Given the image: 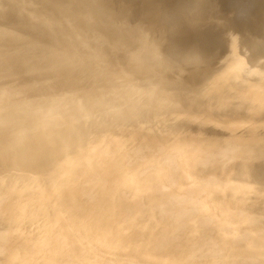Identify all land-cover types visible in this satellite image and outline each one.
<instances>
[{
    "label": "rangeland",
    "instance_id": "374dc122",
    "mask_svg": "<svg viewBox=\"0 0 264 264\" xmlns=\"http://www.w3.org/2000/svg\"><path fill=\"white\" fill-rule=\"evenodd\" d=\"M12 3H11V2ZM10 1H8V0H1L0 1V10H1V7L3 8V13H2V10L0 11V14L2 13V14H6V16H7V18L8 19H6V16L5 15H0L1 17H2V19L4 18V20H0V57L1 58H4V59H1L0 58V154H3L0 158H1V160H0V169L2 168V170L3 171H1L0 170V172H6L3 168H5V166L7 167L6 169H8L9 171H7V172H9L10 174H8L7 173V181H5L6 180V175L4 176L3 174H6V173H3V174H1L0 173V176L2 175L3 176V178H5V179H0V182H2V181H4V183H0V191H4V193L5 192H10V194L12 195L13 194V197L11 196V199H12V203H11V206L13 207V209L11 208V206L10 205H7V206H4V207H2L1 209H0V264H11V263H14V264H21V262H23L24 264H37L38 263V261L41 263V261L42 262H44V263H42V264H49L50 262H52L53 264H64V263H70V262H74V263H72V264H78L80 261H83L82 259H84V258H86V257H88L87 258V260H88V263H90L91 264V262H93L94 261V259H95V261H96V257H97V263L96 264H107L108 262H110V263H108V264H123L125 261L127 262L128 260H131V257L132 258H134V259H132L131 260V264L134 262V264H171L170 262H172L173 264H176V263H174L175 261L174 260H169V258L168 257H170V258H172V259H174L175 257L173 256V255H177L176 257H177V259L179 258V261L176 259V261H177V264H191L190 263V259H193L191 262H192V264H193V262H196V264L197 263H203V264H208L209 262H208V260L210 261L211 259H210V257L212 258V259H214V261H215V259H216V261L217 262H215L216 264L217 263H221V264H234V263H236V264H241V261L243 260V258H244V263L246 262H248L249 260H246L245 261V258H247L248 259V257L246 256L248 253H250L248 256H249V258H250V261L253 259V257L252 256H254V255H256L255 256V258L256 259H253L254 261H256V260H259V257L261 256V255H263V252H264V246H262V245H264V243L263 244H261L262 243V241L264 240V233H263V231H264V213H262V212H264V204H263V202H264V190H263V186H264V184L262 185V183H264V182H261V180L263 179V181H264V147H263V143H264V141H263V143H262V141L260 140V139H258V140H260V142H258L257 141V139H255V138H257V136H255L256 135V133H255V138L253 139V135L251 136L252 137V140H251V138H250V136L248 137L247 135H246V137L245 136H242V133H241V130L240 129H242L243 131L242 132H244V130H246V129H244V128H248V131L250 130V127H252L251 125H254L255 123V125H257V126H259V127H257V128H259L258 130H262V132H261V134L260 135H263L264 134V107L262 108V106H260V105H264L263 103H264V99L262 100V96H263V98H264V90H263V88H264V86H262L263 88H261V85L262 84H264L263 82H264V62L261 64L260 62V60L259 61H256L257 60V58L256 57H254V55L256 56V51L258 50V48H257V45H259L258 47L260 48L259 50H258V52L260 51V52H262V53H264V41H263V39L262 38H264V37H261V35H258V36H260V37H257V35L254 33V35L252 34L253 32H255V30L256 31H258V29L259 28H263L262 29V32L264 33V27H263V25H264V21H263V19H264V0H220V1H222V3L220 4L219 2L220 1H218L217 2V0H194V2L195 3H193L192 1L193 0H184V1H182L181 2V0H177L176 2L173 0V4L175 5V4H177L178 3V5L179 6H174V5H172L171 3L172 2H170V0L167 2V0L165 1V0H163V1H165L164 3H162L161 4V1H160V3L158 4L157 2H154V0L151 2H149V5H145L144 3H143V0H141V2H140V0H138L139 2H137V5H135V4H133L134 6H137V8H140V6H141V8H140V10H139V13H142V14H144L143 16L141 15H139V13H135V11L137 12L138 10H137V8L135 7L134 9H135V11L132 9V8H130L131 10H133V12L135 13V14H133L134 16H136V15H138L136 18H134V19H131L132 17H133V15H132V11L131 12H127L126 14H127V17L126 18H129V19H126L125 17V19L126 20H131V21H129L131 24V28H130V31H131V33H130V31H129V27L127 26V24H126V20L124 19H122L123 18V16H126V15H124V14H122L121 13V11L120 10H122V9H119V7L120 6H122L125 2L127 3V2H129L130 3V1H125V2H123L122 0H119V2L120 1H122V3L123 4H121V2L119 3L117 0V3H119V4H121V5H119V4H117V6L116 7H118V10L120 11V13H118V11H117V8H116V11H117V14H119L120 16L121 15H123L122 16V18H120V16L118 15V18H117V16L116 15H114V13H116V12H114L113 14H111V16L113 15V20H111L110 19V14H109V12H112V10H115V8H111L112 10L110 11L109 10V7H111L112 5H110V4H112L113 3V5L115 6V4H116V2H115V0L112 2V0L110 1V0H108V2H106L105 0H98V1H96V0H75V1H69V0H63V2L65 3V6L62 8V6L64 5L63 4V2H62V0L61 1H59V3H58V0H55L54 1V5H55V8H53L52 7V5H53V2H51L52 0H10ZM15 1V2H14ZM29 1V2H28ZM37 1H38V3H37ZM43 1V2H42ZM49 1V2H48ZM102 1V2H101ZM104 1V2H103ZM133 1H135V0H133ZM149 0H146V1H144V2H148ZM156 1H158V0H156ZM158 1V2H159ZM199 1H201V2H199ZM211 1H212V3H211ZM247 1H248V3H247ZM258 3H257V2ZM56 2V3H55ZM85 2H87V3H85ZM94 2V3H93ZM106 2V6H105V3ZM112 2V3H111ZM131 2H132V0H131ZM175 2V3H174ZM186 2H188V3H186ZM190 2H192V3H190ZM203 2V3H202ZM207 2H208V5H207ZM215 2H216V5L217 6H215ZM231 2V3H230ZM232 2H233V4H232ZM246 2V3H245ZM251 2V3H250ZM262 2V3H261ZM4 4V6H3V4ZM13 3H15V4H13ZM17 3H18V5H17ZM31 3V4H30ZM33 3V4H32ZM48 3V4H47ZM50 3H52V4H50ZM76 4V7H75V9L78 11V15L80 14V13H82L81 15H80V17L79 16H77V14L75 15H72L71 16V13H75L76 12V10L74 9V7H72L71 8V4ZM81 5H80V4ZM86 4V7L88 8H90L92 5H94V7L96 6V7H98L99 8V10L100 11H98V10H96V7H95V9H94V7L92 8V9H94L95 11L93 12V14H92V9L90 8H88V10L89 11H91L90 13L88 12V14L90 15V14H92V16L95 14V12H96V14L98 13V12H101V11H104L103 10V8L104 7H106L105 9L107 10V6H108V11L106 12V10L104 11L105 12V14L107 13V14H109V16H108V18L110 19V20H106V19H108L106 16L107 15H104V13L102 12V14L101 13H98L97 14V17H96V14L93 16V18H91V16L88 18L87 16H89V15H83L84 13H86L87 14V9H86V7H84L85 5L84 4ZM98 3H102L101 4V6H100V4H98ZM136 3V2H135ZM140 3H141V5H140ZM151 3V4H150ZM155 3H157V6H155L156 4ZM181 3V4H180ZM190 3V5H188ZM198 3V4H197ZM205 3V4H204ZM211 3V4H210ZM235 3V4H234ZM256 3V4H255ZM10 4V5H9ZM20 4H22V5H20ZM40 4V5H39ZM45 4H47L46 6H45ZM58 4V5H57ZM67 4H69V7L71 8V9H68V7H66L67 6ZM80 5L79 7L80 8H77V6L78 5ZM108 4V5H107ZM165 4V5H164ZM167 4H170V6H172L171 8H170V6L167 8ZM218 4L220 5V8H219V6H218ZM13 5V6H12ZM29 6V8H28V6ZM53 5V6H54ZM57 5V6H56ZM59 5H60V7H59ZM62 5V6H61ZM125 5V4H124ZM128 6L130 5V4H127ZM125 6L126 8H127V10L129 9V7L128 6ZM131 5H132V3H131ZM130 5V7H134V6H131ZM140 5V6H139ZM145 5V6H147L146 8H147V10L146 9H143V6ZM151 5V6H150ZM159 5V6H158ZM164 5V6H163ZM181 5V6H180ZM186 5H187V7H186ZM204 5V6H203ZM213 6V7H211V9H210V6ZM238 5H239V7H238ZM259 6L260 5V7H256L255 8V6ZM9 6V7H8ZM21 6V7H20ZM36 6V9L34 8ZM44 6V7H43ZM50 7V8H48V7ZM75 6V5H74ZM83 6V7H82ZM113 6V7H114ZM139 6V7H138ZM145 6H144V8H145ZM148 6H150V7H148ZM157 7V9H155V8H153V7ZM161 6V7H160ZM189 6H192L191 8L189 7ZM206 6V7H205ZM208 6H209V8H208ZM214 6H215V8H217V10L214 8ZM237 6V7H236ZM252 6V7H251ZM38 7H39V11H38ZM42 7V8H41ZM57 7H58V9H60L59 11H58V9H57ZM152 7V8H151ZM159 7V8H158ZM163 7V9H161ZM176 7H177V9L179 10V11H177V9H176ZM184 7H185V9H187V10H185L184 9ZM194 7V8H193ZM195 7H197L196 9H195ZM203 7H205V8H203ZM229 7V8H228ZM250 8V10H252L253 9V7H254V9L252 10V11H254L255 12V15L256 14H258L257 12H259V16H253V17H255V18H249L250 20H248V21H251V20H253V22H254V20H257L258 22L261 20V22L260 23H262L263 22V24H261L260 25V27H258V28H256L257 27V25H258V22H256L255 21V23H257L256 24V27L254 28L253 26L255 25V23L253 24V22H252V25H251V22H249L248 23V21L246 22L245 20V14H243L244 16H242V11H243V9L244 10H246L247 8ZM29 9V11H28V9ZM53 8V9H52ZM67 10H71L70 11V14H69V11H68V13L67 12H62V11H67ZM82 8H84V9H86V12L84 11V9H82ZM97 8V9H98ZM120 8H122V7H120ZM126 8H123V10L125 9V11H124V13L126 12ZM151 8V9H150ZM168 10H167V9ZM193 8V11L192 10H190V13L188 12L189 11V9H192ZM203 8V10H201V9ZM214 8V9H213ZM234 8H235V10H234ZM246 8V9H245ZM248 8V9H249ZM9 9V10H8ZM10 9H12V10H10ZM13 9H15L14 11H13ZM32 9V10H31ZM41 9V10H40ZM48 9V10H47ZM51 9L53 10V12H51ZM81 11H80V10ZM148 9H149V11H148ZM170 9H172V10H170ZM174 9V10H173ZM220 9V10H219ZM242 9V10H241ZM247 9V10H248ZM5 10V11H4ZM16 10H18L17 12H15ZM25 10H27V11H25ZM31 10V11H30ZM36 12H35V11ZM48 11V13H46V14H43V13H45V12H47ZM75 10V11H74ZM122 10V11H123ZM145 10V11H144ZM164 10H166L167 11V13L170 15L171 13L173 14V16L172 15H166L167 13L164 11ZM172 11V12H170V11ZM182 10V11H181ZM183 10H185V11H183ZM197 10H199V11H197ZM215 11L214 13H212V14H214V15H212L211 14V11ZM231 10L233 11V13L230 15L228 12H231ZM250 10H248V13L247 12H245L246 14H249L250 13ZM10 11V12H9ZM38 11V12H37ZM51 13H50V12ZM84 11V12H83ZM98 11V12H97ZM148 11V12H147ZM164 11V13H162V15L163 14H165V16L163 15H161V12H163ZM194 11H196V13L194 12ZM202 11H204V13H205V15H203L202 14ZM210 11V12H209ZM220 12V14H219V12ZM223 11H225V12H223ZM237 11H239V13L237 12ZM241 11V12H240ZM251 11V12H252ZM19 12V13H18ZM24 13V15H23V13ZM42 12V13H41ZM147 12V13H146ZM174 12H175V15H174ZM180 12V13H179ZM185 12H186V15H187V17L188 18H186V15H185ZM192 12V13H191ZM198 12V13H197ZM207 12H209L210 14H208ZM217 12V13H216ZM226 14V15H228L229 14V16H228V18L229 17H231V18H229L230 20H231V23H229L228 22V24L230 25H235V23H233V22H235L236 21V25L234 26L235 28H236V32L237 33H234L235 35L232 37V36H229V35H227V33L225 32L226 30L224 29V28H226V26L225 25H222V21L225 19V20H227V21H230V20H228V18H225V15L223 14ZM263 12V13H262ZM8 13V14H7ZM11 13H14V14H11ZM18 13V14H17ZM22 13V14H21ZM41 13V14H40ZM63 13H64V15H63ZM67 13V14H66ZM128 13H130L129 15L131 16V18L130 17H128ZM151 13V14H150ZM156 13H157V15H156ZM182 13V14H181ZM244 13V12H243ZM47 14H48V16H47ZM52 14H54V20H53V15ZM56 14V15H55ZM65 14H66V16H65ZM100 14H101V16H100ZM149 14V15H148ZM159 14V15H158ZM193 14V15H192ZM195 14H196V16H195ZM201 14H202V16H201ZM208 14V15H207ZM216 14V15H215ZM218 14V15H217ZM234 14V15H233ZM260 14H261V16H260ZM11 15H12V17H11ZM14 15V16H13ZM17 15V16H16ZM19 15V16H18ZM26 15H29V17L27 16V18H26ZM31 15V16H30ZM42 15V16H41ZM52 15V16H51ZM156 15V16H155ZM161 15V16H160ZM182 15H183V17H182ZM185 15V16H184ZM193 17H192V16ZM198 15V16H197ZM211 15V16H210ZM263 15V16H262ZM5 16V17H4ZM23 16V17H22ZM37 16V17H36ZM40 16V17H39ZM69 16H71V17H69ZM76 16V17H75ZM82 16H86V17H82ZM105 16V17H104ZM158 16V20H157V22H154V23H151V24H156V23H158L156 26H154L153 27V25H151V24H149L150 23V21L151 22H153V21H156V19L154 20L153 18H155V17H157ZM169 16V17H168ZM178 16L180 17V19L181 20H179V19H176V18H178ZM189 16H190V18H189ZM219 16V19L217 18ZM234 16L236 17V16H238V21H240V22H242V23H247V24H243V26H245L246 27V30H247V28L249 27V25H251V29H254L253 31H251V35H253V36H251V40L250 39H248V38H250V34H248L246 31H244L245 30V27H243L242 25H240V24H242V23H240V22H238L237 20H235L234 19ZM13 17H14V19H13ZM18 17H19V20H18ZM42 17H45V19L43 18L42 19ZM47 17V18H46ZM48 17H49V19H48ZM75 17V18H74ZM94 17H96L95 19V21H97V18H98V20H101V21H103V22H101V21H97L98 23H103V25H101V23L100 24H98V26L97 27H95L94 28V26H95V24H96V22H94V23H91L90 21V23L91 24H93V26H91V28H90V26H88L87 24H90V23H88V22H85L86 20H91V19H93V21H94ZM100 17H101V19H100ZM104 17V18H103ZM140 17H142V18H140ZM145 17V18H144ZM147 17V18H146ZM153 17V18H152ZM159 17H161L163 20H167L168 19V21H169V19H170V21L167 23V22H165L166 24H165V27H167V25L171 22V23H173L171 26H172V28H164V25H163V23H160L161 21H162V19L161 18H159ZM171 17V18H170ZM199 17H201V19H199ZM202 17H203V19L205 20L204 21V23L206 24V22H208V20H210V18H211V22H212V17L215 19V21H213V22H215V24H218V25H215L213 22V24L212 23H208V24H210V27L208 26L207 27V25L208 24H206V26H205V24L204 23H202V25H204L205 27H203L202 25H201V23H200V26L201 27H199V24L197 23V21H198V19L202 22ZM210 17V18H209ZM242 17V18H241ZM259 17H261V18H259ZM11 18V19H10ZM21 18H22V21H21ZM26 18V19H25ZM38 18L40 19V20H38ZM58 18V19H57ZM68 18H70V21L68 20ZM76 18H78L77 19V21L79 20L80 21V23H79V21L77 22V21H75L76 20ZM83 18H84V20H83ZM87 18V19H86ZM106 18V19H105ZM112 18V17H111ZM137 18H140V19H138V21L139 22H142V21H140V20H146V19H148L147 21V24H144L145 22L143 21V23L141 24V23H139L140 24V26H141V28L144 26V25H147V26H149L150 25V27L149 28H147V26H146V28L147 29H150L151 28V32L150 31H146L147 29L145 28V26H144V28L145 29H137V28H135V26H137L138 25V23H137ZM206 18V19H205ZM240 18H241V20H240ZM244 18V19H243ZM13 19V20H12ZM25 19V22L23 21ZM34 19H36L35 21H32V20ZM172 19V20H171ZM177 20V21H174V20ZM183 19H186L185 20V22L184 23H182L184 20ZM217 19V20H216ZM9 20V21H8ZM28 20H29V22H28ZM48 20V21H47ZM56 20V21H55ZM62 20H64V21H67V24L69 23L70 24V26L71 25H74V26H76L77 27V29L78 30H80L81 29V26L80 25H83L84 24V22H85V24H84V26H82V28H85L86 26L87 27H89V30H90V33H88L89 32V30L87 29V31H82V32H78L79 34H82V35H85V36H83L82 37V35H79V36H77V29L76 30H74V26H68V25H64V24H66V22L63 24V23H59L60 21L62 22ZM71 20H74V24H72V22H71ZM116 20H119L120 22H122L121 24H120V22L119 21H117L119 24H117V22H115ZM133 20H134V23H136L135 25H133ZM136 20V21H135ZM180 22H179V21ZM196 21V23H197V26H196V24H195V22H194V24L195 25H191V27L189 26V22H187V21ZM207 20V21H206ZM221 22H220V21ZM232 20H235V21H232ZM243 20H244V22H243ZM5 21H7V22H5ZM40 21V23H41V21H42V24L45 22V24H47L49 27H50V29L49 30H51V31H48V33L46 32L47 31V28H49L47 25H45V24H43V25H45L46 26V31H43L44 30V28H45V26H44V28H43V30L41 31V28H39V30L38 29H36V28H33L34 26H32V24L33 25H35V24H37L38 22ZM44 21V22H43ZM63 21V22H64ZM92 21V20H91ZM92 21V22H93ZM107 21H109L108 22V24L106 25V23H107ZM158 21H160V22H158ZM209 21V22H210ZM217 21H219L220 22V25H219V22H217ZM31 22V23H30ZM34 22H36V23H34ZM51 22V23H50ZM52 22H54V23H52ZM71 22V23H70ZM114 22V23H113ZM129 22H127L128 23V25H129ZM163 22V21H162ZM179 24H178V23ZM217 22V23H216ZM226 22V21H225ZM6 23V24H5ZM77 23V24H76ZM105 23V24H104ZM116 23V24H115ZM124 23H125V26H124ZM181 23V24H180ZM189 23V24H188ZM192 23V22H191ZM223 23H224V21H223ZM233 23V24H232ZM240 23V24H239ZM26 24V25H25ZM29 24H30V26H29ZM39 24V23H38ZM51 24V25H50ZM55 24V25H54ZM61 26H60V25ZM79 24V25H78ZM115 24V25H114ZM144 24V25H143ZM193 24V23H192ZM238 24V25H237ZM24 25V26H23ZM28 25V26H27ZM99 25H101V27L99 26ZM104 25H106V27L107 28H105L104 27ZM118 25V26H117ZM158 25H160L159 27H158ZM163 25V26H162ZM178 25H179V28H177L178 27ZM184 25V26H183ZM211 25H213V27H211ZM214 25L218 28V27H220L219 29L221 30H223L224 29V31L222 32H220L219 33V29H217L216 27H214ZM223 26V28H222V26ZM239 25L243 28V29H241V27H239ZM30 29H32V32H30L29 30L27 31V27ZM36 26H38V25H36ZM41 26V25H40ZM40 26H38V27H40ZM56 26V27H55ZM64 26V27H63ZM67 26L69 27V30H68V28H67ZM122 26V29H120L121 31L122 30H124V32L126 33H123V32H121V34L123 35V37L121 38V34L119 35V33H120V30H119V27H121ZM176 26V27H175ZM185 26H187V27H185ZM248 26V27H247ZM262 26V27H261ZM41 27H43V26H41ZM59 27H61V28H59ZM78 27H80V28H78ZM86 27V28H87ZM93 27V28H92ZM109 27V28H108ZM162 27V28H161ZM194 27H196V29L197 28H199V29H197V31L195 30V28ZM206 27L208 28V29H206ZM234 27L232 28L231 26L230 27H227L226 29H230V28H232V29H234ZM240 28V31H242V32H240V33H238L239 32V30H238V28ZM253 27V28H252ZM65 28V29H64ZM67 28V29H66ZM70 28H72L71 30H70ZM101 28H103V29H105V30H103V31H101L102 29ZM117 28H118V30H117ZM135 28V29H134ZM159 28H161V29H164L163 31L161 30V29H159ZM175 28V29H174ZM193 28H194V30L196 31H193ZM201 28H203V30H206V31H202V29ZM210 28V29H209ZM211 28H215V29H217V31H218V33L220 34V36L222 35H224L225 37H227V36H229V37H227L228 39H226L224 36L222 37L221 36V39L220 40H222V39H225V41L227 42V45L228 44H230V42H231V46H229V48H228V46H227V48H225L224 46H221V45H219L221 42H220V40L217 38V39H215L216 37L215 36H212V34H213V32H210V31H212L213 29H211ZM21 29V30H20ZM34 29H36V31L34 30ZM91 29H95V31L96 32H94V31H92ZM97 29V30H96ZM99 29H101V30H99ZM108 29V30H107ZM133 29H134V33H136V34H142L143 33V30L145 31V32H147V35H148V33L150 32V34H149V36H147V35H143V34H145V32L142 34V35H137V36H140V37H137L136 36V34H134L135 35V38H137L136 40H134L133 41V39H135V38H133L132 37V31H133ZM155 29V30H154ZM166 29V30H165ZM200 29H201V32H199L200 31ZM231 29V30H232ZM35 31V33L33 34V32ZM84 30V29H83ZM101 31L102 33H105L104 31H106V33L109 35V38H110V40H111V38H112V40H114L115 39V41L117 42V43H121V44H119L120 46L122 45H124L122 48L120 47V46H118L117 45V47L119 48V51H118V49H117V47H114L115 45L113 44L114 43V41L112 42V41H109V38H107L108 37V35L106 34H104L103 36H105L106 37V39H108V41L107 40H105V42L106 43H102V41H104V39H105V37H103V36H99V33H97V31ZM113 30H115L114 32H113ZM137 30H139L140 32H138L137 33ZM154 30V31H153ZM171 30L173 31V32H177L175 35H173V36H169V37H167L168 35H169V33H166L165 34V31L167 32H171ZM178 30V31H177ZM208 30H209V32H208ZM230 30V31H231ZM72 31V32H71ZM75 31H76V33H75ZM91 31L93 32V35L92 36H95L96 34L95 33H97V37L98 38H100V37H102V38H104V39H102V41L100 40H97L96 42H95V40H96V38H94L93 37V39L94 40H92V36H90L92 33H91ZM98 31V32H99ZM119 31V32H118ZM155 31L157 32V34L155 33ZM162 33V35H163V33H164V35H163V37H162V35H160L161 33ZM187 31H188V33H187ZM213 31H215V35L216 36H219L216 32V30H213ZM228 31V30H227ZM83 32H85V33H83ZM100 32V33H101ZM142 32V33H141ZM152 32H154L155 34H156V36H154L155 34H153ZM198 32V33H197ZM205 32V33H204ZM260 32H261V29H260ZM262 32L260 33V34H262ZM40 33H42V35H40ZM44 33V34H43ZM55 33V34H54ZM113 33L115 34V36L113 35ZM128 33V34H127ZM152 33V34H151ZM209 33H211V34H209ZM229 33V32H228ZM257 33V32H256ZM36 34H39V35H36ZM47 34H48V36H47ZM238 34V35H237ZM243 34H245V35H243ZM257 34H259V33H257ZM79 37V38H83V40H81L82 41V43L83 44H80L81 43V41H80V39H79V41H77L78 40V38H74V37ZM89 35V36H88ZM119 35V36H118ZM125 35H126V37H125ZM127 35H128V37H127ZM230 35H232V34H230ZM239 36L240 38L238 39V37L237 36ZM256 35V36H255ZM146 38H148L149 37V40L148 39H146ZM150 36H151V38H150ZM157 37L158 38V36H160V38H158V40H159V42L160 43H162V44H160L159 42H158V40H157V38L156 39H152L153 37ZM210 36V37H209ZM219 36V37H220ZM241 36H245V37H247V39L244 37V39H246L245 40V42L243 41L244 39L241 37ZM262 36H264V34H262ZM7 37V38H6ZM50 37V38H49ZM86 37V38H85ZM121 38L120 40H118L117 38ZM133 39H132V38ZM143 39H146V41L145 40H143ZM236 37V42H235V38ZM8 38H10V39H8ZM81 38V39H82ZM89 38V41H90V39L92 40V41H90V42H88L87 41V39ZM97 38V39H98ZM123 38H125V39H129V41H124L123 42ZM130 38H131V40H130ZM166 38V39H165ZM259 38V43L256 41L257 39ZM119 41H117V40ZM141 39H142V43L141 42H139V41H141ZM150 39H152L151 41H150ZM209 39H212V40H215L214 42H216L215 44H213V43H211V40H209ZM230 39V42L228 41ZM231 39L232 40H234V43H233V41H231ZM256 39V40H255ZM85 40L87 41V44L88 43H92L93 41L97 44H94V45H96V46H92V44H91V46H92V48L94 47V50H92V48L90 47V44L89 45H87L88 46V49L89 50H87V46H85V47H83L84 45H86V43H85ZM153 40H157V41H153ZM163 40V41H162ZM219 40V41H218ZM240 40H242L245 44H243ZM252 40H253V42H252ZM58 41V42H57ZM124 43V44H122V42ZM131 41H133L132 43H131ZM135 41L137 42V43H135ZM209 41H210V43L211 44H213L211 47H213V48H211L210 47V45H208L209 44ZM241 42V44L243 45H241L239 42ZM252 43H251V42ZM77 42V43H76ZM80 42V43H79ZM93 42V43H94ZM97 42H101V44H103V45H100V44H98ZM112 43L111 45L114 47V48H116V50H117V52H119L120 53V56L122 57V58H119V56H117V57H115V59H113V60H111L112 61V63H109V62H111V61H109L110 59H112V57H114V56H116V55H114V48H112L113 50V53L111 52V49H110V47L108 48V46H111L109 43ZM115 42V43H116ZM127 42V43H126ZM128 42H129V45H132V47L134 46L136 49H134V47L132 48V47H129V45H128ZM148 44V46H147V44ZM224 42V41H223ZM250 44H249V43ZM6 45H5V44ZM53 43V44H52ZM85 43V44H84ZM141 43V45H143V46H141V48H139V45L138 44H140ZM201 43V44H200ZM247 43V44H246ZM255 43V44H254ZM4 44V45H3ZM11 44V45H10ZM108 44V45H107ZM127 44V45H126ZM145 44V45H144ZM160 44V45H159ZM222 45H223V43H221ZM225 44V43H224ZM234 44V45H233ZM236 44H238L239 46L237 47V48H234V47H232V45L233 46H237ZM253 45V47H252V45ZM82 45V47H80ZM101 47H100V46ZM105 45V46H104ZM107 45V46H106ZM138 45V46H137ZM154 45V46H153ZM157 45V46H156ZM219 45V46H218ZM245 45H249L250 47H251V49L253 48V51H254V47H256V50H255V52H251L252 54L249 56V58H247V57H243V56H245V54L247 53V54H249L248 52H249V50L247 51L246 49L249 47V46H247L246 47V51L244 50V48H245ZM63 46V47H62ZM78 46V47H77ZM102 46H104V47H102ZM125 46H128L129 48H131V49H129V48H125ZM147 46V47H146ZM158 46H162V47H158ZM204 46V47H203ZM214 46H215V48H214ZM240 46H242V50L240 49ZM17 47V48H16ZM59 47V48H58ZM60 47H62V49L60 48ZM75 47V48H74ZM96 47H98V49H96L95 50V48ZM107 47V48H106ZM137 47H138V50L140 51V53H139V51L137 50ZM144 47H145V49H144ZM209 47H210V49H209ZM225 48V49H229V51H227V50H223L222 48ZM230 47L232 48V51L230 50ZM250 47H249V49H250ZM70 48V49H69ZM80 48V49H79ZM100 48V49H99ZM121 48V49H120ZM219 48V49H218ZM239 48V49H238ZM10 49V50H9ZM90 49L92 50V52H94L95 51V53H93V55H92V52L90 53ZM123 49V50H122ZM126 50V52H125V50ZM136 50L134 53H129L128 54V52H130L131 50ZM144 50V51H141V50ZM150 49H151V51H150ZM153 49V50H152ZM206 49V50H205ZM209 49V50H208ZM223 51H222V50ZM240 50V51H245V54L243 55H241V52H239L238 50H237V52H238V54H236V51L235 50ZM250 49V50H251ZM4 52H3V51ZM16 50V51H15ZM18 50V51H17ZM87 50V51H86ZM116 50H115V52H116ZM122 50V51H121ZM129 50V51H128ZM132 50V51H133ZM175 51L176 52V54H177V56L178 57H172V58H174V60H175V62H176V64L177 63H180L181 62V59H184V62H185V65L181 68V65H180V68L178 69V71L177 72H174L173 71V65H172V63H174V61H169L168 60V58H167V56H165V55H168V51ZM21 51V52H20ZM88 52V53H86V52ZM121 51V52H120ZM154 51V53H152V54H150L149 52H153ZM163 51V52H162ZM235 51V53H233ZM244 51H243V53H244ZM18 52H19V54H18ZM62 52V53H61ZM139 54H138V53ZM144 52H145V54H144ZM41 53H43V54H41ZM68 53V54H67ZM102 53V54H101ZM110 53V54H109ZM135 53L137 54V55H135ZM142 53H143V56H140V55H142ZM162 53V54H161ZM184 53V54H183ZM232 53L236 56V55H238L239 57H240V59L238 58V57H236V58H234L233 56L231 57V55H232ZM254 53V54H253ZM23 54V55H22ZM59 54H61V55H59ZM63 54V55H62ZM95 54V55H94ZM125 54H126V56H125ZM129 55V57H128V55ZM188 54H196V55H199L200 57H203V60L199 63V65H196L195 63H194V58L195 57H192V56H190V55H188ZM66 55V56H65ZM71 55H74V56H72L71 57ZM89 55H92V56H89ZM114 55V56H113ZM118 55V54H117ZM130 55H132V56H134V57H132V56H130ZM140 56V58L139 57H137V56ZM152 55H154V56H152ZM186 55H188V56H186ZM224 55V56H223ZM264 55V54H263ZM26 56V57H25ZM82 56V57H81ZM98 56V57H97ZM124 56H125V59H124ZM163 58H162V57ZM242 56V57H241ZM24 57V58H23ZM46 57V58H45ZM66 58V60H65V62H64V59ZM74 57H76V58H74ZM95 57V61H93L94 58ZM142 57H143V59H142ZM154 57V58H153ZM160 57H161V59H160ZM221 57H223V58H221ZM22 58V59H21ZM59 58H61V62H60V59ZM64 58V59H63ZM72 58H74V59H72ZM84 58V59H83ZM100 58H102V59H100ZM107 58L109 59L108 61H107ZM128 58V59H127ZM238 58V60L241 62H245V60L247 61V67H246V62H245V64H243V63H239V62H237L236 61V63H239V66H241L242 64L243 65H245V66H243L242 68H245V69H239V67L237 68V66L235 67V65H234V63H235V60L234 59H237ZM247 58V59H246ZM70 59V60H69ZM78 59L80 60V59H83V62L85 61H88L89 62V66L88 65H86V63L82 66V64L83 63H81L82 62V60H81V62L79 63H76V60L78 61ZM93 59V60H92ZM118 61H117V60ZM121 59V60H120ZM137 59V60H136ZM141 59V60H140ZM157 59H160L159 61L157 60ZM242 59V60H241ZM244 59V60H243ZM5 60V61H4ZM50 60V61H49ZM68 60H69V62H68ZM75 60V61H74ZM92 60V61H91ZM105 60V61H104ZM119 60H120V62H119ZM142 60H143V62H142ZM232 60V62H234V63H232V62H230ZM234 60V61H233ZM55 61V62H54ZM63 61V62H62ZM72 61V62H71ZM96 61H98V62H96ZM113 61H115V63L113 62ZM123 61H124V63L126 62V66L124 65H122L123 66V68H122V66L121 65H119L120 63L122 64L123 63ZM264 61V60H263ZM37 62V63H36ZM41 62H42V65H41ZM47 62H49V63H47ZM58 64H57V63ZM60 62V63H59ZM70 62H71V64H70ZM94 62H96V64L98 63V64H100V62H101V64L98 66H96V64L94 63ZM105 62L107 63V65L105 64ZM117 62H119V63H117ZM137 62H138V66H137ZM223 62V63H222ZM228 62H229V64L230 63H232V64H230L231 66H229V67H227V68H229V70L227 69V72H224V73H226V75L225 76H223V75H221V74H224L223 73V71H224V69H225V67H224V65L226 66V64H228ZM255 62L256 63H259V65H260V69L258 70V71H255V72H252L253 73V75H252V73L250 72L251 70H250V67H252L253 66V64H255ZM23 63V64H22ZM47 63V64H46ZM62 63H64L65 65H66V67H64L65 65H62ZM74 63H75V65H74ZM90 63H92V65L90 64ZM104 63V64H103ZM223 65H222V64ZM226 63V64H225ZM235 63V64H236ZM250 63H251V65H250ZM49 64H50V66H49ZM116 64V65H115ZM128 64H130V66L131 67H133V69L136 67L137 69H134V70H137V71H139V72H141L142 71V76H139L140 74L139 73H135V74H133V71H131V69L130 70H128L129 68H130V66L129 67H127L128 66ZM228 64V65H229ZM241 64V65H240ZM52 65H53V67H52ZM59 65H60V68H59ZM67 65H69L68 67H67ZM72 65H74V67L76 66V68L77 67H79V68H77V70H76V68H74V67H72L71 68V66ZM87 66V67H84V66ZM93 65L94 66H96V67H94L95 69H94V72H95V74L97 75H95L94 74V72H93V70H92V68L91 67H93ZM104 65H105V67H104ZM116 67H115V66ZM134 65V66H133ZM140 65V66H139ZM146 65V66H145ZM221 65H222V67H221ZM227 65V66H228ZM237 65V64H236ZM30 66V67H29ZM45 66V67H44ZM46 66H47V68H46ZM82 66V67H81ZM121 66V67H120ZM42 67H44V68H42ZM57 67V68H56ZM61 67H63V69L65 70V75H68L69 73V75H68V78L66 79H64V77H67V76H65V75H63V73H64V71H63V69H61ZM90 67V68H89ZM102 67V68H101ZM108 67H113L114 69L111 71V69H110V71H109V68ZM118 67V68H117ZM127 69H126V68ZM140 67V69L138 70V68ZM146 67H148L147 69H146ZM152 67H153V69L155 70H152ZM221 67V68H220ZM237 68V69H239V70H241V72L243 71V70H245L244 71V73L242 72V74H243V76H242V78L243 77H245V79L246 80H248V81H251V83H252V86H251V83L250 84H246V83H248V81L246 82V80L243 78H241V79H239V77H241L239 74V76L237 75V77H238V80H240V81H242V82H239L238 80L236 81V76H234V75H236L238 72H239V70L237 71V73L235 72V69H234V71H232L231 70V72L233 73V74H229V73H231V72H229L230 71V69L231 68ZM50 68V69H49ZM66 68H68L67 69V71H66ZM71 68V69H70ZM82 68V69H81ZM86 70H85V69ZM119 68L121 69V70H119ZM160 68V69H159ZM220 68V69H219ZM16 69H17V71H16ZM46 69V70H45ZM49 69V70H48ZM79 69V70H78ZM91 69V70H90ZM124 71H123V70ZM132 69V70H133ZM152 71H151V70ZM212 69H214V70H212ZM218 69V70H217ZM236 69V70H237ZM247 69V70H246ZM10 70V71H9ZM48 70V71H47ZM70 70V71H69ZM80 70H82V71H80ZM117 70V71H116ZM130 71V72H132V73H128V71ZM143 70H145V72H149V70L152 72H149L148 73V75H150V73L151 74H153V75H150V77H148V75H147V77H146V79L147 78H149V82H148V80H146L145 81V74L143 75V73H145V72H143ZM147 70V71H146ZM163 70V71H162ZM217 72H216V71ZM222 70V71H221ZM226 70V69H225ZM53 72L52 74H50L51 72ZM79 71L81 72V73H86L87 72V74L88 73H92V75L91 74H85V76H84V74H81V73H79ZM114 71V72H113ZM120 71V72H119ZM123 71V72H122ZM125 71H126V74H125ZM153 71H154V73L155 72H157V73H153ZM161 71V72H160ZM47 72V73H46ZM72 72V73H71ZM79 74H81V75H79ZM103 72H105V73H102ZM110 72H112V73H110ZM214 74H213V73ZM218 72H219V74L221 75V76H218L219 74H218ZM240 72V73H241ZM19 73V74H18ZM21 73V74H20ZM26 73V74H25ZM43 73V74H42ZM60 73H61V75H63V78H62V76L60 75ZM66 73H68V74H66ZM109 74V76H108V78L110 79V77L113 75V77H111L112 79H110V81H113V82H111V83H114V84H112V85H110V83H109V85L111 86V87H109V89L107 88V86L108 85H106L105 86V84H103L104 86H105V88H106V90L105 89H103L102 87L103 86H101L100 84L103 82V83H105L106 81H107V75ZM209 73H212V74H209ZM227 73H228V75H227ZM236 73V74H235ZM255 73V74H254ZM15 74V75H14ZM50 74V75H49ZM98 74H99V76H98ZM110 74H112V75H110ZM121 74H123V76H124V74L126 75V77H127V74H129V76H128V78H125L127 81L129 80V78L130 79H132L133 77H134V79H132L133 81L131 82L130 80L127 82V83H131V84H127L126 83V80L123 78V80L121 79V77H123V76H121ZM164 74H165V76H164ZM209 74V75H208ZM216 74V75H215ZM247 74V75H246ZM26 75V76H25ZM46 75H48L47 77H46ZM52 75V79L51 80H49L50 78V76ZM54 75V76H53ZM71 75V76H70ZM72 75H74L75 77H72ZM76 75H78V76H76ZM83 75V77L85 78L86 76L87 77H89V75L91 76V79L93 78V75L95 76L94 77V80H96V82L93 80H91V79H89V84H88V78L86 77L85 79L83 78V77H81ZM121 76V77H118V78H116L117 80H114L115 79V76L117 77V76ZM130 75H134L133 77H131ZM138 75V76H137ZM155 75V76H154ZM157 75L158 76H160V79H158V77H157ZM163 75V76H162ZM207 75L209 76V77H207ZM211 75H212V77H211ZM214 75V76H213ZM229 75H231V76H229ZM233 75V76H232ZM250 75V76H249ZM255 75V76H254ZM259 75V76H258ZM28 76V77H27ZM59 77V79H57L56 77ZM104 76H106V77H104ZM152 76V77H151ZM154 76V77H153ZM204 76H206V80H208V81H210V79H213L212 81H214L215 80V82H216V84H215V82L212 84L211 83V81H210V85L209 86H206L205 85V87L204 86H200V84L198 85V87H197V84L199 83V81L200 82H202V84H208V82L206 81V82H204L205 80L203 79V77ZM218 76V77H217ZM225 78V79H223V77ZM229 76V77H228ZM253 76V77H252ZM22 77V78H21ZM27 77V78H26ZM53 77L56 79V82L57 83H54V85H52V86H49V85H51V83L50 82H52V80H53ZM60 77L62 78V81L64 82V80H66V82L68 81V80H71L72 79V81H75V82H72L71 81V83H74V84H72V86H70L71 85V83H69L68 85H66V82L65 83H61V84H59L60 82H62V81H60L59 83H58V80H60ZM77 77H78V79H77ZM139 77V78H138ZM161 77H162V80H161ZM181 77V78H180ZM211 77V78H210ZM214 77H216V78H219V80L218 79H214ZM222 77V78H221ZM226 77H228L229 79H231L230 80V82H227V81H229V79L226 81ZM231 77V78H230ZM232 77H235V78H232ZM262 77V78H261ZM49 78V79H48ZM97 78V79H96ZM102 78H103V80H102ZM140 79V83H139V80L138 79ZM143 78V79H142ZM153 80H152V79ZM164 78V79H163ZM202 78V79H201ZM209 78V79H208ZM223 79V80H225V81H223V85L220 83V82H222L221 81V79ZM257 78L259 79V80H257ZM23 79V80H22ZM45 79L47 80V81H45ZM64 79V80H63ZM75 79H77V80H75ZM100 79V80H99ZM106 79V80H105ZM120 79H121V81H122V83L120 82ZM156 79V80H155ZM157 79H158V81H157ZM2 80V81H1ZM78 80H80V81H84V82H86V85H85V83L83 82V84H81V85H79L80 84V81H78ZM91 80V81H90ZM98 80H99V82H98ZM134 80L136 81V82H134ZM152 80V81H151ZM163 80H165V81H163ZM204 80V81H203ZM216 80H218V82L220 83V85H218V82L216 81ZM246 82V83H244V81ZM49 81V82H48ZM102 81V82H101ZM168 83H167V82ZM171 81V82H170ZM184 81V82H183ZM198 81V82H197ZM235 81L237 82V84L235 83ZM4 82V83H3ZM46 82V83H45ZM54 82V81H53ZM93 82H95V84L97 83V85H95ZM101 82V83H100ZM109 82V80L107 81V83ZM116 82L118 83V82H120V83H118L119 84V86H120V88H121V90L123 91V89L125 88V89H132L133 88V86L134 87H136V88H138L139 87V89H137V92H136V89H135V92L136 93H138V92H140V93H138L139 95H140V98L142 97V101H143V98H144V95L143 94H145L146 96V98H144V100L145 101H140V99H135L134 98V96H135V92H134V88L131 90L132 92H130L129 91V97L132 95H134L133 96V98H134V100H132L133 98H129L128 97V95L127 94H122V92H121V90H120V88L117 86L116 87ZM145 82H146V84H148V85H146L145 84ZM148 82V83H147ZM152 82V83H151ZM159 82V83H158ZM182 82V83H181ZM197 82V83H196ZM227 82V83H226ZM239 82V83H238ZM48 83V85L46 86V84ZM50 83V84H49ZM98 83H100L99 85H98ZM106 83V84H107ZM126 83V84H125ZM134 83V85H132ZM139 85V86H137V84ZM155 83V84H154ZM172 83V84H171ZM231 83H232V86L234 87V85H235V89L233 88H231V87H229V84L231 85ZM246 84V85H244V84ZM253 83L254 84H258V83H260V85H259V87H258V85H253ZM24 84V85H23ZM26 84H28V85H26ZM53 84V83H52ZM55 84L57 85L56 86V88L58 89V87H59V90H57L54 86H55ZM97 87L98 86V88H99V90H97L95 87H94V85ZM122 84H125V86L127 87H125L124 85H123V87L121 86ZM193 84V86H191ZM196 85V87L198 88H193L195 85ZM201 84V85H202ZM214 84L216 85V87L217 86H220L219 88H214L213 86H214ZM226 84V85H225ZM242 84V85H241ZM59 85H61V86H59ZM63 85V86H62ZM64 85H66V86H64ZM90 85H91V87H90ZM131 85V87L129 88V86ZM141 85V86H140ZM184 85V86H183ZM211 85H213L212 87H211ZM228 85V88H230V91H232L235 95H233L230 91V93L227 91V93H229V95H231V96H233V98L231 97V98H229V97H227L226 96V94H225V97H223L224 96V93H225V91L227 90V86ZM244 85V86H243ZM43 86V87H42ZM67 86H69V87H67ZM83 86H85V88H83ZM114 88H113V87ZM146 86V87H145ZM186 86V87H185ZM242 88H241V87ZM52 87V89H50ZM80 87H82V88H80ZM86 87H88V89L86 88ZM149 87V88H148ZM172 89H171V88ZM192 87V88H191ZM200 87V88H199ZM203 89H202V88ZM245 87V88H244ZM249 87V88H248ZM257 87V88H256ZM47 88H48V91H47ZM66 89V90H64V93H62L61 94V96L60 95H58V94H60L61 93V89ZM101 88L104 90V91H107V93H108V91L110 92V90H111V88L113 89L112 90V92L114 93V94H112V92L110 93V94H112V97H114L115 96V94L116 93H118L119 92V94H116V95H118L117 97H115V99H117V100H115V101H113V99L114 98H110L111 97V95L109 96V97H107L108 95L103 91V90H101ZM115 88H117V89H119L118 90V92H116L117 91V89H115ZM141 88V89H140ZM176 88V89H175ZM204 88H206L205 90H204ZM209 88V89H208ZM213 90H211V89ZM220 88L222 89V90H224V91H220ZM226 88V89H225ZM236 88H237V92H235L236 91ZM250 88L252 89L251 91H249L250 90ZM259 88V89H258ZM68 89H70V90H68ZM79 89V90H78ZM86 89V90H85ZM108 89V90H107ZM125 89H124V91H123V93H128L127 91H125ZM188 89H190L191 90V92H190V94H187V91H188ZM194 89H196L195 91H196V94H195V92H194ZM214 89H216V90H218L219 89V93H218V91L216 92V90H214ZM232 89V90H231ZM241 90V92L239 91V90ZM243 89V90H242ZM258 89V90H257ZM85 92L84 94H83V92ZM90 90H97L98 91V93H99V91H103L107 96H105V94L102 92V94H103V96L105 97V98H107V101L106 100H104L103 99V97L101 96V92L98 94L97 93V91L95 92V91H93V92H91ZM171 90V91H170ZM185 90V91H184ZM193 90V91H192ZM206 90H207V92L209 93H211V92H213V94L212 95H210V93H209V95H208V93L206 92ZM229 90V89H228ZM235 90V91H234ZM260 94H258V95H256L257 94V92ZM65 91H67V92H65ZM77 91H80V94H79V92H77ZM87 91V92H86ZM170 91V92H169ZM197 91H198V93H197ZM199 91H205L204 93L203 92H200L199 93ZM248 91V92H247ZM59 92V93H58ZM63 92V91H62ZM69 92V93H68ZM88 92L90 93V94H88ZM135 94H134V93ZM180 94H179V93ZM193 92V93H192ZM214 92H216L217 94H219L218 96H219V98L217 97V95L216 94H214ZM222 92H224V93H222ZM238 92H240V93H242V94H240V93H238ZM243 92H245L246 94H248L249 93V95H244V93ZM251 92H254V93H251ZM68 93V94H67ZM72 93V94H71ZM93 93V94H92ZM96 93V94H95ZM123 95V96H127V99H129L128 101H129V103L127 102V99H125L126 97H124L123 99H125L126 100V102H125V100H123V99H121L120 97H123L121 94ZM132 93V94H131ZM142 93V94H141ZM204 94V98H207L206 100H207V102L205 101V100H203L202 99V97H201V95L203 96V94ZM205 93H206V96H205ZM222 95H221V94ZM263 93V94H262ZM55 94H57L58 95V97L60 96L61 98H62V95H63V99L65 100L64 102H63V99H62V101H61V98H57L56 96H55ZM78 94V96H83L82 98H84V100L82 99V98H80V97H78V96H76ZM92 94V95H91ZM99 95V98H100V100H101V98L103 99L102 101H100V102H102V104L100 103V102H98V95ZM137 94V96H136V98L139 96ZM185 94H187L188 95V97H187V95H185ZM192 94V95H191ZM197 94H199V95H197ZM239 94H240V96H239ZM89 95V96H88ZM93 95H95L94 97H93ZM97 95V96H96ZM114 95V96H113ZM119 95H121L120 97H119ZM190 95L192 96V99H194L193 101H192V99H191V97H190ZM196 96L195 98L193 97V96ZM207 95H208V97H207ZM213 95H215L216 96V98H215V96L212 98V96ZM251 95V96H250ZM255 95H256V97H255ZM66 96V97H65ZM131 96V97H132ZM175 96H176V98L178 97L179 99H177L180 103H182L181 101H183V103L180 105L181 106V108H180V106H179V104L178 105H176L175 104V102H177L178 103V101H176V99L175 100H173L174 98H175ZM186 96V97H185ZM199 96V97H198ZM210 96H211V98H210ZM220 96H221V98H220ZM238 96V97H237ZM247 96V97H246ZM76 97H78V98H76ZM180 97H182L184 100H181L180 99ZM201 97V99L203 100V101H201V99H199ZM242 97H244V100L242 99ZM91 98H94L93 99V102H94V100L96 99L97 101H95V102H98L97 104L96 103H94V104H96V105H94L93 104V102H92V99ZM112 100H110V99ZM139 98V97H138ZM173 98V99H172ZM190 98V99H189ZM197 98V99H196ZM220 99L219 101H221L220 103H224L225 101H227L228 102V104H227V102H225V104H226V106L228 107V108H231L232 110H230V109H228V111H227V108L225 107V104L224 105H222L221 104V107L222 106H224L223 107V109H221L220 108V106H219V104L217 105L215 102H216V99ZM245 98H247L246 100H245ZM254 98V99H253ZM258 98H259V100H258ZM60 101H59V100ZM74 99H77V100H74ZM79 99H82L83 101H84V103H79L78 101H79ZM87 99V100H86ZM90 99V100H89ZM132 101H134L133 103L131 102L130 103V101L131 100ZM187 99V100H186ZM197 101H196V100ZM210 99L212 100V99H215L213 102H212V104L211 105H208L209 103H211L210 102ZM218 99H217V101H218ZM221 99H223V100H221ZM225 99H227V100H225ZM228 99H230L231 101H232V103L231 102H229L228 101ZM235 99V106L233 105H231V104H234V102H233V100ZM236 99H238L239 101H237ZM15 100V101H14ZM52 100V101H51ZM82 100H80V101H82ZM85 100H86V102H85ZM108 100H110V101H108ZM122 100V102H120ZM139 101V105H140V103H141V105H140V107H139V105H137L138 104V102L137 101ZM151 100V101H150ZM188 100H189V102H188ZM248 100V101H247ZM250 100V101H249ZM252 100V101H251ZM253 100H255V101H253ZM77 101V102H76ZM82 101V102H83ZM111 102L110 103V105H112V106H110V105H107V104H109V103H105L106 104V107L108 108L109 107V109H111V107H113L112 109L114 110L115 108H116V113H109V111H107V113H108V117L105 115V113H106V108H105V104H103V102ZM118 101H119V103H118ZM173 101H174V103H173ZM186 101V102H185ZM199 101V103H197ZM257 101V102H256ZM92 102V103H91ZM117 102V103H116ZM137 102V103H136ZM144 102H146V105L144 104ZM149 102V104H147ZM152 102V103H151ZM170 102H172V105L174 106H171V103ZM193 102H195V103H193ZM200 102H202V103H200ZM205 102H206V105L208 106H206L205 105ZM244 102V103H243ZM263 102V103H262ZM78 103V104H77ZM87 103V104H86ZM116 103V104H115ZM120 103H121V106L122 105H125V104H129V105H126L125 107L124 106H122V107H124L123 108V110H120V109H122L121 107H120ZM136 103V105H134ZM160 103V104H159ZM170 105H169V104ZM189 103V104H188ZM192 103V104H191ZM204 103V105H202ZM231 103V104H230ZM236 103H238V105L236 104ZM241 103V104H240ZM252 103V104H251ZM80 104V105H79ZM83 104L84 105H86V106H83ZM119 104V105H118ZM144 104V105H143ZM164 104V106L165 105H167V106H169V110H167L166 112L163 110V108L165 109L166 107H162L161 105H163ZM201 104V105H200ZM243 104V105H242ZM87 105H90V107H88ZM103 106V109H104V111H103V109L101 108L102 106ZM150 105H151V107H150ZM158 105V106H157ZM176 105V106H175ZM192 105V106H191ZM213 105V106H212ZM254 105V106H253ZM72 106H74V107H72ZM82 108V109H85L84 111H82L81 113V115H82V117H81V115L79 116L78 115V113L81 111V110H79L80 109V107ZM92 106H94V107H92ZM133 106H135V108L133 107ZM143 106V107H142ZM144 106H146V108L144 107ZM177 106H179V110L181 111H179L178 110V112H177V109L178 108H175V107H177ZM184 106L186 107V108H184ZM203 106H205L206 108H207V110H208V112H207V110H205L206 112H204V109H203ZM210 106V107H209ZM214 106H217V108L216 107H214ZM218 106H219V108H218ZM244 106H245V108H244ZM260 106V107H259ZM85 107H87V109L85 108ZM100 108V111L98 110L99 108ZM115 107V108H114ZM155 107H158L157 109L158 110H154V108ZM160 107V108H159ZM174 108V110L172 109V108ZM187 107H188V110L189 111H187L186 109H187ZM201 109V111H199L200 109ZM204 107V108H205ZM212 107V108H211ZM241 107H242V109H241ZM257 107H259V109H261L260 111H259V109L257 108ZM91 108H93V109H91ZM120 108V109H119ZM125 108H127V110L125 109ZM137 108H139V109H137ZM143 108V110H141ZM147 108H149V109H151V110H149L148 109V111H147ZM192 108V109H191ZM205 108V109H206ZM214 109V108H216V110H214V112H213V110H211V109ZM233 108H236V109H233ZM76 109H78L79 110V112H76ZM91 109V110H90ZM109 109H107V110H109ZM137 109V110H136ZM159 109H160V112H159ZM167 109V108H166ZM175 109H176V111H175ZM193 109H194V111H193ZM217 109L219 110V111H217ZM239 109V110H238ZM244 109V110H243ZM10 110V111H9ZM18 110V111H17ZM77 110V111H78ZM88 110V111H87ZM95 110V111H94ZM102 110V111H101ZM119 110V111H118ZM157 114V112L156 111H158V114L157 115H159L160 113H161V111H163V112H165V113H163L162 112V114L164 115H167V114H169L168 112L170 111V115H171V119L173 118V122L172 121H170L171 119H169V121H167V123H166V121H164V119H165V115L163 116V117H161V116H157L156 117V115H154L155 113L153 112V111ZM203 110V111H202ZM64 111V112H63ZM65 111H66V113L67 114H72V115H74L75 117L76 116H79V117H77V118H79V120L78 119H76L77 121H82V119H84V121L82 122V123H79V122H77L75 119H74V117H72V115H70L69 117L66 115V114H64L65 113ZM70 111V112H69ZM72 111H74V112H72ZM90 111H93V112H91V114H92V117H93V119H92V117H88L89 116V114H90ZM144 111V113H141V112H143ZM183 111H185L184 113H183ZM194 113V112H198L197 113V115H198V117H196V115H195V117H193V115L194 114H192V115H189L188 113H192V112ZM210 111H212V113L210 112ZM223 113H222V112ZM226 111H227V113L229 114H231V112H232V116L233 117H231V115L229 114V116H227L226 117V115H227V113H226ZM246 111V112H245ZM11 112V113H10ZM51 112V113H50ZM97 112H99V113H97ZM102 112H104V113H102ZM110 112H112V110L110 111ZM114 112V111H113ZM149 112V114H150V116H149V114H147ZM187 112V113H186ZM201 112L202 113H206V114H211L212 116H214L213 118L211 117V120H213L212 122H211V120L209 119V117L211 116H209V115H205V114H201ZM218 112V113H217ZM220 112V113H219ZM233 112H235V113H233ZM245 112V113H244ZM251 112V113H250ZM16 113V114H15ZM75 113H77V114H75ZM86 113V114H85ZM89 113V114H88ZM94 113V114H93ZM97 115H96V114ZM134 115H133V114ZM167 113V114H166ZM175 113H180V115L182 114V116L183 115H186V114H188V116L186 115L185 117L183 116H181L182 118H183V120H182V118H181V120H176L178 123L176 124L175 123V119H177V117H175ZM202 115V118H200L201 117V115ZM237 113V115H235ZM259 113V114H258ZM80 114V113H79ZM85 114V115H84ZM90 114V115H91ZM105 116H104V115ZM140 114V115H139ZM147 114V115H146ZM161 114V115H162ZM196 114V113H195ZM217 114V115H216ZM222 114V115H221ZM262 114V115H261ZM7 115V116H6ZM56 115V116H55ZM65 115V116H64ZM83 115H84V117H83ZM96 115V116H95ZM99 115H101L100 116V118H99ZM113 115V116H112ZM177 115V114H176ZM200 115V116H199ZM219 115H221V116H219ZM225 115V116H224ZM241 115V116H240ZM130 116H132V117H130ZM138 118L137 120H136V117ZM145 116V117H144ZM168 117H169V115H167ZM173 116V117H172ZM204 116H205V118H204ZM206 116H209V117H206ZM215 116H216V118H218V120L216 121L215 120ZM222 116H223V118H222ZM238 116V117H237ZM261 116V117H260ZM65 117H67V118H65ZM87 117H88V119L89 120H87ZM98 119H97V118ZM101 117H103L104 118V120H103V118H101ZM107 117V118H106ZM114 119H113V118ZM147 117V118H146ZM148 117H149V119H148ZM175 117V118H174ZM190 119H189V118ZM192 117H193V119L195 120H191L192 119ZM236 117V118H235ZM70 118V119H69ZM81 118V119H80ZM85 118H86V120H85ZM124 118V119H123ZM126 118V119H125ZM153 118V119H152ZM158 118H159V121H158ZM162 118V119H161ZM164 118V119H163ZM197 118V119H196ZM204 118V119H203ZM221 118V120H223V121H226V123H228L229 122V120H231V122H232V124H230V123H228V124H224L221 120H219ZM225 118V119H224ZM231 118H234V119H231ZM15 119V120H14ZM29 119V120H28ZM93 120L92 121V126L90 125V120ZM100 119V120H99ZM112 119V120H111ZM116 119V120H115ZM123 119V120H122ZM129 119H133L134 121H130ZM140 119V120H139ZM161 119V120H160ZM168 118L166 117V120H167ZM188 119V121H191V122H189L190 124L188 125L187 123V120ZM209 119V120H208ZM229 119V120H228ZM261 120V122H260V120ZM77 122L79 125H77V123H74L75 125H76V128H78V127H81L82 126V131H83V133H82V131L81 132H77V131H75L74 132V130H72V132H74V133H72V132H70L71 131V128L72 127H74L75 128V125H72V122ZM103 120V121H102ZM118 120H122L121 121V123H123L124 125H126V123H128V122H126L127 120L128 121H130V123L129 124H131L132 122H134V123H132L133 125L135 124V123H137L136 125H135V127L131 124V127H133V128H131V127H129L128 126V124L126 125V126H128L127 128H125L124 126H123V124H121V123H119L120 124V126H119V124L118 123H116V122H118ZM135 120L136 121H138V122H135ZM196 120H199V123L196 121ZM204 120V121H203ZM228 120V121H227ZM238 120H240V121H243V123L245 122V123H247V124H243L242 122H240L239 123V121ZM2 121V122H1ZM69 121H70V123H69ZM86 121H88V125H85V123H86ZM107 122V124H106V122ZM109 121V122H108ZM114 121H116V122H114ZM124 121L126 122V123H124ZM162 121V122H161ZM180 121L182 122L183 121V123H182V125L183 126H179V124H181L180 123ZM186 121V122H185ZM193 121H194V128L191 126L192 125V123H193ZM207 121H209V123L207 122ZM216 121V122H215ZM220 121V122H219ZM237 121V127H238V124H240L242 127L245 125V127L244 128H241L240 126L238 127V129H239V132H236V133H234L235 132V128H232V130H234V131H232L231 130V127H233L234 125H236V122ZM257 121H259V123L257 122ZM105 122V123H104ZM140 122H142V123H144L142 126L144 127V128H142V126L140 125V124H142V123H140ZM156 122V123H155ZM164 122H165V124H167V125H169L168 123H170V126H166L165 124H164ZM171 122L172 123H175L177 126H176V130L178 131H176L177 132V134L178 135H180V134H182L183 133V135H181V137L180 136H178L177 134H176V132H175V127L171 124ZM202 122V124H200ZM207 122V123H206ZM223 123V125H224V127H223V125L221 126V125H219V124H222ZM249 122H251V124L249 123ZM97 123V124H96ZM140 123V124H139ZM159 123V124H158ZM186 123V124H185ZM196 123H197V125H196ZM205 123V124H204ZM212 123H213V125H215L216 124V127L213 129V130H211L212 128H213V125H212ZM252 123H254V124H252ZM116 124H118V127H120V128H117L116 126ZM163 124V130H162V125ZM184 124L186 125L185 127H188V129L191 131H189L190 133H192V134H190V133H188V132H186L185 130V127H184ZM200 124V125H199ZM208 124V125H207ZM220 126V128H219V126ZM243 124V125H242ZM249 124H250V126H249ZM261 124H263V126L261 125ZM41 125V126H40ZM70 125H71V127H70ZM122 125V126H121ZM161 126V128H160V126ZM195 125H196V127H195ZM203 125V126H202ZM212 125V126H211ZM225 125H226V127H228L229 125H230V130L228 129V128H226L227 130H229L230 132H228V136H225V134L224 133H227L226 132V130H225ZM233 125V126H232ZM37 126V127H36ZM58 127V131H55L54 129L56 128V130H57V127ZM108 126V127H107ZM116 128H115V127ZM139 126V127H138ZM179 126V127H178ZM199 127V129H198V127ZM208 126V128H206ZM247 126H249V127H247ZM261 126V127H260ZM70 127V128H69ZM91 127V128H90ZM123 127V133H122V130H121V128ZM164 127H167L166 129L164 128ZM168 127L171 129V132L172 133H174L173 135H174V137L173 136H171L172 138H173V140L174 141H172V142H179V141H177V140H179V139H177L176 137L178 136L179 138H184V139H180L181 141H182V143L180 144V142H179V144H175V143H171V141H169V139H172L169 135H168V133H164V130H166L165 132H167V129H168ZM174 127V128H173ZM202 127H204V128H202ZM221 127H222V129H221ZM234 127H236V126H234ZM253 127H255V126H253ZM252 127V128H253ZM263 127V128H262ZM59 128H60V130H63V131H60L59 130ZM69 128V129H68ZM74 128H72V129H74ZM75 128V129H76ZM131 128V129H130ZM158 128H159V130H158ZM192 128H193V130H192ZM211 128V129H210ZM251 128V129H252ZM256 128V127H255ZM255 128L254 129H252V130H255ZM53 129V130H52ZM80 129V128H79ZM127 129H128V131H133V132H135L134 134L131 132H129V134H128V131H127ZM143 129H144V131H143ZM169 129V130H170ZM188 129H187V131H188ZM196 129H198L199 130V132L196 130ZM207 131V129H208V131L210 130V132L212 133V131H214L215 130V132H218L219 133V135H218V137H216L215 135H210V136H214V137H210L209 136V133L210 132H208L207 131V135H206V137L208 136V137H210V140H209V138L207 139L205 136V138L203 137V135L206 133V131ZM216 129H217V131H216ZM78 130V129H77ZM111 130V131H110ZM118 130H120L119 132H118ZM139 130V131H138ZM169 130H168V132H169ZM173 130H174V132H173ZM195 130H196V132H195ZM218 130H221V131H218ZM222 130H223V138H221L220 137V135H221V133H222ZM225 130V131H224ZM236 130H237V128H236ZM252 130H251V132H252ZM257 130V131H258ZM260 130V131H261ZM53 131V133H51V132ZM59 131L61 132L60 134L61 135H63V132L65 133L64 134V136H62L61 137V135L59 134ZM152 131H153V133H152ZM162 131V132H161ZM202 131H204V134H203V132L201 133ZM247 131V130H246ZM256 131V130H255ZM256 131V132H257ZM259 131V132H260ZM14 132H15V138L13 137V135H14ZM21 132V133H20ZM56 132V133H55ZM125 132H127V133H125ZM215 132H213L212 134H215ZM233 132V133H232ZM254 132V131H253ZM252 132V133H253ZM6 133H8V134H6ZM12 133H13V135H12ZM24 133V134H23ZM51 133V134H50ZM57 135V136H55V134ZM66 133H68V134H66ZM79 135H78V134ZM105 133H106V135H105ZM121 133V134H120ZM145 133V134H144ZM163 133V135H161ZM210 133V134H211ZM250 133V132H249ZM258 133V132H257ZM17 134H18V137H19V134L20 135H24V136H21V137H17ZM53 134V135H52ZM78 136H77V135ZM89 134V135H88ZM110 134V135H109ZM111 134H115V135H117L116 137H114V136H112ZM126 134V135H125ZM128 134V135H127ZM132 134H133V136H132ZM136 134V136H135V138H132V137H134V135ZM159 134V135H158ZM185 134V135H184ZM198 134V136L197 137H195L196 135ZM201 134H203V135H201ZM259 134V133H258ZM10 135H12V136H10ZM50 135L52 136V139H54L55 138V140H59L58 142L60 143V140H61V143H62V141L64 140V142H65V144H66V141L68 142V144H66V145H68V146H66L65 147V144H59V143H57L56 144V142L57 141H55L54 142V140H52L51 138H50ZM58 135H60V137L58 136ZM66 135V136H65ZM68 135L70 136V138H68ZM81 135V136H80ZM103 135V136H102ZM129 135H131V136H129ZM158 135V136H157ZM177 135V136H176ZM189 135H191V136H194L193 138L196 140V142H195V140L194 139H192V137H191V139L189 140V138H190V136ZM202 136L204 139H207V140H203L202 141V139L200 140V138H199V136ZM227 135V134H226ZM238 135V136H237ZM240 135V136H239ZM260 135H258L259 137H262V136H260ZM33 136V137H32ZM46 136H47V138H46ZM53 136H54V138H53ZM106 136V137H105ZM109 136L111 137V138H109ZM151 136V137H150ZM165 136V137H164ZM169 136V137H168ZM231 136H233V138H236V139H233V138H230ZM242 136V137H241ZM13 139H12V138ZM17 137V138H16ZM57 137V138H56ZM60 139H59V138ZM65 137H67L68 138V140L65 138ZM102 137H104V138H102ZM116 138V139H113V138ZM119 137V138H118ZM143 137V138H142ZM164 137V138H163ZM244 137V138H243ZM263 137H264V135H263ZM262 137V139H264ZM10 138H11V140H10ZM62 138V139H61ZM101 140H100V139ZM108 138V139H107ZM119 140H118V139ZM123 139V141H122V139ZM145 138V139H144ZM154 138V139H153ZM165 138H168L167 140L169 141H167V140H165ZM186 138H188V139H186ZM16 139V140H15ZM19 139V140H18ZM46 139H50V140H52V142L50 141L49 142V140H46ZM103 139V140H102ZM121 139V140H120ZM124 139H126V140H124ZM128 139H130V140H128ZM132 139H133V141H132ZM143 140V143H141L142 142V140ZM157 139V140H156ZM176 139V140H175ZM199 140V143L201 142L202 144H204L203 146H202V144H200V145H198V140ZM212 139V140H211ZM227 139V141H224L223 142V140H226ZM230 139H233V140H230ZM247 139H250L251 141H253V143L252 142H250V140H247ZM15 140V141H14ZM17 140L18 141H21V142H23V143H21V142H17ZM25 140H27L25 143H24V141ZM31 140H33V141H31ZM35 140H38V143H37V141H35ZM41 140V141H40ZM116 140V141H115ZM160 141V143H159V141ZM163 140V141H162ZM187 140V141H186ZM233 141L234 142V140H236L235 141V143H237L238 144V146H240L241 147V149H240V147H238L236 150H235V148H236V145L234 146V144L232 143L231 144V142L229 143L228 141ZM254 140L257 142V143H261L260 144V146L262 145V147H260L259 146V144H254L255 142H254ZM28 141H29V143H28ZM34 141H35V143H36V145H35V143H34ZM46 141V142H45ZM103 141V142H102ZM106 141V142H105ZM133 143H132V142ZM137 141V142H136ZM152 141H153V143H152ZM155 141V142H154ZM191 141H194V142H192L191 143ZM221 143H220V142ZM12 142H15V144L14 143H12ZM16 142H17V144H16ZM32 142V143H31ZM47 142H49V145H48V143ZM105 142V143H104ZM109 142H111V143H109ZM112 142H114V144L112 143ZM117 142H118V144H117ZM122 142V143H121ZM136 142V143H135ZM250 142V143H249ZM28 144V146H30V145H32L31 146V148L32 149H30L29 148V152H31V155H29V154H27V155H25L26 153H28L27 151V144ZM52 143H53V145H52ZM92 143V144H91ZM94 143V144H93ZM100 143V144H99ZM104 143V144H103ZM107 143H109L110 145V149H109V146H108V144ZM119 143H121V144H119ZM166 143H167V145H166ZM189 143H190V145H192V148H194V147H200L199 149V151H201V152H203L204 154L205 153H207V154H209V155H213V153H214V158H212L211 159V157L212 156H209V155H204V154H202L201 152H199V151H195V148H194V150L193 149H191V146L189 147ZM194 143H195V146H194ZM227 143H229V145H232L233 146V151H230V149L232 150V146H228V144ZM251 143H252V145L254 146L255 145V147L259 150L260 148V150H262L263 151V153L262 152H260V150H259V152L253 147V146H250L251 145ZM19 144H20V148H18L19 147ZM22 144V145H21ZM25 144V145H24ZM30 144V145H29ZM39 144V145H38ZM79 144V145H78ZM95 144H97L96 145V148H97V150L95 149V147L94 146H92V148L93 149H95V150H92L91 151V149H89V147H91V145H95ZM106 144V145H105ZM132 144V146H130ZM146 144V145H145ZM154 144H156V145H154ZM158 144V145H157ZM161 144H163V149H162V147H159ZM169 144L171 145V146H169ZM209 144V145H208ZM224 144H226V145H224ZM11 145H17L18 147L16 148V146H15V148H14V146H11ZM56 145V146H55ZM58 145H60V146H58ZM63 147H62V146ZM72 145V146H71ZM76 147H75V146ZM120 145V146H119ZM126 145V148L129 146L130 148H127V153H126V150H124L125 148H124V146ZM140 145H145V146H147L148 145V147H151V148H153L152 150L153 151H149L145 146H144V148L146 149L145 151H143L144 149H142L143 148V146H142V148H141V146ZM180 145H181V148H179L180 147ZM184 145H185V147H184ZM197 145V146H196ZM223 145V146H222ZM10 146V147H9ZM23 146V147H22ZM24 146H25V151H23V153H22V157L18 154V153H20L21 154V152H22V150L23 149H21V148H24ZM27 146V147H26ZM156 146V147H155ZM168 146V147H167ZM226 146V147H225ZM229 148H228V147ZM257 146H259V148L257 147ZM14 148L15 150L16 149H18V150H14L13 152H15V154H13V152H11V150H12V148ZM36 147V148H35ZM71 147V148H70ZM79 147V148H78ZM104 147V148H103ZM108 147V148H107ZM173 147H178L177 149H180L181 151H179V150H177L176 151V149H175V151L174 150H171L170 148H172L173 149ZM186 148V149H184V148ZM252 147L254 148V149H252ZM9 148V149H8ZM11 148V149H10ZM66 148L68 149V151L66 150ZM72 148H74V149H72ZM77 148V149H76ZM107 148V149H106ZM123 148V149H122ZM151 148H149V149H151ZM160 148H161V150H160ZM165 148V149H164ZM167 148V149H166ZM168 148H169V151H168ZM204 148V149H203ZM263 148V149H262ZM19 149H20V151H19ZM63 149V150H62ZM72 149V150H71ZM155 149L157 150V151H155ZM158 149L161 151V153H159V151H158ZM182 149H184V151L182 150ZM190 149V150H189ZM206 149V150H205ZM208 149H209V151L211 152V151H213V152H209L208 151ZM241 151H243V153H241L240 152V150ZM3 150V151H2ZM27 150V151H26ZM64 150L65 151H67V152H64ZM162 150H163V152H162ZM164 150H167L168 151V153H167V151H166V153H165V151ZM188 150H189V152H188ZM191 150H193V152L191 151ZM254 150V151H253ZM256 150V151H255ZM8 151H10L9 153H12V156H16L17 157V154L19 155L17 158H19V160H23V161H19V164H21L20 166H19V164L17 163V160L15 159V156L14 157H11L10 155H9V153H8ZM19 151V152H18ZM50 151V152H49ZM91 151V152H90ZM128 151H129V153H128ZM150 152V154L152 153V155H150L149 154V152ZM179 151V152H178ZM185 151H186V153H185ZM195 151V152H194ZM206 151H208V152H206ZM236 151H238V152H236ZM246 151H248V152H246ZM251 151H252V154H250L251 153ZM4 152V153H3ZM16 152H17V154H16ZM25 152V153H24ZM71 152V153H70ZM133 152V153H132ZM145 152H146V154H145ZM171 152H173V154H175V155H178L176 152H178L179 154H180V152H181V157H182V159H180L179 157L180 156H175V157H173L172 158V155H170L171 154ZM175 152V153H174ZM182 152H184L183 153V155H182ZM197 152V153H196ZM236 152V154H234ZM240 152V153H239ZM244 152H246V154H244ZM256 152V153H255ZM93 153V154H92ZM122 153V154H121ZM158 153L160 154L159 156H158ZM162 153H164V154H162ZM232 153H233V155L234 156H236L237 158H234L235 159V161L237 160V162L238 163H240V162H242V163H240V164H238L237 162H236V164H235V162H233V160H231V159H233L232 157H233V155H232ZM248 153H249V156H247L248 155ZM255 155H254V154ZM65 154H67V155H69L70 156V159H69V157L67 158V156H66V158H65ZM72 154H74V155H72ZM85 154V155H84ZM90 154H91V156H90ZM100 156H99V155ZM112 154V155H111ZM115 154V155H114ZM126 155L127 154V156L129 157V155H131V154H133V156L131 155V158L129 159V158H127V160H123L124 158L123 157H125V159H126V156H124V155ZM148 154V155H147ZM155 154V155H154ZM167 154V155H166ZM185 154V155H184ZM189 154V157L188 156H186V155H188ZM193 156H192V155ZM216 154V155H215ZM242 154V155H244L243 157H245V159H243V157L241 158V156L240 155ZM262 154V155H261ZM11 157V158H9V156ZM144 155L145 156H147V157H144ZM167 157V158H169V160L167 161V158L165 157V156ZM195 155V156H194ZM197 155V156H196ZM239 155V156H238ZM250 155H251V157H250ZM5 156V157H4ZM26 156H28V157H25ZM86 156V157H85ZM90 156V157H89ZM94 156V157H93ZM113 156V157H112ZM169 156V157H168ZM174 156V155H173ZM184 156H186V160H185V157ZM199 156H200V158H199ZM201 156H203V158L201 157ZM204 156H205V158L206 159H209L208 160V162H207V164L209 165V167H208V165H204L205 163L204 162H202V160L203 161H207V160H204L205 158H204ZM230 156H231V158H230ZM255 157V161H254V158L253 157ZM258 156V157H257ZM261 158H260V157ZM3 157V158H2ZM55 157V158H54ZM72 157H74V161H71L72 159ZM93 157V158H92ZM106 157V158H105ZM110 157V158H109ZM133 157V158H132ZM150 157V158H149ZM156 157H158V159L159 160H161V161H158L159 163H157V158ZM163 157V158H162ZM176 157H178V159H180L178 162L179 163H181V161H183V162H186V161H188V162H190V167L191 166H193V167H191V168H193V170H192V172L193 173H195V174H200L201 173V170L199 169L200 167H207V168H201V169H204L203 170V173H207L206 175H209V174H211L210 173V171H211V166H213L214 167V164H216V162L218 161V163L215 165V167H214V171H213V168H212V171L213 172H215V170L217 169V171H219L218 173H220V175L219 174H217L216 172V178H217V176L219 175V177L217 178V180L215 179V182L214 181H212L213 179H212V177L211 176H213V174L210 176H208L210 179H205V181H206V183L205 182H203L204 181V179L203 178H200V176L201 175H203V174H201V175H197V177H196V175L195 174H192V172H191V174H189V171H190V167H189V165H188V163H187V165H188V168L186 167L185 168V165L183 166V162L181 163V165L177 162V159H175ZM184 157V158H183ZM195 157H197L198 159H200V162H199V160L198 161H196L197 160V158H196V160H195ZM226 157V158H225ZM250 157V158H249ZM4 158H6V160L4 159ZM12 158H14V159H12ZM26 160V162H28V163H26L25 161H24V159ZM64 158H65V160H64ZM113 159V161H112V159ZM121 158H122V160L123 161H125V163H122V160H121ZM149 159V161H148V159ZM171 158V159H170ZM202 158V159H201ZM227 158H230V159H227ZM240 158L242 159V161H240ZM251 158H253V161L258 165H254V163H253V161H252V163H253V165H249V163H251V162H249V160L251 161ZM258 158V159H257ZM10 159V161H8ZM12 159V160H11ZM61 160L59 163H57L58 161L57 160ZM68 159H69V161H71L72 162V164H75V162H77L76 163V165H74V166H77V168H75L74 166H72V164H71V162L69 163V161H68ZM105 159H106V161H105ZM115 159V160H114ZM117 159V160H116ZM135 160L134 162L136 163V166H135V168L134 167H131L132 165L134 166V164L133 163H131V160ZM147 159V160H146ZM151 159V160H150ZM165 159L166 161H164L163 162V160ZM211 159V160H210ZM216 160L217 159V161L215 162L214 160ZM221 159H223L222 161H221ZM260 159V160H259ZM2 160H4L5 162V164L3 165L4 167H2V164H1V162H3ZM14 160H16V164H15V161ZM64 160V161H63ZM95 160V161H94ZM101 160H103V161H101ZM121 161V162H119V161ZM156 160V161H155ZM171 160L173 161H175L176 160V163H177V165H176V163L174 164V163H172L171 162ZM213 160V161H212ZM227 160V161H226ZM229 160V161H228ZM239 160V161H238ZM257 160V161H256ZM258 160H259V162L260 161H262L260 164H259V162H258ZM11 161H13V164H11L12 162ZM54 161V162H53ZM63 161V162H62ZM101 161V162H100ZM108 161H110V162H108ZM117 161V163H115ZM126 161L127 162H129L130 161V163L131 164H127L126 163ZM153 161H155V163L153 162ZM212 161V162H211ZM231 161H232V163L233 164H235L236 166H234L232 163H231ZM245 161V163L247 164V165H245V163L243 164V162ZM247 161V162H246ZM6 162H8V163H6ZM11 162V163H10ZM20 162H22V163H20ZM44 163V164H42V163ZM66 162V163H65ZM80 162V163H79ZM98 162V163H97ZM149 162V163H148ZM167 164H166V163ZM169 162H171V165H170V163ZM197 163V162H199L198 164H195V163ZM213 162H215V163H213ZM220 162H224V164H223V166L222 167H224V165H225V169H226V167L227 168H229L230 166H228L227 164H230L231 163V166L233 165V167H230L231 169H226V170H228V171H225L224 169H221L222 167H220V164H222V163H220ZM226 162V163H225ZM230 162V163H229ZM32 164V165H30V164ZM69 165H68V164ZM95 163V164H94ZM99 163H101L100 165H99ZM104 163L105 164H107L106 166L104 165ZM120 163H122V164H120ZM152 163H154V164H152ZM164 163L167 165V168H169L168 166H170V170L168 171L167 170V168H163V170H162V165L164 166ZM191 163H192V165H191ZM203 163V164H202ZM211 163H213V165L211 164ZM26 164V165H25ZM59 164V165H58ZM79 164V165H78ZM120 164V165H119ZM124 164H126V165H124ZM160 165V167L158 168L156 165ZM175 165V166H177V167H175V169L177 168V170H178V166L180 165L182 168L184 167L185 168V170H186V172H184L185 170L183 169V171H182V168H180L178 171H177V173H179L180 174V176L182 177V174H184V176H185V178L184 177H180L179 176V174H176V172H175V170L173 171V170H171V169H173V167H172V165ZM179 164V165H178ZM202 164V165H201ZM218 164H219V166H218ZM241 164H243L244 166H242ZM16 165V167H19L17 170H15L16 168H14V166ZM22 165H24V166H22ZM43 165V166H42ZM58 165V166H57ZM61 165V166H60ZM84 165L87 167V168H84L83 169V167H84ZM122 165H124V166H127V167H125L126 169H128V165L132 168V169H136V171L134 170H132V169H130V171L128 170L127 172H129V174H128V176H127V178L129 177V180L131 179V176H133L132 177V179L133 180H128L127 178H126V176H125V174L127 175V172H124L125 171V169L124 168H122V169H124L123 170V172H124V175H123V172H122V169H121V167H122ZM148 165V166H147ZM173 165V166H174ZM186 165V166H187ZM198 165L200 166V167H198ZM250 167H249V166ZM259 165H260V168L259 169H257L258 167H259ZM10 166H13V167H10ZM28 166L31 170H32V168L33 167H36V168H33V170H32V172H31V170L29 171V168L27 169L26 167ZM46 166V167H45ZM64 166V167H63ZM110 166V167H109ZM120 166V167H119ZM123 166V167H124ZM137 166H138V168H137ZM179 166V167H180ZM217 166H218V168L220 169V170H218V168H217ZM242 166V168L243 167H245V169H242V168H240ZM254 166H256V167H254ZM263 166V167H262ZM39 167V168H38ZM71 167V170L69 169ZM72 167H74L75 169H72ZM102 167H104V170H103V168ZM150 167H152V168H155V169H153L154 171H152L151 172V169H150ZM166 167V166H165ZM194 167H197L195 170H194ZM238 167V169H236V168ZM248 167V168H247ZM251 167H253V168H255V169H257V171L258 170H260V171H256L255 169H254V171H253V168H251ZM262 167V168H261ZM10 168H14V170L15 171H18V172H14L12 169H10ZM22 168V169H21ZM59 168V169H58ZM106 168V169H105ZM142 170H141V169ZM157 168H158V170H157ZM190 168V169H189ZM232 168H233V170H232ZM247 168V169H246ZM249 168H251L252 169V171H250L249 170ZM20 169V170H19ZM34 169L37 171V169H38V171H39V169H40V173H39V175H40V177H41V175H46L47 174V172L49 173V171H50V177H55V178H58V176L60 175H63L61 178L62 179H60V184H59V186L57 185V187L60 189H58L57 187H56V184H58V179L56 180V179H53L52 178V180H56L57 181V183H56V181H55V183L56 184H54V183H51L52 182V180H51V178L50 179H45V178H43V177H46V176H48V175H46V176H44L43 175V177H41V179H39L40 180V182H38L39 180H36V174H38V172L37 173H35V175H33L34 174ZM78 169H80V171L78 170ZM86 169V170H85ZM96 169V170H95ZM141 170L140 172L138 171V170ZM188 169H189V171H188ZM208 169L210 170L209 172H208ZM235 169V170H234ZM242 169V170H241ZM263 169V170H262ZM11 170L13 171L12 173H16V174H18L20 171V175L18 174V177H17V179L19 178V176H21V173L23 174L21 177H24L26 180L27 179H29V182H30V180H31V182L30 183H27V184H29L28 186H27V184H23V183H26V182H28V180L26 181L24 178V181L25 182H23V180H21L22 178H20V179H16L15 178V176H16V174H13V175H15V176H13V178H15V180L13 179V178H11V179H13V181L8 177V176H10V175H12V173H11ZM31 172L32 174L30 175V174H27L28 172ZM42 170V171H41ZM61 170H63L64 172L63 173H65V174H63V173H61V174H59L60 172H62ZM72 171V172H74L75 174H77V176H75V174H74V176H72V172L70 173L71 175H67V172L68 171ZM76 170V171H75ZM81 170H82V172H83V170H85L83 173L81 172ZM98 170V171H97ZM118 170H120L119 172L122 174V176H121V174L119 173V174H117L118 173ZM198 170H200V171H198ZM222 170H224L225 172H227V174L229 173V175H226V173H225V175L227 176H225L224 175V172H221ZM232 170V171H231ZM237 170H240V171H237ZM22 171H24V173L22 172ZM35 171V172H36ZM67 171V172H66ZM69 171V172H70ZM106 171H108V172H106ZM133 171V172H132ZM139 172L141 175H145V174H148L147 176L145 175V176H141L140 174H138V175H140V176H136V175H132L131 173H133V174H135L136 172ZM144 171V172H143ZM149 171V172H148ZM155 171L157 172V173H159V175H160V177H159V175H158V177H157V175L155 176ZM159 171H161V172H159ZM168 171V172H167ZM171 171V173H173V172H175V176H176V178L173 176V174H172V177H171V174L169 173ZM173 171V172H172ZM182 171V172H181ZM195 171H197V172H195ZM206 171V172H205ZM238 172L237 173V176H238V179L236 178V173H234V172ZM245 173H244V172ZM247 171H249V173H247ZM43 172V173H42ZM69 172H68V174H69ZM81 172V173H80ZM87 172H89V173H87ZM115 172H117V173H115ZM135 172V173H134ZM137 172V173H138ZM154 172V173H153ZM188 172V174L186 175V173ZM232 172V173H231ZM240 172V173H239ZM250 172H252L253 174V179L251 178V173ZM254 172H255V174H256V172H257V174L258 173H260V176H258V177H263L262 179L261 178H259V179H261V180H259V181H257L256 179H254ZM261 172L263 173V175H261ZM54 173V174H53ZM83 174L82 176H80V174ZM84 173H87V174H84ZM136 173V174H137ZM143 173V174H142ZM150 173V174H149ZM151 173H153V175H154V177L153 176H151L152 174ZM168 173L170 174L169 176H168ZM182 173V174H181ZM222 173H223V175H222ZM59 174V175H58ZM98 174V175H97ZM109 174V175H108ZM205 174H204V176L203 177H207V176H205ZM234 174V175H233ZM26 175H30V176H26ZM34 176V178H33V180L34 181H32V179L30 178L31 176ZM39 175H37L38 177H39ZM53 175V176H52ZM64 175H66V176H64ZM119 175H120V177H122V178H120L119 177ZM180 177V181L181 182H179L178 180V176ZM194 176L195 175V177L196 178H200L201 179V181L203 182H201V184H200V182H199V185H197L198 184V181L200 180H194L195 179V177H193V179H192V177L191 176ZM230 175H232L231 177H230V179H231V181H236V179L237 180H241L240 181V184H238L239 183V181L238 182H236L237 183V186H242V190L244 191L245 189H246V191H241V193L243 194V193H245V194H243V197L244 198H242V194H240L241 196H239V193H240V191L239 190H241L240 188L239 189H237L233 184H236L235 182L233 183V182H231L230 181V179H228L229 177L228 176H230ZM239 175H242V176H239ZM247 177H246V176ZM250 175V176H249ZM1 176V177H2ZM49 176L47 177V178H49ZM57 176V177H56ZM67 176H70V178L68 177L67 178ZM90 178L89 180L91 181H86L88 178ZM99 176V177H98ZM149 176H151L150 177V179H149ZM187 176H189V177H187ZM199 176V177H198ZM224 177V179H223V177ZM234 176H235V178H234ZM245 176V177H244ZM27 177V178H26ZM36 177V178H35ZM65 177V178H64ZM75 177V178H74ZM81 177H83V178H86V179H83V178H81ZM94 177V178H93ZM144 179H143V178ZM147 177V178H146ZM169 179H168V178ZM191 177V181H190V178ZM202 177V176H201ZM207 177V178H208ZM214 177V176H213ZM244 177V178H243ZM249 177V178H248ZM67 178V179H66ZM80 178H81V180H80ZM119 180H118V179ZM123 178L125 179L126 178V180H123ZM135 178V179H134ZM137 178V179H136ZM146 178V179H145ZM153 178H158V179H156V181L155 180H153ZM161 180H160V179ZM233 178H234V180H233ZM240 178H242V179H240ZM246 178H248V180L246 179ZM44 179V180H43ZM65 179H66V181L67 180H69V179H71V180H69V182L67 183L66 181H65ZM72 179H74V181H72ZM76 179H78L79 180V182H78V180H76ZM82 179H83V181H82ZM92 179V180H91ZM141 179H143L145 182L148 180H150L149 181V183H151L150 184V186L152 185V186H155V185H159L160 183H158V182H160V181H163L164 180V182H161V184H163V186L161 187L160 185L158 186V189L161 187V188H164V186L166 187L165 189H166V191H169L170 192V194H169V192L167 193L168 194V196L169 197H171L170 199H171V201L173 200V202H171V201H169L170 199H168V200H166L167 198H169L167 195H166V193H164V190L163 189H159V190H157L156 189V187H154L155 189H156V191H159V195H160V197H157V198H155V199H157V200H155V202L153 203V199H152V201L150 202V200H149V198H151V196L150 195H148L147 193H151L152 194V197L154 196V197H156V196H159V195H157V192L155 193V191L153 190V192H152V190H149V191H147L146 192V188L144 189V186L145 185H147L148 184V182L145 184L144 183V181H143V183H142V181H141ZM163 179V180H162ZM168 179V180H167ZM182 179V180H181ZM185 179V180H184ZM221 179L223 180V182L225 183H222L221 182ZM244 179V181H246V183L244 182V181H242ZM249 179L251 180H253V182L252 181H250V182H252V183H250L249 182ZM8 180H11L12 181V183L13 184H9V183H7V182H11V181H8ZM42 180H43V183L46 181V180H48L47 182H48V186H46L45 184L46 183H42ZM50 180V181H49ZM122 180V181H121ZM128 180V181H127ZM134 180H136V181H134ZM157 180H159L158 182H157ZM184 180V181H183ZM192 183V186H190L191 184H190V182ZM193 180H194V182H193ZM211 180V181H210ZM220 180V181H219ZM254 180H256V182H258V184H255V181ZM16 181H17V183H18V187L17 188H20V189H18V190H21V191H19L18 192V190H15V189H17V188H14L13 190H12V185H14L13 187H15V184H16ZM20 181H22V186L20 185ZM64 181L67 183V184H65L64 183ZM80 181H82L83 182V184H82V182H80ZM93 181H96V182H93ZM116 181V182H115ZM121 181V182H120ZM125 181V182H124ZM129 182V183H127V182ZM138 181H141V182H138ZM154 182V185H153V182ZM180 183H178V182ZM185 181H187V182H185ZM195 181H197V186L195 185ZM207 181H210L209 183L207 182ZM218 181V182H217ZM228 181V185L226 184V182ZM230 181V182H229ZM247 181H248V183H247ZM15 182V183H14ZM36 183V185H38L39 183H40V187H38V186H36L35 185V187H33L34 186V184L33 183ZM77 182H78V184H77ZM86 182V183H85ZM134 182H135V184H134ZM140 184V186H142V187H137L139 184ZM157 182V184H155ZM174 182V183H173ZM182 182H185L186 184H183ZM219 182H220V185L221 184H223L222 186H219L218 184H219ZM242 182V183H241ZM31 183H32V185H31ZM50 183V184H49ZM62 183V184H61ZM81 183V184H80ZM90 183H95L94 185L93 184H90ZM121 183L123 184V185H126V187H124L123 185H122V187H121ZM131 183H133V184H131ZM189 184V187H188V184ZM211 183V184H210ZM213 183H215L214 185H213ZM218 183V184H217ZM231 183H233V184H231ZM244 183V184H243ZM3 184V185H2ZM54 184V185H53ZM65 185V188H64V185ZM85 184V185H84ZM87 184V185H86ZM89 184H90V187L92 186V188H90L89 187V190L91 189H95V191H88L87 189V187L89 186ZM96 184H98V186L96 185ZM137 184V185H136ZM168 186H170L171 184H172V186H170V187H172L171 189H170V187H168L169 189L167 190V185ZM183 184V185H182ZM203 184V185H202ZM208 185V186H204V185ZM217 184V185H216ZM245 184H247L246 185V188H243V186L245 187ZM249 184H254L253 185V188L255 187V185H259V184H261V185H259V186H261L262 187V190H263V193L261 192V195L259 196V194H260V191H258L257 189H255V190H253L252 189V185H250V191H249V189L247 190V188L249 187ZM9 185V186H8ZM19 185H20V187H19ZM42 185H45V189H44V186L42 187ZM49 185H53V187L52 186H49ZM61 185V186H60ZM72 185H74V186H72ZM86 186V188L85 189H83V187L84 186ZM99 185H101L100 187H106L105 188V190L106 189H108L107 190V194H104L105 193V190H104V188H100L99 187ZM120 185V186H119ZM133 185V186H132ZM134 185H135V187H134ZM149 185V184H148ZM186 185H187V187L189 188V190H193L192 192L191 191H189V190H187L188 188L186 187ZM193 185L195 186V190H194V187H193ZM201 185V186H200ZM224 185H227V186H224ZM232 186V187H229V191H231V192H229L227 189H225L224 190V188L223 187H225V188H227L228 186ZM23 186L25 187L24 189L25 190H27L28 189V187L29 186H32L33 187V189H32V187H30L27 191H25L24 189H23ZM55 186V187H54ZM62 186H63V188H62ZM81 186H82V189L83 190H81ZM98 188H100L101 190L103 189V191H99V189L97 190V187ZM115 186V187H114ZM150 186H148V187H150ZM151 186V188H149V189H152L153 187ZM181 186H182V188H181ZM198 186H200V189H199V187ZM202 186H203V188H202ZM212 186V187H211ZM235 188H234V187ZM248 186V187H247ZM259 186H257V187H259ZM37 187V188H36ZM42 187V188H41ZM50 187H51V189L53 188V190H59L60 192H61V190H64V191H62L63 193H65L66 192V190H68L67 192H69V191H71L72 193H70L71 194V198H74V197H72V195H76V197H79L80 196V192H81V195H82V191H83V194H84V192H85V195H82V196H80V197H83V196H86L87 198H88V196L92 193V194H94V192H96V191H98L97 192V194L98 195H100L101 193H99V192H102L103 194H101L100 195V199L98 198L99 196H97L96 197V195H94L95 197L92 199V194H91V196L89 197L90 199H92V200H90L89 199V201H94V203L92 202V205H100L99 207H101L102 206V210L98 207V205L97 206H93V207H91V205L89 204V203H91V202H89L88 200H87V198L86 199H80V202H79V200H77V199H79V198H76V199H70L69 200V196H70V194H68L67 195V192L65 193L66 194V196H68V198L66 199L65 197V195H64V197H63V193H61L62 194V196L60 195V192H58V191H54L55 193L53 194L52 192H51V194H53L54 196H56V198L54 199V196L53 195H51L50 194V192H48L49 190H51L50 189ZM67 187V188H66ZM80 187V188H79ZM121 187V188H120ZM147 187V186H146ZM186 189H185V188ZM217 187V188H216ZM218 187H222L221 188V190L223 189L224 190V192H223V190L221 191L220 189H218ZM257 187H255V188H257ZM261 187H259L260 189H261ZM34 188H36V190H34ZM118 188V189H117ZM134 188H136V189H134ZM140 188H142V189H144L143 190V192L144 193H146L147 195H144L143 194V192H142V194L143 195H141V192L139 191V189ZM180 188V189H179ZM202 188V189H201ZM205 188V189H204ZM207 188V189H206ZM212 188H213V190H212ZM215 188H216V191H215ZM233 188H234V190H233ZM24 191H23V190ZM40 190V191H37V190ZM42 189H44V190H42ZM78 189V190H77ZM133 189H134V192H133ZM142 189H140V190H142ZM218 189V190H217ZM235 189H237V190H235ZM259 189V190H260ZM12 190V191H11ZM30 190V191H29ZM41 190H42V193H38V192H41ZM45 190H48V191H45ZM80 190V191H79ZM90 193V194H87V191ZM148 190V189H147ZM160 190H162L161 192H160ZM180 190H181V192H180ZM185 190H187V192L185 191ZM205 190H207V191H205ZM261 190V191H262ZM18 193H17V192ZM44 191L46 192V194L44 193ZM78 191H79V193H78ZM137 193H136V192ZM151 191V192H150ZM165 191V192H166ZM173 191L175 192V193H173ZM182 191H184V193H185V195H183V192ZM217 191H219V192H217ZM225 191H228V192H225ZM233 191H239L238 193H236V194H238L237 196L235 195V192H234V194H233ZM257 191H258V193H257ZM14 192V193H13ZM22 193L23 195H22V197L24 198V197H26V195H27V197H28V199L30 200V202L32 203V201L31 200H33V197H31L32 195L31 194H33V196H34V193H36L35 194V196H38V194H45V196L49 193V195L51 196V197H53V199H54V201H57V203H59L58 202V200H59V195H60V198L61 199H63L62 201L61 200H59L60 201V203L59 204H61L62 202V205L63 204H65V206H64V209H63V215H61L62 217L61 218H59L60 220H59V222L56 220V217H58V215L60 214V212H58V209L59 208H61V210H62V208H63V206L62 205H60V207L57 209L56 208V202L53 204V200H50L51 198L50 197H48L46 200H45V197H43L44 195H42L41 197H43L44 199L43 200H45L44 201V203H43V200H41V198L40 197H36V199L38 198V201H39V198H40V200H41V202L39 203V204H45L46 203V201H47V203L45 204V206L46 205H49V204H51L52 203V206H53V208L54 209H56V211H57V214H56V211L54 212V210H51L52 209V206H50L49 205V207L50 208H48V209H46L45 208V206L43 205L42 207H40L41 205H39V207H38V205L36 206V204H38L36 201H35V207H32L33 205H34V202L32 203L33 205H31L30 206V211L28 210L29 208H27V207H29V205L26 203V200H27V197H26V199L24 198H22L21 197V195L19 196L18 194L19 193ZM25 192V193H24ZM48 192V193H47ZM76 192V193H75ZM116 192H118V193H116ZM139 192H140V194H139ZM211 192V193H210ZM246 192H248V194L246 193ZM252 192V193H251ZM257 193V194H254V193ZM20 193V194H21ZM75 193V194H74ZM112 193V194H111ZM116 193V194H115ZM120 193V194H119ZM124 193H127L126 194V196L124 195ZM131 193H132V195H131ZM134 193V194H133ZM164 193V194H163ZM180 193V194H179ZM202 193V194H201ZM226 195V197H227V195H228V193L229 194H233V195H230V197L232 196H234L233 198H229V196L226 198V197H222V196H224V194ZM249 193H251V194H253L252 196H250L249 195ZM26 194V195H25ZM77 194H78V196H77ZM135 194H137V196L138 195H140V198L139 197H137ZM155 194H156V196H155ZM161 194H163V195H161ZM176 194H178V196L176 195ZM182 194V195H181ZM190 194V195H189ZM219 194V195H218ZM222 194V195H221ZM247 194V195H246ZM16 195V196H15ZM30 197H29V196ZM88 195V196H87ZM105 195V196H104ZM111 195H113L114 197H116L117 196V198H114V202H113V197L111 196ZM118 195H121L120 197L118 196ZM171 195H173L174 196V198L171 196ZM186 195L188 196V197H186ZM198 195V196H197ZM208 195V196H207ZM244 195H246V196H244ZM254 195H256V196H254ZM14 196H15V198H14ZM18 196L19 197H21L20 199L18 198ZM35 196H34V198H35ZM101 196H103V198L104 197H106V198H104V200H103V198L101 197ZM133 196L135 197V199H136V197H137V199H141V200H135L134 198H133ZM142 196H143V198H144V200H143V198H142ZM149 196V197H148ZM162 196L165 198V200H164V198H162ZM167 196V197H166ZM180 196H182V198H184L185 197V199H183V200H185L183 203H185L186 202V200L188 201V200H191V199H189L190 197L193 199V203H192V201H188V203H186V205L185 204H182V199H181V197ZM190 196V197H189ZM195 196H196V198H195ZM248 196H250V197H248ZM259 196V197H258ZM123 197H124V199H123ZM126 197H128L127 199H126ZM130 197L131 198H133L132 200L130 199ZM145 197H147L146 198V200H145ZM153 197V198H154ZM178 197V198H177ZM238 197H241L242 198V200H241V198H239V200L236 202V203H238L237 205H236V203H234V204H232L233 202H235L237 199H238ZM246 197H248V198H246ZM254 199H253V198ZM258 197V198H257ZM14 198V199H13ZM19 199V202H17L18 200L17 199ZM65 198V199H64ZM97 198V200H96V202H95V199ZM101 198H102V204H100L101 203ZM112 198V199H111ZM119 198L121 199V200H119ZM173 198V199H172ZM179 198H180V200H181V202H177L178 203V205H179V207L180 206H183L184 205V207L186 208V206L188 207V209L186 208V210L184 209V207H183V209H181V210H184V211H189L190 209H193V208H191L192 206L194 207V212H193V210H191V214L189 213H186V218H184V215H185V213H184V211H179V212H181V214L180 215H182L181 217H180V215H178V210H179V208L178 207H176L175 206V203H176V199H178L179 200ZM223 198H225L226 200H227V203H226V200L225 199H223ZM236 198V199H235ZM259 198H261V199H259ZM25 200V203H23V200ZM58 199V200H57ZM98 199H99V201H98ZM122 199L124 200L123 201V203L121 202L122 201ZM130 199V201H128ZM165 201H163V200ZM233 199V200H232ZM235 199V200H234ZM247 199V201H245ZM252 199H253V201H252ZM13 200L15 201V202H17V204L19 203L20 204V202L22 201V203L23 204H26V206L27 207H24V205H21V206H23V207H20V205H19V207H18V205H17V208H21L22 209V211L24 212H22L21 210L19 211V209H17L15 206L16 205H14L13 203H15V202H13ZM21 200V201H20ZM35 200V199H34ZM50 202H49V201ZM65 200H69L70 202L69 203H71L72 201H75L74 202V204H72V205H74V206H72V205H69L68 206V204H67V206H66V203L68 202V201H66L65 203H64V201ZM82 200V201H81ZM85 200H87V203H86V201H85V204H88V207H90V208H92V210H90L88 207L87 208H85L86 210H88V212L86 211V210H84V206L83 205H85V204H83V202ZM109 200V201H108ZM117 202H116V201ZM135 200V201H134ZM158 200H159V202H161V203H158ZM160 200H162V201H160ZM176 200V201H175ZM198 200H199V202H198ZM218 200V201H217ZM241 200V201H240ZM249 200V201H248ZM254 200H260V201H262V202H260V201H258V204H257V206H256V202L257 201H254ZM51 201H53V202H51ZM78 201V202H77ZM99 203H98V202ZM107 201V202H106ZM118 201L120 202V203H122V204H120V203H118ZM128 201V202H127ZM136 201H138V202H136ZM143 201H144V203H143ZM167 201H168V203H167ZM209 201V202H208ZM214 201V202H213ZM221 201H222V203H221ZM229 201V202H228ZM245 201V202H244ZM29 202V203H30ZM48 202H49V204H48ZM81 203V204H78V205H80V206H83L82 207V211H81V208H80V206H79V208H78V211L80 210V212H76L77 211V203ZM89 202V203H88ZM112 202V203H111ZM124 202H126V203H124ZM130 202V203H129ZM135 203L136 202V204H138V205H135V204H131V203ZM140 202H141V204H140ZM146 202V203H145ZM148 202H150L151 203V205L153 206V209H154V211H153V213H152V218L154 219V218H156V217H158V218H156L157 219V221H156V219H152L151 218V216H147L148 215V213H147V211L149 212V210H148V208H150L151 206L149 205L150 203H148ZM162 202H163V204H162ZM175 202V203H174ZM205 202V203H204ZM212 202V203H211ZM231 202V204H232V206L229 204L228 205V203H230ZM241 202H242V204H241ZM255 202V203H254ZM259 202H260V204H263V205H260L259 204ZM95 203H97V204H95ZM114 203V204H113ZM143 203V204H142ZM153 203V204H152ZM159 204V205H157V204ZM197 203V204H196ZM224 203H226V204H224ZM245 203V204H244ZM248 203V204H247ZM121 206H120V205ZM125 204V205H124ZM140 204V205H139ZM147 204H148V206H147ZM155 204H156V206H155ZM163 205V208L160 206V205ZM188 204L190 205L191 204V207L190 206H188ZM253 204V205H252ZM110 205V206H109ZM117 205V206H116ZM119 205V206H118ZM122 205H124V206H126L127 205V207H132V209H133V212H131L130 213V208H123L122 207ZM130 205V206H129ZM141 205H144V210H142V211H144V212H136L135 213V211H138V210H141L140 208H141ZM177 205V204H176ZM194 205H196V206H194ZM210 205L212 206V207H210ZM225 205V206H224ZM260 205V206H259ZM55 206V207H54ZM62 206V207H61ZM75 207V209L76 210H72V209H74V208H72V207ZM115 206V207H114ZM138 206V207H137ZM171 206V207H170ZM198 206V207H197ZM214 206V207H213ZM229 206L231 207V209H232V212H231V210H229L230 208H229ZM240 206V207H239ZM244 206V207H243ZM246 206H250V207H246ZM257 208H259V209H256V207ZM32 207V208H31ZM36 207L38 208V209H40L39 211H40V213H42L43 215H40L39 213H38V215H40L41 217H37V216H35V214L34 213H37L36 211ZM47 207V206H46ZM65 207H69V208H67V209H65ZM95 207V208H94ZM108 207H111V208H109V210H108ZM120 207H122V209H123V212H122V210H121V208ZM135 207V208H134ZM148 207V208H147ZM156 209H155V208ZM159 207H160V209L162 208V210H167V209H171V216L170 215H168L169 213H170V211H168V214H166L167 216V219L169 220V218H168V216H170V221H173V223H175L174 225H172V227L170 226L171 224H173V223H171L170 221H168L167 219H166V222H164V224L163 223H159V221L160 222H162V214H159V215H157L158 213H162V212H160V211H162V210H159ZM205 207V208H204ZM207 207V208H206ZM221 207V208H220ZM223 207V208H222ZM236 207H238V208H236ZM252 207V208H251ZM255 207V208H254ZM23 208H25L26 210H23ZM33 208H35V211H33L32 212V209ZM42 208V209H41ZM44 208H45V210H44ZM104 208V209H103ZM167 208V209H166ZM172 208H173V210H172ZM197 208V209H196ZM200 210H199V209ZM219 208V209H218ZM228 208V209H227ZM260 208H261V210L262 211H260L259 212V210H260ZM263 208V209H262ZM11 209V210H10ZM15 209H17V210H15ZM106 209L108 210V212L111 210V212H109L108 214H107V211H106ZM128 209V210H127ZM132 209H131V211H132ZM136 209V210H135ZM151 209V208H150ZM157 209H158V213H157ZM178 209V210H177ZM203 209V210H202ZM205 209H209V213L207 212V210H205ZM237 209V210H236ZM14 212H13V211ZM34 210V209H33ZM50 211V212H48V211ZM93 210L94 211H96L97 212V214H96V212H93ZM135 210V211H134ZM147 210V211H146ZM177 211V213L176 212H174V214H176L178 217H176L172 212L173 211ZM196 210V211H195ZM197 210H199V213L201 214H197L198 212H197ZM236 210V211H235ZM26 211V212H25ZM27 211H29L30 212V215H29V212H28V214H27ZM38 211V212H39ZM44 211H45V213H49L48 215L46 214V215H44ZM92 212L93 214H91L90 212ZM126 212V214L128 215H126L127 216V220L129 221H127V220H125L126 219V216L124 215V213ZM129 212V214H128V212ZM203 212V213H201V212ZM218 211V212H217ZM230 211V212H229ZM238 211V212H237ZM20 212H21V214H20ZM31 212L33 213V214H31ZM83 212H84V214H83ZM102 212H103V214H102ZM105 212V213H104ZM146 212V213H145ZM152 212V211H151ZM154 212H156L157 214L155 215V217H153L154 216ZM166 213H167V211H165ZM165 212H164V215H163V217L164 218H166L165 217ZM215 212V213H214ZM221 212V213H220ZM234 212V213H233ZM236 212H237V214H236ZM254 212V213H253ZM50 213H51V215H50ZM53 213H55L57 216H55L54 217V219H53V216H52V214ZM77 213L79 214V213H81V214H79V216L77 215ZM86 213H88V215L87 216H93V218L92 217H90L89 216V220H90V224L88 223L89 222V220L87 219V216H86ZM100 213V214H99ZM144 213V214H143ZM182 213H184V215L182 214ZM193 213V214H192ZM206 213V214H205ZM225 213V214H224ZM230 213V214H229ZM239 213V214H238ZM251 213V214H250ZM257 215H256V214ZM66 214V215H65ZM96 214V215H95ZM109 214H111L110 216L112 217L111 218V220H110V217H108L109 216ZM130 214H131V216H130ZM133 214V215H132ZM135 214L137 215V214H140V216L139 215H137V217L135 218L136 220H134V216H135ZM149 214H151L150 212H149ZM188 214V215H187ZM196 214V215H195ZM210 215L209 217H208V219H209V223H208V219H207V217H205L204 218V216H206V215ZM211 214H213V215H211ZM215 214V215H214ZM220 214V215H219ZM223 216H222V215ZM261 214V215H260ZM21 215V216H20ZM37 215V214H36ZM103 215V216H102ZM108 215V216H107ZM172 215H174V216H172ZM193 215V216H192ZM227 215H229V216H227ZM235 215V216H234ZM239 217H238V216ZM242 215V216H241ZM260 215V216H259ZM29 216V217H28ZM30 216H32V217H30ZM48 216H52V217H50V218H52L53 220H49V217ZM60 216V215H59ZM63 216H64V218H66L65 219V221H61V219L63 218ZM81 216H82V218H81ZM84 216H85V219L87 220H84ZM98 216V217H97ZM124 216V217H123ZM130 216V218H128ZM139 216V217H138ZM188 216V217H187ZM200 216H203V217H200ZM220 216V217H219ZM253 216H255V217H253ZM20 217V218H19ZM48 217V218H47ZM78 217H79V219H78ZM101 217H102V219H101ZM106 217V218H105ZM108 217V218H107ZM161 218V220H160V218ZM182 217H183V219H182ZM196 217L198 218L199 217V219H197L196 221H195V219H196ZM213 217V218H212ZM223 217V218H222ZM235 217V218H234ZM253 217V218H252ZM259 217H262V219L261 218H259ZM19 218V219H18ZM37 218V219H36ZM40 218H44V220L43 219H41V224H40V221H39V223H38V221L37 220H40ZM47 218V219H46ZM69 218V219H68ZM92 218V219H91ZM103 218H104V220L105 219H107L106 221H105V224H104V220H103ZM123 218H125V219H123ZM131 218H132V220H131ZM148 219V218H151L153 221H154V223H153V221L151 220V224H150V219L149 220H146V219ZM172 218V219H171ZM173 218H175V219H173ZM188 218V219H187ZM190 218V219H189ZM202 218V219H201ZM215 218V219H214ZM257 219V221L255 220V219ZM77 219H78V221H77ZM101 219V220H100ZM122 219V220H121ZM143 219H145L144 221H143ZM177 219V220H176ZM179 219H180V221H179ZM185 219V220H184ZM201 219V220H200ZM213 221H212V220ZM228 219V220H227ZM240 219H242V221L243 222H240ZM43 220V221H42ZM46 220H48V221H50V223L48 224V221H46ZM82 220V222H80ZM91 220H94L93 222L91 221ZM109 220V221H108ZM125 220V221H124ZM130 220H131V222L132 223H130ZM133 220H134V222H133ZM193 220V221H192ZM226 222H225V221ZM232 220H233V222H234V224H233V222H232ZM239 220V221H238ZM17 221V222H16ZM53 221H56V222H58L56 225L54 224V222ZM86 221V222H85ZM103 221V222H102ZM122 221H124L123 223H121ZM127 221V223H125ZM142 221H143V226L141 225V223H142ZM186 221H187V226L185 227L183 224V222H185L186 223ZM200 221V222H199ZM231 222L232 224H230L229 222ZM238 223H237V222ZM42 222H44V223H42ZM45 222H47V224L49 225H47V224H45ZM51 222H53V223H51ZM55 222V223H56ZM64 222V223H63ZM66 222V223H65ZM101 222H102V224L103 225H101ZM107 222H108V224H107ZM113 222H114V224H113ZM136 222V223H135ZM139 222H140V225H139ZM147 222H149L148 224H150V229L148 228V224H146ZM170 223V225H169V223ZM176 222H178L177 224H176ZM188 222H192V226H191V223H188ZM212 222V223H211ZM257 224H256V223ZM18 223H19V225H18ZM68 223V224H67ZM78 223H80V225L78 224ZM94 225H93V224ZM156 223H158L159 225H163V226H165V227H163V226H160L159 227V225H157ZM167 223V224H166ZM180 223H182V224H180ZM229 223V224H228ZM240 223H243V224H240ZM259 223H261V225H259ZM15 224L16 225H18V226H15ZM42 224H43V226H42ZM53 224V225H52ZM71 224V225H70ZM97 224H99V225H97ZM107 224V225H106ZM110 224H113V225H111L110 226ZM121 224V225H120ZM124 224V225H123ZM136 226H135V225ZM147 226H146V225ZM155 225L156 227H153V225ZM168 225V226H166V225ZM188 224H189V226H188ZM195 224V225H194ZM207 224V225H206ZM208 224H211V225H208ZM237 224V225H236ZM238 224H240V225H238ZM44 225H45V228L43 229V227H44ZM51 225V226H50ZM60 225V226H59ZM67 225H69V227H70V229L71 230H69L68 228V226ZM84 225H87V226H84ZM131 225V226H130ZM178 225H180V226H182L183 225V227H179ZM193 225H194V228L195 229H197V230H194V228H193ZM198 225H199V227H198ZM203 225H205V226H203ZM221 225V226H220ZM230 225V226H229ZM242 225V226H241ZM263 225V226H262ZM62 226H63V228H62ZM67 226V227H66ZM75 226H77V227H75ZM95 226V227H94ZM97 226V227H96ZM103 226V227H102ZM107 226V227H106ZM144 226H146L145 228H144ZM175 226H176V228L178 229H176L175 228ZM232 226H233V229H231L232 228ZM234 226H236L235 228H234ZM242 228H241V227ZM257 226H260V228L258 227L257 228ZM261 226H262V228H263V231H262V228H261ZM42 227V228H41ZM47 227H48V229H47ZM49 227H51V229H49ZM81 227V228H80ZM90 227V228H89ZM108 227H110V229H108ZM112 227V228H111ZM126 227V228H125ZM129 227H131L132 229L130 230H128L127 228H129ZM136 227H137V229H136ZM158 227L160 228V229H162V228H165L164 230L162 229L161 231H160V229H158ZM210 227V228H209ZM212 227H213V229H212ZM244 227V228H243ZM120 228V230H118ZM125 228V229H124ZM143 228V229H142ZM155 228H156V230H155ZM168 228H170V229H168ZM187 228V229H186ZM190 228H192L193 229V231H192V229L190 230ZM208 229V231H207V229ZM230 228V229H229ZM75 229H77V230H75ZM90 229V230H89ZM105 229H108V231L110 230V232H112V233H110V232H108V233H110L111 235H108V234H106L107 233V231L105 230ZM111 229H112V231H111ZM121 229H122V231H121ZM147 229H149V230H147ZM153 230V232H151L150 230ZM158 229V230H157ZM182 231H181V230ZM199 229H200V231H199ZM215 229H217L218 231L215 233ZM221 229V230H220ZM236 229V233L238 232L237 230H239V229H241V230H239V233H234V234H231V233H233L234 232V230ZM247 231H246V230ZM89 230V231H88ZM97 230H98V232H97ZM101 230V231H100ZM124 230H126V231H128L126 234H124L125 233V231ZM150 231V232H147V231ZM169 231V232H171L170 234L168 233V232H166V231ZM170 230H174V231H170ZM205 231L204 233L202 232V231ZM211 230H212V233H210L211 232ZM222 230H224V231H222ZM227 230V231H226ZM231 230H232V232H231ZM244 230H245V232H247V233H249V234H247V233H245L244 232ZM47 231H49V232H47ZM71 231V232H70ZM81 233H80V232ZM106 231V232H105ZM116 231H118V232H116ZM123 231H124V233H123ZM156 231V232H155ZM158 231H160V235H158L159 234V232ZM179 231L181 232V233H179ZM187 231V232H186ZM241 231V232H240ZM249 231V232H248ZM23 232V233H22ZM43 232H45V233H43ZM78 232V233H77ZM103 232H105V235H103L104 233ZM116 232V233H115ZM124 234H122V233ZM155 232V233H154ZM163 232H166L165 234L163 233ZM189 232V233H188ZM194 232V233H193ZM223 232V234H224V236H223V234L221 235V233ZM226 232V233H225ZM16 235H15V234ZM47 233V234H46ZM114 233V234H113ZM128 233H130V235H128ZM151 233V234H150ZM156 233H158V234H156ZM174 233V234H173ZM176 233H178L179 235H181L182 234V237H180L178 234H176ZM183 233L185 234V235H183ZM188 233V234H187ZM196 233V234H195ZM203 233L204 235H202L203 236V239H201L202 237H201V234ZM220 233V235L219 236H217L218 234ZM240 233H243V234H241L240 235ZM245 233V234H244ZM253 233V234H252ZM18 234H19V236H18ZM80 234H81V237H80ZM118 234H120L119 236H118ZM165 236H164V235ZM176 235L175 237L173 236V235ZM191 234H192V237H191ZM200 234V236L199 237H197L196 235H199ZM225 234H226V236L228 235V236H230V234H231V236H230V238L232 239V241H229V240H231L230 238H228V236L226 237L225 236ZM239 234V235H238ZM252 234V235H251ZM100 235H102V236H104V237H100ZM128 235V236H127ZM135 235H137V236H135ZM152 235H154L153 236V238L154 239H150L151 237H152ZM162 235H163V237L164 238H166V237H168V239H169V241L171 242V243H169V244H167V245H169V246H167V248L168 247H171L170 248V250H169V248L167 249L165 246V244H164V242L165 243H168L167 242V239H166V241H164L163 240V243H161V239H163L162 238ZM208 235V236H207ZM211 235H212V237H216V239L217 238H219L220 240L219 241H217L215 238L214 239H212L211 238ZM233 235V236H232ZM236 235H238L237 236V238H235L236 237ZM244 235H245V237H244ZM247 235H248V237H247ZM249 235L251 236V237H249ZM105 236H106V239H105ZM109 236H111V237H109ZM115 236V237H114ZM131 236V237H130ZM149 236H151V237H149ZM158 236V237H157ZM195 238H194V237ZM244 238V240L243 239H241L240 240V238H242V237ZM253 236V237H252ZM258 236V237H257ZM19 237V238H18ZM22 237V238H21ZM97 237V238H96ZM157 237V239H155ZM160 237V238H159ZM174 237V238H173ZM185 237H187L186 239H184ZM201 237V238H200ZM207 237V238H206ZM209 237H210V239H209ZM221 237H222V243H221ZM224 237H225V240H223L224 239ZM234 237V238H233ZM238 237H239V239H238ZM247 237V238H246ZM255 237V238H254ZM256 237L258 238V240H261L260 242H257V240H256ZM15 238V239H14ZM84 238V239H83ZM110 238V239H109ZM199 238V239H198ZM205 238V239H204ZM228 238V239H227ZM246 238V239H245ZM252 239V240H250L249 242H248V240L249 239ZM112 239V240H111ZM118 239V240H117ZM171 239H173L172 241L174 242L173 244H172V241H171ZM175 239V240H174ZM179 239V240H178ZM183 241H185V243H184V245H181V243L183 242ZM197 239V240H196ZM212 239V240H211ZM226 239L228 240L227 242H226ZM233 239H235L236 241H237V239H238V242H235ZM263 239V240H262ZM15 240H17V243H18V240H19V243L18 244H20L21 246L22 245H24V246H22L23 248H25V250L26 249H28V253L30 254H28L27 252H26V255L28 254V258H27V256H25L22 252V247H20V245H17L16 243L15 244H13L14 242H15ZM109 240V241H108ZM127 240V241H126ZM142 240V241H141ZM153 240V241H152ZM158 241L157 243H156V241ZM204 240V241H203ZM205 240H206V242H205ZM209 240V241H208ZM242 240H243V242H242ZM12 241V242H11ZM139 241H140V243H139ZM155 241V242H154ZM176 241V242H175ZM181 241V242H180ZM195 241V242H194ZM197 241V242H196ZM202 241V243L201 244H204V245H201L200 244V246H198L199 245V243ZM208 241V242H207ZM214 241H216V243H214ZM225 241V242H224ZM239 241L241 242V243H239ZM246 241V242H245ZM256 242V243H258V244H256L255 242H254V247H255V249H257V247H259L257 250H255L254 248H253V244L251 245V242ZM20 242H22V243H20ZM38 242V244H36ZM102 242V243H101ZM138 242V243H137ZM154 242V244H151V243H153ZM159 242H160V245H159ZM179 244H178V243ZM199 242V243H198ZM213 244V248L212 249H210V245H211V243ZM217 242H218V244H220L219 246L217 245ZM220 242V243H219ZM231 242H235V243H231ZM246 244H245V243ZM252 242V243H253ZM41 243H43L45 246H43V247H46V248H43L42 247V244ZM47 243V244H46ZM122 243V244H121ZM209 245H208V244ZM225 243L227 244V245H225ZM228 243H231L230 245L228 244ZM243 243V244H242ZM260 243V244H259ZM9 244H11V246L10 247H12L13 245H14V247H12L11 248V252L12 253H14V254H12L10 251H9V253L7 252L8 251V249H7V247L9 246ZM34 246H33V245ZM41 244V245H40ZM53 245V247H52V245ZM129 244H131V245H129ZM133 244H134V246H133ZM135 244H136V248H135ZM162 244V245H161ZM176 244H177V246H176ZM186 244V245H185ZM195 244H196V246H195ZM234 244H236V245H234ZM237 244H239V245H237ZM247 244H249L248 246H247ZM17 245V246H16ZM36 245V246H35ZM39 245V246H38ZM49 245V247H47ZM80 245V246H79ZM126 245H128L129 247H126ZM138 245V246H137ZM165 245V246H164ZM171 245V246H170ZM179 245L183 248V247H185V248H187V249H184V251L186 252V253H183V255L181 254L180 256H179V253H182V251H183V249L181 248V252H179L178 253V250L180 251V248H177V247H179ZM209 246V248L207 247L206 248V246ZM221 245H222V247H221ZM228 245H229V247H228ZM234 245V246H233ZM243 247H242V246ZM250 245H251V247L252 248H250ZM41 246V247H40ZM121 246V247H120ZM132 246V247H131ZM175 246V247H174ZM198 246V248L199 249H197L196 247ZM205 248H204V247ZM212 246V245H211ZM214 246H215V249H214ZM216 246H218V248H216ZM226 246V249L227 250H225V247ZM245 246V247H244ZM247 246V247H246ZM18 247H20V248H18ZM28 247V248H27ZM132 249H131V248ZM203 247V248H202ZM231 247V248H230ZM248 247H249V249L251 250H249L248 249ZM16 248H18L19 250H21L20 252H19V250L18 251H16ZM42 248L45 250V252H43V254L45 253V255L44 256H46V258L42 255V257H41V254L42 253H40V250H42ZM52 248V249H51ZM55 248H56V250H55ZM84 248V249H83ZM129 248H130V250H129ZM172 248H174L173 250L176 252L177 251V253H175L173 250H172ZM175 248H176V250H175ZM200 248H202L201 250H200ZM221 248H223V249H221ZM235 248H237L236 250H234ZM241 248H244V249H242L241 251H240V249ZM261 248V249H260ZM13 249V250H12ZM125 249V250H124ZM178 249V250H177ZM206 249V252H204V250ZM207 249L209 250V251H211V253L210 252H208L207 251ZM252 249H254L256 252H254V250H252ZM16 251V252H13V251ZM44 250H42V251H44ZM53 250H55L56 251V253L53 251ZM165 250H167V251H165ZM215 250H218L217 252H219L218 254H217V252L215 251ZM231 250H232V252H234V253H232L231 252ZM245 250V251H244ZM248 250V251H247ZM262 250V251H261ZM27 251V250H26ZM41 251V252H42ZM98 251V252H97ZM170 251H172L171 253L173 254V255H171V253H170ZM202 251V252H201ZM220 251H224V255H226V258L229 256V254L231 253V255H232V257H231V255L229 256V260L228 259H226L225 258V256L222 254V255H220ZM259 253H258V252ZM261 251V252H260ZM50 252H52V253H50ZM110 252V253H109ZM169 252V255L168 254H166V253H168ZM174 252V253H173ZM195 252V253H194ZM197 252H201L200 254L199 253H197ZM227 252V253H226ZM236 252H238V254H235ZM247 252V253H246ZM252 252V253H251ZM15 253H16V255H15ZM19 253V254H18ZM24 253H25V251H24ZM75 253V254H74ZM89 253V254H88ZM126 253H127V255H126ZM188 253V254H187ZM208 253H210L211 254V256L209 257L207 254ZM216 254V255H214V254ZM239 253H243V255L246 253V255H244L245 257H243V255L241 256ZM11 254V255H10ZM18 254V255H17ZM50 254L52 255L51 257L52 258H54V260H56V261H54L53 259L51 260L50 259ZM85 254H87V255H85ZM91 254H92V257H93V259H92V257L91 258H89L90 256H91ZM119 256H118V255ZM185 254H187L186 255V257H185ZM197 254H198V256H197ZM203 254V255H202ZM212 254H213V256H216L215 258L214 257H212ZM234 254V255H233ZM252 254V255H251ZM78 255V256H77ZM84 255H85V257H84ZM90 255V256H89ZM94 255V256H93ZM127 257H126V256ZM166 255L168 256L167 258H166ZM195 255H196V258H198L199 256V258L198 259H196V260H194L195 259ZM239 257H238V256ZM260 255V256H259ZM18 256V257H17ZM77 256V257H76ZM111 256V257H110ZM122 256V257H121ZM123 256H124V262H119V261H121V259L123 258ZM134 256V257H133ZM163 256V257H162ZM165 256V257H164ZM184 258L183 260H184V262L183 261H181L182 259V257ZM189 256H190V259H189ZM192 256H193V258H192ZM201 256H202V259H204L206 256H208V258L209 259H207V257H206V259H204V261H198V260H200L201 259ZM203 256H204V258H203ZM221 258V259H219V257ZM235 256V257H234ZM237 256V257H236ZM13 257H14V259H13ZM29 257L31 258V259H29ZM41 257V258H40ZM81 257H83V258H81ZM129 257H130V259H129ZM137 257V258H136ZM162 257V258H161ZM174 257V258H173ZM242 259H241V258ZM252 257V258H251ZM262 257V256H261ZM260 257V258H261ZM28 260V263H27V261H26V259ZM43 258V259H42ZM48 258L51 260H48ZM81 260H80V259ZM107 258V259H106ZM115 258V259H114ZM126 258V259H125ZM128 258V259H127ZM135 258H136V260H135ZM224 258H225V260H224ZM230 258H233V260L232 259H230ZM235 258H239L238 260H239V262H238V260L236 261L235 260ZM258 258V259H257ZM19 259H21L22 261L20 262V260ZM38 259V260H37ZM76 259V260H75ZM78 259L80 260V261H78ZM185 259H186V261H188L187 259H189V261H188V263L186 262L185 263ZM263 259H264V255H263ZM15 260V261H14ZM24 260V261H23ZM44 260V261H43ZM45 260H47V261H50L49 263L47 262V261H45ZM85 260L86 259H84V264H88L87 263V260H86V262H85ZM90 260H91V262H90ZM93 260V261H92ZM116 260V261H115ZM206 260V261H205ZM223 260V261H222ZM19 261V262H18ZM35 261H37V262H35ZM54 261V262H53ZM65 261V262H64ZM94 261V262H95ZM106 261H108V262H106ZM122 261H123V259H122ZM170 261V262H169ZM198 261V262H197ZM219 261V262H218ZM222 261V262H221ZM230 261V262H229ZM234 261V262H233ZM254 261H252V262H248V264H253V263H255ZM32 262V263H31ZM47 262V263H46ZM76 262V263H75ZM93 262V263H94ZM102 262V263H101ZM129 262H127L128 264H129ZM137 262V263H136ZM181 262V263H180ZM232 262V263H231ZM259 262V263H258ZM258 262H256L255 264H260L261 262V264H263L264 263V261H262V260H259ZM22 263V264H23ZM92 263V264H93ZM212 263V261L210 262V264ZM214 263V262H213ZM214 263V264H215ZM243 263V264H244ZM39 264V263H38ZM80 264H82L81 262H80Z\"/></svg>",
    "mask_w": 264,
    "mask_h": 264
},
{
    "label": "bare ground",
    "instance_id": "6f19581e",
    "mask_svg": "<svg viewBox=\"0 0 264 264\" xmlns=\"http://www.w3.org/2000/svg\"><path fill=\"white\" fill-rule=\"evenodd\" d=\"M0 1H1V0H0ZM8 1H10V0H8ZM16 1H17V0H16ZM26 1H27V0H26ZM45 1H46V0H45ZM54 1H55V0H52V1H51V2H53V5H54ZM59 1H61V0H58V3H59ZM69 1H70V0H69ZM71 1H75V0H71ZM82 1H83V0H82ZM84 1H85V0H84ZM84 1H83V2H84ZM93 1H94V0H93ZM96 1H98V0H96ZM105 1L108 2V0H105ZM110 1H111V0H110ZM113 1H114V0H112V2H113ZM117 1L119 2V0H117ZM117 1L115 0V2H116L115 6H114L113 3L111 2L112 4H110V5H112V6L109 7V10H110V11H111L113 8H115V7L117 6V4H119L120 2H121V4H123L122 1L125 2V1H127V0H122V1H120L119 3H117ZM128 1H130V3H129V2H127V3L125 2V3H124L125 5L123 4L122 6H120V7H122V8H120V7L118 6L119 9H122V10H123V8H126L125 6H126L127 4H130V5H131V3H132L131 6H134L133 4L137 5V2H139L138 0H135V1L132 0V2H131V0H128ZM144 1H146V0H143V3H144L145 5H146L147 3H148L147 5H149V2H150L151 0H149L148 2H144ZM152 1H153V0H152ZM152 1H151V2H152ZM158 1H159V0H158ZM158 1L154 0V2H157V3L159 4L161 0H160L159 2H158ZM165 1H166V0H165ZM165 1L162 0V1H161V4L164 3ZM168 1H169V0H167V2H168ZM174 1L176 2L177 0H174ZM178 1H179V0H178ZM182 1H184V0H181V2H182ZM185 1H186V0H185ZM185 1H184V2H185ZM187 1H188V0H187ZM209 1H210V0H209ZM213 1H214V0H213ZM218 1H220V0H217V2H218ZM230 1H231V0H230ZM248 1H249V0H248ZM248 1H247V3H248ZM10 2H11V1H10ZM14 2H15V1H14ZM28 2H29V1H28ZM42 2H43V1H42ZM48 2H49V1H48ZM62 2H63V0H62ZM75 2H76V1H75ZM77 2H78V1H77ZM77 2H76V3H77ZM94 2H95V1H94ZM94 2H93V3H94ZM101 2H102V1H101ZM103 2H104V1H103ZM106 2L104 3L105 6H106ZM135 2H136V3H135ZM140 2H141V0H140ZM170 2H172L171 4L174 5V4H173V0H170ZM175 2H174V3H175ZM192 2L195 3L194 0H193ZM192 2H190V3H192ZM199 2H201V1H199ZM256 2H257V1H256ZM11 3H12V2H11ZM37 3H38V1H37ZM55 3H56V2H55ZM85 3H87V2H85ZM141 3H142V2H141ZM141 3H140V5H141ZM152 3H153V2H152ZM157 3H155V4H156L155 6H157ZM182 3H183V2H182ZM186 3H188V2H186ZM190 3H189L188 5H190ZM202 3H203V2H202ZM211 3H212V1H211ZM211 3H210V4H211ZM219 3L221 4L222 1H220ZM230 3H231V2H230ZM245 3H246V2H245ZM250 3H251V2H250ZM257 3H258V2H257ZM261 3H262V2H261ZM2 4H3V3H2ZM13 4H15V3H13ZM30 4H31V3H30ZM32 4H33V3H32ZM47 4H48V3H47ZM47 4H45V6H46ZM50 4H52V3H50ZM63 4H64L63 6L61 5L62 8L65 6V3H64V2H63ZM70 4H71V3H70ZM79 4H80V3H79ZM83 4H84V3H83ZM98 4H100V3H98ZM101 4H102V3H101ZM101 4H100V6H101ZM121 4H119V5H121ZM150 4H151V3H150ZM153 4H154V3H153ZM180 4H181V3H180ZM197 4H198V3H197ZM204 4H205V3H204ZM232 4H233V2H232ZM234 4H235V3H234ZM255 4H256V3H255ZM9 5H10V4H9ZM17 5H18V3H17ZM20 5H22V4H20ZM39 5H40V4H39ZM53 5H52V7L55 8V5H54V6H53ZM57 5H58V4H57ZM57 5H56V6H57ZM74 5H75V6H74ZM77 5H78V4H77ZM80 5H81V4H80ZM80 5H78L77 8H80V7H81ZM84 5H85L84 7H86V4H84ZM107 5H108V4H107ZM130 5H129V6L127 5V6L129 7V9L127 10V8H126V12H125V13H124L125 9H124L123 11L120 10L121 13L123 12L122 14H124V15H126V16H123V15L120 16L119 14H117V11H118V13H120V11L118 10V7H116V8H117V11H116V8H115V10H112V12H109L110 16H109V14H107V13L105 14V12H104V11L106 10V9H105L106 7H104V8H103L104 11H101V12H98V11H100L99 8L96 7V6H95V7H96V10H98V11H97L98 13H101V14H102V12H103L104 15H107V16H106L107 18H108V16H109L111 20H113V15L111 16V14H113L114 12H116V13H114V15H116L117 18H118V15L120 16V18H122V16H123L122 19L124 20V19L127 17V14H126V13H127L129 10H130L129 12L132 11V15H133V14H135V13H136V14L139 13V10H140V8H141L140 5H139L140 8H137V6L130 7ZM145 5H144V6H145ZM164 5H165V4H164ZM164 5H163V6H164ZM167 5H168V6H167V8H168V7L170 6V4H167ZM175 5H176V6H179L178 3L175 4ZM175 5H174V6H175ZM207 5H208V2H207ZM263 5H264V4H263ZM3 6H4V4H3ZM12 6H13V5H12ZM27 6H28V5H27ZM70 6H71V8L74 7V9H75L76 4L74 3V4H71ZM79 6H80V7H79ZM102 6H103V5H102ZM102 6H101V7H102ZM113 6H114V7H113ZM139 6H138V7H139ZM142 6H143V5H142ZM144 6H143V9H146V10H147V8H146L147 6H145V8H144ZM150 6H151V5H150ZM150 6H148V7H150ZM155 6H154L153 8L157 9V7H155ZM158 6H159V5H158ZM180 6H181V5H180ZM203 6H204V5H203ZM215 6H217V5H216V2H215ZM215 6H214V8H215ZM218 6H219V8H220V5H219V4H218ZM254 6H255V5H254ZM8 7H9V6H8ZM20 7H21V6H20ZM43 7H44V6H43ZM47 7H48V6H47ZM59 7H60V5H59ZM66 7H68V9H71V8L69 7V4H67ZM82 7H83V6H82ZM91 7L93 8L94 5H92ZM91 7H90V8H91ZM95 7H94V9H95ZM135 7H136L137 10H138L137 12H136L135 9H134ZM160 7H161V6H160ZM171 7H172V6H170V8H171ZM186 7H187V5H186ZM189 7L191 8L192 6H189ZM205 7H206V6H205ZM205 7H203V8H205ZM211 7H213V6L211 5V6H210V9H211ZM236 7H237V6H236ZM238 7H239V5H238ZM251 7H252V6H251ZM251 7H250V8H251ZM256 7H257V6H255V8H256ZM258 7H260V5H259ZM258 7H257V8H258ZM28 8H29V6H28ZM28 8H27V9H28ZM34 8L36 9V6H35ZM41 8H42V7H41ZM48 8H50V7H48ZM53 8H52V9H53ZM88 8H89V7H88ZM88 8L86 7V9H87V14L84 13L83 15H89L88 12L90 13L92 10H93V11H92V14H93V12L95 11V10L92 9V8H91L92 10L89 11ZM90 8H89V9H90ZM97 8H98V9H97ZM111 8H112V9H111ZM130 8H132V9L135 11V13H134L133 10H131ZM151 8H152V7H151ZM151 8H150V9H151ZM158 8H159V7H158ZM167 8H166V9H167ZM172 8H173V7H172ZM193 8H194V7H193ZM193 8H192V9H189L188 12L190 13V10L193 11ZM196 8H197V7H195V9H196ZM203 8H202V9L200 8V9L203 10ZM208 8H209V6H208ZM214 8H213V9H214ZM228 8H229V7H228ZM248 8H249V7H248ZM248 8H247V9H248ZM250 8H249L248 10H250ZM52 9H51V12H53ZM57 9H58V7H57ZM63 9H64V8H63ZM65 9H66V8H65ZM82 9H84V8H82ZM86 9H84L85 12H86ZM161 9H163V7H162ZM176 9H177V7H176ZM184 9H185V7H184ZM215 9L217 10V8H215ZM245 9H246V8H245ZM247 9H246V10L243 9L242 12L240 11V12L242 13V16H244L243 14H245L244 17H245V19H246V20H245L246 22H247L248 20H250L249 18H252L253 16H256V15L259 16V15H258L259 12H257L258 14L255 15V12L252 11V10L254 9V7H253L252 10H250V13H249V14H246V13H245V12L248 13V10H247ZM1 10H2V13H3V8H2V7H1ZM1 10H0V11H1ZM8 10H9V9H8ZM10 10H12V9H10ZM14 10H15V9H13V11H14ZM31 10H32V9H31ZM31 10H30V11H31ZM36 10H37V9H36ZM40 10H41V9H40ZM47 10H48V9H47ZM47 10H46V11H47ZM59 10H60V9H58V11H59ZM66 10H67V9H66ZM75 10H76V9H75ZM75 10H74V11H75ZM79 10H80V9H79ZM167 10H168V9H167ZM170 10H172V9H170ZM170 10H169V11H170ZM173 10H174V9H173ZM179 10H180V9H179ZM179 10L177 9V11H179ZM185 10H187V9H185ZM185 10H183V11H185ZM216 10H215V11H216ZM219 10H220V9H219ZM234 10H235V8H234ZM241 10H242V9H241ZM4 11H5V10H4ZM17 11H18V10H16L15 12H17ZM25 11H27V10H25ZM28 11H29V9H28ZM34 11H35V10H34ZM38 11H39V7H38ZM38 11H37V12H38ZM68 11H69V14H70V11H71V10L62 11V12H67V13H68ZM80 11H81V10H80ZM84 11H83V12H84ZM107 11H108V6H107V10H106V12H107ZM144 11H145V10H144ZM148 11H149V9H148ZM148 11H147V12H148ZM164 11L167 13L166 10H164ZM164 11L161 12V15H162V13H164ZM181 11H182V10H181ZM197 11H199V10H197ZM215 11H214V10L211 11V14L214 13ZM251 11H252V12H251ZM9 12H10V11H9ZM35 12H36V11H35ZM49 12H50V11H49ZM51 12H50V13H51ZM147 12H146V13H147ZM170 12H172V11H170ZM194 12L196 13V11H194ZM209 12H210V11H209ZM209 12H207V13L210 14ZM218 12H219V11H218ZM220 12H221V11H220ZM220 12H219V14H220ZM223 12H225V11H223ZM223 12H222V13H223ZM237 12L239 13V11H237ZM243 12H244V13H243ZM2 13H1V14H2ZM18 13H19V12H18ZM18 13H17V14H18ZM22 13H23V12H22ZM22 13H21V14H22ZM41 13H42V12H41ZM41 13H40V14H41ZM46 13H48V11L45 12V13H43V14H46ZM67 13H66V14H67ZM98 13H97V14H98ZM179 13H180V12H179ZM191 13H192V12H191ZM197 13H198V12H197ZM216 13H217V12H216ZM228 13H229V14H230V13L232 14L233 11L231 10V12H228ZM262 13H263V12H262ZM1 14H0V15H1ZM7 14H8V13H7ZM11 14H14V13H11ZM48 14H49V13H48ZM48 14H47V16H48ZM66 14H65V16H66ZM74 14H75V15L77 14V16L80 17V15H81L82 13H80V14L78 15V11L76 10L75 13H71V16L74 15ZM92 14H90V15L87 16V17L89 18V17L91 16V18H93V16L96 14V12H95V14H94L93 16H92ZM97 14H96V17H97ZM101 14H100V16H101ZM129 14H130V13H128V17L131 18L132 15L130 14V15H131V16H130ZM140 14H141L142 16L144 15V14H142V13H139V15H140ZM150 14H151V13H150ZM181 14H182V13H181ZM202 14L205 15L204 11H202ZM202 14H201V16H202ZM208 14H207V15H208ZM223 14H224V13H223ZM229 14H228V15L224 14V15H225V18H228ZM231 14H230V15H231ZM2 15H5V16H6L5 13L2 14ZM2 15H1V16H2ZM23 15H24V13H23ZM52 15H53V20H54V19H55V18H54V14H52ZM52 15H51V16H52ZM55 15H56V14H55ZM63 15H64V13H63ZM98 15H99V14H98ZM141 15H140V16H141ZM148 15H149V14H148ZM156 15H157V13H156ZM156 15H155V16H156ZM158 15H159V14H158ZM161 15H160V16H161ZM163 15L165 16V14H163ZM163 15H162V16H163ZM166 15H169V14L167 13ZM170 15L173 16L172 13H171ZM170 15H169V16H170ZM174 15H175V12H174ZM185 15H186V12H185ZM185 15H184V16H185ZM192 15H193V14H192ZM192 15H191V16H192ZM212 15H214V14H212ZM215 15H216V14H215ZM217 15H218V14H217ZM220 15H221V14H220ZM233 15H234V14H233ZM1 16H0V20L2 19ZM5 16H4V17H5ZM13 16H14V15H13ZM16 16H17V15H16ZM18 16H19V15H18ZM27 16L29 17V15H26V18H27ZM30 16H31V15H30ZM41 16H42V15H41ZM71 16H69V17H71ZM137 16H138V15H136V16L133 15V17H132L131 19H134V18H136ZM169 16H168V17H169ZM195 16H196V14H195ZM197 16H198V15H197ZM210 16H211V15H210ZM260 16H261V14H260ZM262 16H263V15H262ZM11 17H12V15H11ZM22 17H23V16H22ZM36 17H37V16H36ZM39 17H40V16H39ZM66 17H67V16H66ZM75 17H76V16H75ZM75 17H74V18H75ZM82 17H86V16H82ZM96 17H94V21H93V19H91L93 22H92L90 19L85 21L84 18H83V20H84L85 22H88V23H90V22H91V23L96 22V24L94 23V24H95L94 28H95V27L98 26V24H100L101 22H103V21H101V20H98V18H97V21H101V22L98 23L97 21H95V20H96V19H95ZM104 17H105V16H104ZM104 17H103V18H104ZM111 17H112V18H111ZM124 17H125V18H124ZM173 17H174V16H173ZM182 17H183V15H182ZM192 17H193V16H192ZM8 18H9V17H8ZM8 18H7V16H6V19H8ZM26 18H25V19H26ZM29 18H30V17H29ZM43 18L45 19V17H42V19H43ZM46 18H47V17H46ZM140 18H142V17H140ZM140 18H137V23L139 22L138 19H140ZM144 18H145V17H144ZM146 18H147V17H146ZM152 18H153V17H152ZM159 18H161V17H159ZM170 18H171V17H170ZM186 18H188L187 15H186ZM189 18H190V16H189ZM209 18H210V17H209ZM217 18L219 19V16H218ZM229 18H231V17H229ZM229 18H228V20H230ZM237 18H238V16H236V17L234 16V19L238 21ZM241 18H242V17H241ZM241 18H240V20H241ZM253 18H255V17H253ZM259 18H261V17H259ZM10 19H11V18H10ZM13 19H14V17H13ZM13 19H12V20H13ZM25 19L23 20L24 22H25ZM48 19H49V17H48ZM57 19H58V18H57ZM77 19H78V18H76L75 21H77ZM86 19H87V18H86ZM100 19H101V17H100ZM105 19H106V18H105ZM110 19L108 18V19H106V20H110ZM126 19H129V18H126ZM126 19H125V20H126ZM153 19H154V20L156 19V21H153V22L150 21L149 24L154 23V22H157V20H158V16L155 17V18H153ZM161 19H162V18H161ZM176 19L181 20L179 16H178V18H176ZM176 19H175L174 21H177ZM199 19H201V17H199ZM199 19H198L197 23L199 24V27H201V26H200V23H201V25H202V23H204L205 20L203 19V17H202V22H201ZM205 19H206V18H205ZM212 19H213L212 22L215 21V19H214L213 17H212ZM243 19H244V18H243ZM247 19H248V20H247ZM255 19H256V18H255ZM2 20H4V18H3ZM18 20H19V17H18ZM31 20H32V19H31ZM35 20H36V19H35ZM35 20L33 19L32 21H35ZM38 20H40V19L38 18ZM49 20H50V19H49ZM68 20L70 21V18H68ZM147 20H148V19L145 20L146 22H145L144 20H140V21H142V22H139V23L142 24L143 21H144V22H145L144 24H147V22H148ZM171 20H172V19H171ZM179 20H178V21H179ZM183 20H184V21H183L182 23H184L186 19H183ZM210 20H211V18H210ZM210 20H208V22H206V24H208V23H212ZM216 20H217V19H216ZM235 20H232V21H235ZM261 20H262V19H261ZM261 20H260L259 22H258L257 20H254V22H253V20H251V21L253 22V24L255 23V21L258 22L257 27H256V24H257V23H255V25H254L253 27H254V28H255V27H256V28L260 27V25L263 24V22L260 23ZM8 21H9V20H8ZM21 21H22V18H21ZM47 21H48V20H47ZM55 21H56V20H55ZM63 21H64V20H62V22L60 21L59 23H63V24H64V23L66 22V24H64V25H68V24H69V23L67 24V21H64V22H63ZM78 21H79V20H78ZM78 21H77V22H78ZM89 21H90V22H89ZM117 21H119V20H116L115 22H117ZM126 21L129 22V21H131V20H129V21L126 20ZM135 21H136V20H135ZM162 21H163V22H162ZM162 21H161V22L158 21V22L163 23L164 28H167V27H168V28H169V27L172 28V26H171V25L173 24V23H171L172 21L167 25V27H165V24H166L165 22H167L168 19H167L166 21L162 19ZM169 21H170V19H169ZM169 21H168V22H169ZM206 21H207V20H206ZM209 21H210V22H209ZM219 21H220V20H219ZM219 21H217V22H219ZM223 21H224V23H223ZM223 21H222V25H225L226 28H227V27H230V26L233 28V27L236 25V21L233 22V23H235L234 26L231 25V24H230V25L228 24V22L231 23V20H230V21H227V20L224 19ZM225 21H226V22H225ZM251 21H248V23L251 22ZM263 21H264V19H263ZM5 22H7V21H5ZM28 22H29V20H28ZM43 22H44V21H43ZM45 22H46V21H45ZM45 22H44L43 24H45ZM71 22H72V24H74V20H71ZM71 22H70V23H71ZM85 22H84V24H85ZM108 22H109V21H107L106 25L108 24ZM119 22H120V21H119ZM127 22H126V24H127V26L129 27L128 29H129V31H130V28H131L132 26L130 25V24H131L130 22H129V25H128ZM168 22H167V23H168ZM179 22H180V21H179ZM187 22L190 23V24L188 23L190 27H191V25H195V24H196V26H197L196 21H191V20L189 21V20H188ZM191 22H192L193 24H192ZM194 22H195V24H194ZM217 22H216V23H217ZM220 22H221V21H220ZM220 22H219V25H220ZM238 22H240V21H238ZM243 22H244V20H243ZM252 22H251V25H252ZM30 23H31V22H30ZM34 23H36V22H34ZM38 23H39V24H38ZM38 23L35 24V25L32 24V26H34L33 28H36V29H38V30H39V28H41V31L43 30L44 26L47 25V24L43 25V24H42V21H41V23H40V21H39ZM50 23H51V22H50ZM52 23H54V22H52ZM79 23H80V21H79ZM91 23H90V24H87V23H86V24H87L88 26H90V28H91V26H93V24H91ZM113 23H114V22H113ZM121 23H122V22H120V24H121ZM139 23H138L137 26H135V28L138 29V28L140 27L139 29L142 30V29H145L146 26L148 25V24H147V25H144V24H143V25L145 26V28H144V26L141 28V26H140ZM177 23H178V22H177ZM213 23L215 24V22H213ZM213 23H212V24H213ZM233 23H232V24H233ZM240 23H242V22H240ZM240 23H239V24H240ZM244 23H245V22H244ZM244 23H242V24H240V25L243 26ZM5 24H6V23H5ZM76 24H77V23H76ZM84 24H83V25H80V26H81V29H80V30L77 29V27H76L77 25H76V26L71 25V26H74V27H75L74 30L77 29V30H78L77 33H78V32H82V31H87V29L89 30V27H87V26H86L87 28H86V27H85V28H82V26H84ZM86 24H85V25H86ZM104 24H105V23H104ZM115 24H116V23H115ZM115 24H114V25H115ZM117 24H119V23L117 22ZM135 24H136V23H134V20H133V25H135ZM157 24H158V23H156L155 25H154V24H151V25H153V27H154V26H156ZM178 24H179V23H178ZM180 24H181V23H180ZM204 24H205V23H204ZM206 24H205V26H206ZM245 24H247V23H245ZM25 25H26V24H25ZM36 25H38V26L41 25V26H43V27H41V26L38 27V26H36ZM50 25H51V24H50ZM54 25H55V24H54ZM59 25H60V24H59ZM78 25H79V24H78ZM96 25H97V26H96ZM101 25H103V23H101ZM101 25H99V26L101 27ZM106 25H104L105 28H107ZM108 25H109V24H108ZM163 25H162V26H163ZM215 25H218V24H215ZM215 25H214V27H216ZM222 25H221V26H222ZM237 25H238V24H237ZM240 25H239V27H241ZM251 25H249V27L247 26V27H248L247 30H246V27L243 26V27H245V30H244V31H246L248 34H250L251 31L254 30V29H251ZM23 26H24V25H23ZM27 26H28V25H27ZM27 26H26V27H27ZM29 26H30V24H29ZM47 26H48V25H47ZM60 26H61V25H60ZM68 26H70V24H69ZM68 26H67V28H68V30H69V27H68ZM71 26H70V27H71ZM117 26H118V25H117ZM124 26H125V23H124ZM159 26H160V25H158V27H159ZM183 26H184V25H183ZM202 26L205 27L204 25H202ZM208 26L210 27V24H208L207 27H208ZM48 27H49V26H48ZM55 27H56V26H55ZM63 27H64V26H63ZM149 27H150V25L147 26V28H149ZM175 27H176V26H175ZM185 27H187V26H185ZM192 27H193V26H192ZM192 27H191V28H192ZM207 27H206V29H208ZM211 27H213V25H211ZM253 27H252V28H253ZM261 27H262V26H261ZM263 27H264V25H263ZM27 28H28V27H27ZM59 28H61V27H59ZM67 28H66V29H67ZM78 28H80V27H78ZM92 28H93V27H92ZM108 28H109V27H108ZM135 28H134V29H135ZM147 28H146V29H147ZM161 28H162V27H161ZM161 28H159V29H161ZM177 28H179V25H178ZM194 28H195L196 31H197V29H199V28L196 29V27H194ZM194 28H193V31H195ZM216 28H217V27H216ZM219 28H220V27H218L217 29H219ZM222 28H223V26H222ZM226 28H224V29L226 30L225 32H226L227 35H229V36H232V37H233V36L235 35L234 33H237L235 27H234V29H232V28H230V29H229V28L226 29ZM237 28H238V27H237ZM36 29H34V30L36 31ZM49 29H50V27L47 28V31H46V26H45V28H44L43 31H46V32L48 33V31H51V30H49ZM64 29H65V28H64ZM71 29H72V28H70V30H71ZM83 29H84V30H83ZM101 29H102V30H101ZM101 29H99V30H101V31L105 30V29H103V28H101ZM120 29H122V26L119 27V30H120ZM134 29H133V31H132L133 33L131 34L133 38H135V35H134V34H136V33H134L136 30L134 31ZM174 29H175V28H174ZM201 29H202V31H206V30H203V28H201ZM201 29H200L199 32H201ZM209 29H210V28H209ZM211 29H213V28H211ZM217 29L214 28L213 30H216V31H217ZM224 29H223V30H222V29H221V30L219 29V30H220V31L218 30L219 33H220L221 31L223 32ZM231 29H232V30H231ZM241 29H243V28L241 27ZM260 29H261V32H262V29H263V28H259L258 31L255 30V32H253L252 34L254 35V33H255V34L257 35V37H260V36H258V35H261V37H264V36H262V34H264L263 32H262V34H260V33H261V32H260ZM20 30H21V29H20ZM28 30H29V31L31 30L30 32H32V29H31V28H30V29L28 28L27 31H28ZM34 30H33V31H34ZM81 30H82V31H81ZM91 30L94 31V32H96L95 29H94V30L91 29ZM96 30H97V29H96ZM99 30H98V31H99ZM107 30H108V29H107ZM107 30H106V31H107ZM117 30H118V28H117ZM150 30H151V28H150V29H147L146 31L148 32V31H150ZM154 30H155V29H154ZM154 30H153V31H154ZM161 30L163 31L164 29H161ZM165 30H166V29H165ZM213 30L210 31V32H213L212 36H215V37H216L215 39H217V38H218V39H219V38L221 39V36H222V35L220 36V34H219L218 31H217L216 33H217L220 37H219V36H216V35L214 34L215 31H213ZM227 30H228V31H227ZM230 30H231V31H230ZM238 30H239L238 33L242 32V31H240V28H238ZM35 31L33 32V34L35 33ZM92 31H91L92 34H91L90 36L93 35V32H92ZM98 31H97V33H99V36H100V35L103 36L104 34H105V35L107 34L106 31H104L105 33H102L101 31L98 32ZM114 31H115V30H113V32H114ZM162 31H161V32H162ZM177 31H178V30H177ZM196 31H195V32H196ZM36 32H37V31H36ZM71 32H72V31H71ZM87 32H88V31H87ZM100 32H101V33H100ZM118 32H119V31H118ZM121 32L125 33L124 30H122V31L120 30L119 35L121 34ZM138 32H140V31L137 30V33H138ZM144 32H145V31L143 30V33H144ZM147 32H145V34H143L142 32H141V33H142L143 35H147ZM150 32H151V31H150ZM150 32L148 33L147 36H149ZM159 32H160V31H159ZM161 32H160V33H161ZM163 32H164V31H163ZM208 32H209V30H208ZM228 32H229V33H228ZM256 32L259 33V34H257ZM75 33H76V31H75ZM77 33H76V34H77ZM83 33H85V32H83ZM88 33H90V30H89ZM97 33H95V34L97 35ZM123 33H122V34H123ZM130 33H131V31H130ZM152 33H153V34H155V33L157 34L156 31H155V33H154V32H152ZM152 33H151V34H152ZM166 33H169V35L167 36V37H169V36H173V35H175L177 32H173V31L171 30V32H168V31L166 32V31H165V34H166ZM187 33H188V31H187ZM197 33H198V32H197ZM204 33H205V32H204ZM43 34H44V33H43ZM54 34H55V33H54ZM115 34H116V33H115ZM115 34L113 33L114 36H115ZM122 34H121V38H122L123 35H124V34H123V35H122ZM125 34H126V33H125ZM127 34H128V33H127ZM139 34H140V33H139ZM139 34H136V36L139 35ZM142 34H140V35H142ZM156 34H155L154 36H156ZM209 34H211V33H209ZM230 34H232V35H230ZM36 35H39V34H36ZM40 35H42V33H40ZM79 35H82V34H79V33H78L77 36H79ZM96 35H95V36H96ZM107 35H108V34H107ZM119 35H118V36H119ZM157 35H158V34H157ZM160 35H162V33H161ZM163 35H164V33H163ZM163 35H162V37H163ZM237 35H238V34H237ZM237 35H236V36H237ZM243 35H245V34H243ZM253 35L250 34V38H248V39L251 40V36H253ZM256 35H255V36H256ZM47 36H48V34H47ZM75 36H76V35H75ZM77 36L74 37V38H78L77 41H79V39H80V41H81V40H83L82 37L85 36V35H82V37H81L82 39L79 38V37H77ZM88 36H89V35H88ZM95 36H92V37H91L92 40H94L93 37H94V38L97 37V36H96V37H95ZM147 36H146V37H147ZM223 36H224V35H223ZM223 36H222V37H223ZM229 36H227V37H229ZM103 37H105V36H103ZM115 37H116V36H115ZM125 37H126V35H125ZM127 37H128V35H127ZM132 37H131V38H132ZM137 37H140V36H137ZM144 37H145V36H144ZM146 37H145V38H146ZM152 37H153V36H152ZM209 37H210V36H209ZM224 37H225V36H224ZM227 37H225V38L228 39ZM237 37H238V39L240 38L239 36H237ZM241 37L244 39L245 36H241ZM247 37H248V36H247ZM247 37H245V38L247 39ZM261 37H260V38H261ZM6 38H7V37H6ZM49 38H50V37H49ZM85 38H86V37H85ZM97 38H98V37H97ZM97 38H96L95 42H96L97 40H99L100 38H101V39H100L101 41H102V39H104V38H102V37H100V38H98V39H97ZM107 38H109V35H108ZM121 38L118 37L117 39L120 40ZM131 38H130V40H131ZM133 38H132V39H133ZM141 38H142V37H141ZM150 38H151V36H150ZM156 38H157V37H153L152 39H156ZM158 38H160V36H158ZM158 38H157V40H158ZM8 39H10V38H8ZM117 39H116V40H117ZM123 39H124L123 42H124L125 40H126V41H129V39H125V38H123ZM136 39H137V38L133 39V41L136 40ZM142 39H143V38H142ZM142 39H141V41H139V42L142 43ZM146 39L149 40V37L146 38ZM146 39H143V40L146 41ZM152 39H150V41H151ZM165 39H166V38H165ZM220 39H219V40H220ZM234 39H235V42H236V37H235ZM246 39H244L243 41L245 42ZM248 39H247V40H248ZM262 39H263V41H264V38H262ZM92 40L90 39V41H92ZM100 40H99V41H100ZM105 40L108 41V39H106V37H105V39H104V41H102V43H103V42L106 43ZM118 40H117V41H118ZM121 40H122V39H121ZM137 40H138V39H137ZM157 40H153V41L155 42V41H157ZM209 40H211V43H213V42L215 41V40H212V39H209ZM219 40H218V41H219ZM255 40H256V39H255ZM87 41L90 42V41H89V38L87 39ZM87 41L85 40L86 45H84L83 47H85V46H87V45L90 44V47L92 48V46H96V45H97L94 41H93L94 43L92 42V43H88V44H87ZM109 41H112V42L114 41L113 44H114V45L116 44L115 46L113 45L114 47H117V45L120 46L119 44H121L119 41H118L119 43H117V42L115 41V39L112 40V38H111V40H110V38H109ZM133 41H131V43H132ZM162 41H163V40H162ZM212 41H213V42H212ZM221 41H222V42H221ZM223 41H224V42H223ZM228 41L230 42V39H229ZM231 41H233V43H234V40L231 39ZM240 41H241L243 44H245L242 40H240ZM256 41L259 43V38H258ZM57 42H58V41H57ZM115 42H116V43H115ZM121 42H122V41H121ZM123 42H122V44H124ZM129 42H130V41H129ZM129 42H128V45H129ZM137 42H138V41H137ZM137 42L135 41V43H137ZM146 42H147V41H146ZM146 42H145V43H146ZM151 42H152V41H151ZM158 42H159V40H158ZM160 42H161V41H160ZM160 42H159V43H160ZM216 42H217V41H216ZM216 42H214L213 44H215ZM220 42L223 43V45H222L221 43L219 44V45H221V46H224V47H225V46L227 45V42L225 41V39L220 40ZM238 42H239V41H238ZM241 42H239V43L241 44ZM250 42H251V41H250ZM252 42H253V40H252ZM252 42H251V43H252ZM76 43H77V42H76ZM79 43H80V42H79ZM85 43H84V44H85ZM97 43L100 44V45H103V44H101V42H97ZM126 43H127V42H126ZM133 43H134V42H133ZM141 43L138 44V45H139V48H141V46H143V45H141ZM162 43H163V42H162ZM162 43H160V44H162ZM211 43H210V41H209V44H208V45H210V47L213 45V44H211ZM224 43H225V44H224ZM248 43H249V42H248ZM4 44H5V43H4ZM4 44H3V45H4ZM52 44H53V43H52ZM80 44H83L82 41H81ZM91 44H92V46H91ZM94 44H96V45H94ZM109 44L111 45L112 43L110 42ZM146 44H147V43H146ZM160 44H159V45H160ZM163 44H164V43H163ZM163 44H162V45H163ZM200 44H201V43H200ZM230 44H231V42H230ZM230 44L227 45L228 48H229V46H231ZM234 44H235V43H234ZM234 44H233V45H234ZM246 44H247V43H246ZM249 44H250V43H249ZM254 44H255V43H254ZM5 45H6V44H5ZM10 45H11V44H10ZM100 45H99V46H100ZM107 45H108V44H107ZM107 45H106V46H107ZM124 45H125V44H124ZM124 45H123V46H124ZM126 45H127V44H126ZM138 45H137V46H138ZM144 45H145V44H144ZM219 45H218V46H219ZM233 45H232V47H234V48H237V47L239 46L238 44H236V45H237L236 47L233 46ZM241 45H242V44H241ZM251 45H252V44H251ZM104 46H105V45H104ZM104 46H102V47H104ZM113 46H112V45H111V46H108V48L110 47L111 52L113 53V51H114V55H116V56L113 55L114 57H112V59L109 58L110 60L107 58V61H108V60L111 61V60L115 59V57H117V56H119V58H122V57H123L122 55H121L122 57L120 56V53L117 52L116 48H114ZM121 46H122V45H121ZM121 46H120V47H121ZM123 46H122V47H123ZM147 46H148V44H147ZM147 46H146V47H147ZM153 46H154V45H153ZM156 46H157V45H156ZM227 46H226L225 48H227ZM242 46H243V45H242ZM242 46H240V49H241V50H242ZM247 46H249V45H245L244 50L246 49ZM258 46H259V45H257V48H258V50H259V49H260V48H259L260 46H259V47H258ZM62 47H63V46H62ZM62 47H60V48L62 49ZM77 47H78V46H77ZM80 47H82V45H81ZM83 47H82V48H83ZM100 47H101V46H100ZM111 47L114 48V50H113ZM122 47H121V48H122ZM129 47H132V45H129ZM129 47H128V46H125L126 49L129 48ZM133 47H134V46H133ZM133 47H132V48H133ZM158 47H162V46H158ZM203 47H204V46H203ZM210 47H209V49H210ZM224 47L222 48L223 50H227V51H229V49H225ZM249 47H250V46H249ZM249 47L246 49L247 51L249 50V52H248L249 54H247V53L245 54V51H246V50H245V51L243 50L244 53H243V51L238 50L239 48H238L237 50H238L239 52H241V55H242V54H243V55L245 54V56H243L244 58H245V57L249 58V56L252 54L251 52L253 51V48L251 49V47H250V49H251V50H250ZM252 47H253V45H252ZM16 48H17V47H16ZM58 48H59V47H58ZM74 48H75V47H74ZM86 48H87V50H89V49H88V46H87ZM104 48H105V47H104ZM106 48H107V47H106ZM121 48H120V49H121ZM211 48H213V47H211ZM214 48H215V46H214ZM69 49H70V48H69ZM79 49H80V48H79ZM96 49H98V47H96L95 50H96ZM99 49H100V48H99ZM117 49H118V51H119V48H118V47H117ZM129 49H131V48H129ZM134 49H136V48L134 47ZM141 49H142V48H141ZM141 49H140V50H141ZM144 49H145V47H144ZM209 49H208V50H209ZM218 49H219V48H218ZM222 49H221V50H222ZM9 50H10V49H9ZM87 50H86V51H87ZM92 50H94V47L92 48ZM92 50L90 49V53L92 52ZM112 50H113V51H112ZM115 50H116V52H115ZM122 50H123V49H122ZM122 50H121V51H122ZM124 50H125V49H124ZM132 50H133V49H132ZM132 50H131L130 52H128V54H129V53L132 54V53H134V52L136 51V50H133V51H132ZM137 50H138V47H137ZM152 50H153V49H152ZM205 50H206V49H205ZM223 50H222V51H223ZM230 50L232 51V48H231V47H230ZM234 50H235V49H234ZM237 50H235V51H236V54H238ZM255 50H256V47H254V51H253V52H255ZM258 50L256 51V56L254 55V57L257 58L256 61H259V60H260V61H261L260 63L262 64V63L264 62V61H263V60H264V55H263L264 53L260 52L262 49H261L259 52H258ZM2 51H3V50H2ZM15 51H16V50H15ZM17 51H18V50H17ZM86 51H85V52H86ZM121 51H120V52H121ZM128 51H129V50H128ZM138 51H139V50H138ZM141 51H144V50H141ZM150 51H151V49H150ZM235 51H234L233 53H235ZM247 51H246V52H247ZM250 51H251V52H250ZM3 52H4V51H3ZM20 52H21V51H20ZM125 52H126V50H125ZM162 52H163V51H162ZM61 53H62V52H61ZM86 53H88V52H86ZM93 53H95V51L92 52V55H93ZM137 53H138V52H137ZM139 53H140V51H139ZM139 53H138V54H139ZM149 53L152 54V53H154V51H153V52H149ZM233 53H232L231 57H232V56H233L234 58L238 57V58L240 59V57H239L238 55L235 56ZM18 54H19V52H18ZM41 54H43V53H41ZM67 54H68V53H67ZM101 54H102V53H101ZM109 54H110V53H109ZM117 54H118V55H117ZM128 54H127V55H128ZM144 54H145V52H144ZM161 54H162V53H161ZM183 54H184V53H183ZM253 54H254V53H253ZM22 55H23V54H22ZM59 55H61V54H59ZM62 55H63V54H62ZM92 55H89V56H92ZM94 55H95V54H94ZM132 55H133V54H132ZM132 55H130V56H132ZM135 55H137V54L135 53ZM188 55H190V56H192V57H195V58H194V63H195L196 65H199V63L203 60V57H200L199 55H196V54H188ZM188 55H186V56H188ZM65 56H66V55H65ZM72 56H74V55H71V57H72ZM125 56H126V54H125ZM125 56H124V59H125ZM140 56H143V53H142V55H140ZM140 56L138 55L137 57L140 58ZM152 56H154V55H152ZM165 56H167V58H168V60H169L170 62H171V61H174V63H172V65H173V67H174V68H173V71H174V72H177V71H178V69L180 68V65H181V68L185 65L184 59H181V62L176 64L174 58H172V57H178L175 51H172V50L170 51V50H169V51H168V55H165ZM223 56H224V55H223ZM25 57H26V56H25ZM81 57H82V56H81ZM97 57H98V56H97ZM128 57H129V55H128ZM132 57H134V56H132ZM161 57H162V56H161ZM161 57H160V59H161ZM241 57H242V56H241ZM0 58H1V57H0ZM23 58H24V57H23ZM45 58H46V57H45ZM64 58H65V57H64ZM64 58H63V59H64ZM74 58H76V57H74ZM74 58H72V59H74ZM134 58H135V57H134ZM153 58H154V57H153ZM162 58H163V57H162ZM221 58H223V57H221ZM238 58H237V59H234V60H235V63H236V61L239 62V63H243L242 61L240 62V61L238 60ZM247 58H246V59H247ZM1 59H4V58H1ZM21 59H22V58H21ZM59 59H60V62H61V58H59ZM76 59H77V58H76ZM83 59H84V58H83ZM83 59H80V60L78 59V61L76 60V63H78L79 61L81 62V60H82V62H81V63H83L82 66H83L86 62H87L86 65H88L89 62H88V61H86V62L84 61V62H85V63H84V62H83ZM93 59H94V60H93ZM93 59H92V60L95 61V57H94ZM100 59H102V58H100ZM127 59H128V58H127ZM142 59H143V57H142ZM160 59H157V60L159 61ZM65 60H66V58L64 59V62H65ZM69 60H70V59H69ZM69 60H68V62H69ZM92 60H91V61H92ZM116 60H117V59H116ZM120 60H121V59H120ZM120 60H119V62H120ZM136 60H137V59H136ZM140 60H141V59H140ZM161 60H162V59H161ZM234 60H233V61H234ZM241 60H242V59H241ZM243 60H244V59H243ZM4 61H5V60H4ZM49 61H50V60H49ZM74 61H75V60H74ZM104 61H105V60H104ZM109 61H108V62H109ZM117 61H118V60H117ZM54 62H55V61H54ZM60 62H59V63H60ZM62 62H63V61H62ZM71 62H72V61H71ZM71 62H70V64H71ZM80 62H79V63H80ZM96 62H98V61H96ZM96 62H94V63L96 64ZM108 62H107V63H108ZM113 62L115 63V61H113ZM119 62H117V63H119ZM142 62H143V60H142ZM230 62H232V60H231ZM245 62H246V64H245ZM245 62H244L243 64H245L246 67H247V61L245 60ZM36 63H37V62H36ZM47 63H49V62H47ZM47 63H46V64H47ZM56 63H57V62H56ZM107 63L105 62L106 65H107ZM109 63H112V61L109 62ZM222 63H223V62H222ZM222 63H221V64H222ZM232 63H234V62H232ZM232 63H230V64H232ZM235 63H234L235 67L237 66V68L239 67V69H245V68H242V67L245 66V65H243V64L241 65V64H240L241 66H239V63H236L237 65H236ZM22 64H23V63H22ZM57 64H58V63H57ZM90 64L92 65V63H90ZM100 64H101V62H100ZM100 64L97 63L96 66H97V65L99 66ZM103 64H104V63H103ZM112 64H113V63H112ZM125 64H126V62L124 63V61H123V63H122V64L120 63L119 65H121V66L123 65V66H124ZM225 64H226V63H225ZM228 64H229V62H228ZM228 64H226V66L224 65V67H225L226 70L224 69L223 73H224V72H227V69L229 70V68H230L229 66H231V65H230V64L228 65ZM41 65H42V62H41ZM62 65H65V64L62 63ZM74 65H75V63H74ZM74 65H72L71 68L74 67ZM86 65H85L84 67H87ZM115 65H116V64H115ZM115 65H114V66H115ZM222 65H223V64H222ZM222 65H221V67H222ZM227 65H228V66H227ZM250 65H251V63H250ZM49 66H50V64H49ZM68 66H69V65H67V67H68ZM82 66H81V67H82ZM88 66H89V65H88ZM96 66L93 65V67H91L92 70H93V72H94V69H95L94 67H96ZM121 66H120V67H121ZM123 66H122V68H123ZM125 66H126V65H125ZM129 66H130V64H128L127 67H129ZM133 66H134V65H133ZM137 66H138V62H137ZM139 66H140V65H139ZM145 66H146V65H145ZM29 67H30V66H29ZM44 67H45V66H44ZM44 67H42V68H44ZM52 67H53V65H52ZM64 67H66V65H65ZM99 67H100V66H99ZM104 67H105V65H104ZM115 67H116V66H115ZM221 67H220V68H221ZM227 67H229V68H227ZM235 67H234V68L232 67V68L230 69L229 72H231V70L234 71V69H235V72L237 73V71H238L239 69H237V68H235ZM46 68H47V66H46ZM56 68H57V67H56ZM59 68H60V65H59ZM71 68H70V69H71ZM74 68H76V66H75ZM77 68H79V67H77ZM77 68H76V70H77ZM87 68H88V67H87ZM87 68H86V69H87ZM89 68H90V67H89ZM101 68H102V67H101ZM108 68H109V71H110V69H111V71L114 69L113 67H111V68L108 67ZM117 68H118V67H117ZM125 68H126V67H125ZM147 68H148V67H146V69H147ZM220 68H219V69H220ZM49 69H50V68H49ZM49 69H48V70H49ZM61 69H63V67H61ZM67 69H68V68H66V71H67ZM81 69H82V68H81ZM84 69H85V68H84ZM86 69H85V70H86ZM126 69H127V68H126ZM130 69H131V71H133V74H135V73H139V74L141 73V74H142V71L139 72V71H137V70H134V69H137L136 67L133 69V67L130 66V68H129L128 70H130ZM132 69H133V70H132ZM139 69H140V67L138 68V70H139ZM159 69H160V68H159ZM236 69H237V70H236ZM259 69H260V65H259V63H256V62H255V64H253V66L250 67V70H251L250 72L252 73V72L258 71ZM45 70H46V69H45ZM48 70H47V71H48ZM78 70H79V69H78ZM87 70H88V69H87ZM90 70H91V69H90ZM119 70H121V69L119 68ZM122 70H123V69H122ZM124 70H125V69H124ZM124 70H123V71H124ZM128 70H127V71H128ZM150 70H151V69H150ZM150 70H149V72H151L152 70H154L153 67H152V70H151V71H150ZM212 70H214V69H212ZM217 70H218V69H217ZM246 70H247V69H246ZM9 71H10V70H9ZM16 71H17V69H16ZM63 71H64L63 75H65V70L63 69ZM69 71H70V70H69ZM80 71H82V70H80ZM80 71H79V73H81ZM116 71H117V70H116ZM123 71H122V72H123ZM146 71H147V70H146ZM154 71H155V70H154ZM154 71H153V73H154ZM162 71H163V70H162ZM215 71H216V70H215ZM221 71H222V70H221ZM244 71H245V70H243L242 72L244 73ZM263 71H264V70H263ZM50 72H51V71H50ZM113 72H114V71H113ZM119 72H120V71H119ZM134 72H135V73H134ZM143 72H145V70H143ZM149 72H145V73H143V75L145 74V81L148 80V82H149V78L146 79V77H147V75H148ZM160 72H161V71H160ZM216 72H217V71H216ZM240 72H241V70H239V72H238L237 74L235 73L236 75H234V76L237 77L238 74H239V75L241 74V75L243 76L242 72H241V73H240ZM245 72H246V71H245ZM46 73H47V72H46ZM52 73H53V72H51L50 74H52ZM71 73H72V72H71ZM77 73H78V72H77ZM79 73H78V74H79ZM101 73H102V72H101ZM103 73H105V72H103ZM103 73H102V74H103ZM110 73H112V72H110ZM128 73H132V72L128 71ZM151 73H152V72H151ZM151 73H150V75H153V74H151ZM155 73H157V72H155ZM155 73H154V74H155ZM212 73H213V72H212ZM212 73H209V74H212ZM221 73H222V72H221ZM221 73H220V74H221ZM233 73H234V72H233ZM233 73L231 72V73H229V74H233ZM18 74H19V73H18ZM20 74H21V73H20ZM25 74H26V73H25ZM42 74H43V73H42ZM50 74H49V75H50ZM66 74H68V73H66ZM69 74H70V73H69ZM69 74H68V75H69ZM81 74H84V76H85V74H87V72H86V73H81ZM81 74H79V75H81ZM88 74H91V75H92L91 72L88 73ZM88 74H87V75H88ZM94 74H95V72H94ZM107 74H108V73H107ZM114 74H115V73H114ZM114 74H113V75H114ZM125 74H126V71H125ZM125 74H124V76H123V74H121V76H123V77H121V76H119V75H118L117 77L115 76V79H114V80H117L116 78H118V77H121L122 80H123L124 77H125V78H128L129 74H127V77H126ZM141 74H140L139 76H142ZM209 74H208V75H209ZM213 74H214V73H213ZM218 74H219V72H218ZM220 74H219L218 76H221V75L225 76V75H226V73L221 74V75H220ZM244 74H245V73H244ZM254 74H255V73H254ZM0 75H1V74H0ZM14 75H15V74H14ZM60 75H61V73H60ZM63 75H61L62 78H63ZM68 75H65V76H67V77H64V79H65V78L67 79V78H68ZM95 75H96V74H95ZM110 75H112V74H110ZM113 75H112L111 77H113ZM150 75H148V77H150ZM208 75H207V77H209ZM215 75H216V74H215ZM227 75H228V73H227ZM239 75H238V76H239ZM241 75H240V76H241ZM246 75H247V74H246ZM252 75H253V73H252ZM25 76H26V75H25ZM47 76H48V75H46V77H47ZM53 76H54V75H53ZM70 76H71V75H70ZM76 76H78V75H76ZM96 76H97V75H96ZM98 76H99V74H98ZM108 76H109V74L107 75V81L109 80L108 83H107V81H106L105 83H103V82L101 81V82H102V83L100 82L101 84L98 83V85L100 84L101 86H103L102 88L105 89V90H106V88H105L106 85H108L107 88L109 89V87H111L110 85L114 84V83H111V82H113V81H110V79H112V78L110 77V79H109ZM130 76L133 77L134 75H133V76L130 75ZM137 76H138V75H137ZM154 76H155V75H154ZM154 76H153V77H154ZM162 76H163V75H162ZM164 76H165V74H164ZM213 76H214V75H213ZM218 76H217V77H218ZM223 76H222V77H223ZM229 76H231V75H229ZM229 76H228V77H229ZM232 76H233V75H232ZM242 76L239 77V79H241ZM249 76H250V75H249ZM254 76H255V75H254ZM258 76H259V75H258ZM27 77H28V76H27ZM27 77H26V78H27ZM51 77H52V75L49 77L50 79H49V78H48V79L51 80V79H52ZM72 77H75V76L72 75ZM81 77H83V75H82ZM86 77H87V76H86ZM86 77H85V78H86ZM94 77H95L94 75H93V78H92V79H91V76H90V75H89V77H87V78H88V81H87L88 84L90 83V82H89V79H91V80L93 81V80H94ZM104 77H106V76H104ZM151 77H152V76H151ZM157 77H158V79H160V76L157 75ZM165 77H166V76H165ZM211 77H212V75H211ZM211 77H210V78H211ZM222 77H221V78H222ZM228 77H226V78H227L226 81L229 79ZM252 77H253V76H252ZM21 78H22V77H21ZM56 78L59 79L58 76H57ZM62 78L60 77V80H58V83H59L60 81H62ZM75 78H76V77H75ZM83 78H84V77H83ZM85 78H84V79H85ZM125 78H124V79H125ZM138 78H139V77H138ZM138 78H137V79H138ZM180 78H181V77H180ZM205 78H206V76L203 77V79L205 80V81H204V80H203V81H204V82L207 81L208 84H207V83H206V84H202V82L199 81V83L197 84V87H198V85H199L200 83L202 84V85L200 84V86H204V87H205V85H206V86H209V85H210V81H211V83H212V82H213V83L215 82V80L212 81L213 79H210V81H208V80H206L207 78H206V79H205ZM215 78H216V77H214V79H215ZM221 78H220V79H221ZM230 78H231V77H230ZM232 78H235V77H232ZM243 78L245 79V77H243ZM243 78H242V79H243ZM261 78H262V77H261ZM64 79H63V80H64ZM77 79H78V77H77ZM77 79H75V80H77ZM96 79H97V78H96ZM118 79H119V78H118ZM121 79H120V82L122 83ZM132 79H134V77H133ZM132 79L129 78V80H130L131 82L133 81ZM142 79H143V78H142ZM151 79H152V78H151ZM158 79H157V81H158ZM163 79H164V78H163ZM201 79H202V78H201ZM208 79H209V78H208ZM216 79L219 80V78H216ZM223 79H225V78L223 77ZM223 79H221L222 82H220L222 85L224 84L223 81H225V80H223ZM22 80H23V79H22ZM85 80H86V79H85ZM91 80H90V81H91ZM99 80H100V79H99ZM99 80H98V82H99ZM102 80H103V78H102ZM105 80H106V79H105ZM125 80H126V79H125ZM129 80H128V81H129ZM138 80H139V83H140V79H138ZM152 80H153V79H152ZM152 80H151V81H152ZM155 80H156V79H155ZM161 80H162V77H161ZM218 80H216V81L218 82ZM230 80H231V79H229V81H227V82H230ZM237 80H238V77L236 78V81H237ZM245 80H246V79H245ZM257 80H259V79L257 78ZM1 81H2V80H1ZM45 81H47V80L45 79ZM53 81H54V82H53ZM71 81H72V79H71V80H68L67 82H66V80H64V82L62 81V82H60L59 84H61V83H65V82H66V85H68L69 83H71ZM78 81H80V80H78ZM94 81L96 82V80H94ZM103 81H104V80H103ZM128 81L126 80V83H127ZM163 81H165V80H163ZM236 81H235V83L237 84ZM238 81H239V82H242V81H240V80H238ZM243 81H244V80H243ZM247 81H248V80H246V82H247ZM48 82H49V81H48ZM72 82H75V81H72ZM83 82H84V81H83ZM83 82L80 81V84H79V85L83 84ZM95 82H93V83L95 84ZM120 82H118V83H120ZM134 82H136V81L134 80ZM148 82H147V83H148ZM166 82H167V81H166ZM170 82H171V81H170ZM183 82H184V81H183ZM197 82H198V81H197ZM197 82H196V83H197ZM227 82H226V83H227ZM239 82H238V83H239ZM246 82L244 81V83H246ZM3 83H4V82H3ZM45 83H46V82H45ZM50 83H51V85H49V86L54 85V83H57V82H56V79L53 77V80H52V82H50ZM50 83H49V84H50ZM52 83H53V84H52ZM75 83H76V82H75ZM84 83H85V85H86V82H84ZM106 83H107V84H106ZM109 83H110V85H109ZM118 83L116 82V84H117L116 87L118 86V87L120 88V86H119ZM126 83H125V84H126ZM151 83H152V82H151ZM158 83H159V82H158ZM167 83H168V82H167ZM181 83H182V82H181ZM213 83H212V84H213ZM220 83L218 82V85H220ZM244 83H243V84H244ZM250 83H251V81H248V83H246V84L248 85V84H250ZM263 83H264V82H263ZM72 84H74V83H71L70 86H72ZM94 84H93V85H94ZM103 84H105V86H104ZM125 84H122L121 86L123 87V85L125 86ZM127 84L129 85V84H131V83L129 82V83H127ZM136 84H137V83H136ZM145 84H146V82H145ZM154 84H155V83H154ZM171 84H172V83H171ZM215 84H216V82H215ZM215 84H214V86L211 85V87L213 86V87L216 88V89L220 87V86H217V87H216ZM246 84H244V85H246ZM258 84L260 85V83H258ZM258 84H254V83H253L254 86H255V85H258ZM23 85H24V84H23ZM26 85H28V84H26ZM47 85H48V83L46 84V86H47ZM66 85H64V86H66ZM95 85H97V83H96ZM95 85H94V87L97 89L98 86L96 87ZM100 85H99V86H100ZM132 85H134V83H133ZM146 85H148V84H146ZM194 85H195V84H194ZM225 85H226V84H225ZM241 85H242V84H241ZM244 85H243V86H244ZM259 85H258V87H259ZM56 86H57V85L55 84L54 87L56 88ZM59 86H61V85H59ZM62 86H63V85H62ZM137 86H139V85L137 84ZM140 86H141V85H140ZM183 86H184V85H183ZM191 86H193V84H192ZM243 86H242V87H243ZM251 86H252V83H251ZM262 86H264V84L261 85V88H263ZM42 87H43V86H42ZM67 87H69V86H67ZM90 87H91V85H90ZM112 87H113V86H112ZM125 87H126V86H125ZM130 87H131V85L129 86V88H130ZM145 87H146V86H145ZM185 87H186V86H185ZM197 87H196V85H195L193 88H197ZM213 87H212V88H213ZM226 87H227V90L225 91V93L222 92V93H224V96H223V97H225V94L227 93V91H228V92L230 91V88H228V85H227ZM229 87H231V88L233 89V88L235 87V85H234V87H233V86H232V83H231V85L229 84ZM240 87H241V86H240ZM242 87H241V88H242ZM80 88H82V87H80ZM83 88H85V86H83ZM86 88L88 89V87H86ZM102 88H101V90H103ZM113 88H114V87H113ZM126 88H127V87H126ZM133 88H134V92H135V89H136V92H137V89H139V87L136 88V87H134V86H133ZM133 88H132V89H133ZM148 88H149V87H148ZM170 88H171V87H170ZM191 88H192V87H191ZM199 88H200V87H199ZM201 88H202V87H201ZM244 88H245V87H244ZM248 88H249V87H248ZM256 88H257V87H256ZM50 89H52V87H51ZM56 89H57V88H56ZM108 89H107V90H108ZM115 89H117V88H115ZM124 89H125V88H124ZM124 89H123V91H124ZM132 89H128V88H127V89H125V91L128 90V91H127L128 93H123V91H122L121 88H120V90H121V92H122L123 95H124V94H127V95H128V94H129V91H130V92L133 91ZM140 89H141V88H140ZM171 89H172V88H171ZM175 89H176V88H175ZM197 89H198V88H197ZM202 89H203V88H202ZM205 89H206V88H204V90H205ZM208 89H209V88H208ZM210 89H211V88H210ZM216 89H214V90H216ZM225 89H226V88H225ZM228 89H229V90H228ZM232 89H231V90H232ZM234 89H235V88H234ZM252 89H253V88H252ZM252 89L250 88L249 91H251ZM258 89H259V88H258ZM258 89H257V90H258ZM57 90H59V87H58ZM61 90H62L63 92L61 91V93L58 94V95H60V96H61L62 93H64V90H66V89L63 88V89H61ZM68 90H70V89H68ZM78 90H79V89H78ZM85 90H86V89H85ZM97 90H99V88H98ZM97 90H96V91H97ZM112 90H113V89L111 88L110 92L108 91V93H107V91H104V90H103L108 96H107L103 91H99V93L101 92V96L103 97L104 100L107 101V98H105V97L103 96L102 92H103V93L105 94V96H107V97H109V96L111 95L110 98H114L113 101H115V100H117V99H115V97L118 96V95H116V94H119V92H118L119 89H117V91H116V92H118V93H116L115 96L113 95L114 97H112V94H114V93L112 92ZM120 90H119V91H120ZM131 90H132V91H131ZM195 90H196V89H194V92H195V94H196V91H195ZM211 90H212V89H211ZM238 90H239V89H238ZM242 90H243V89H242ZM263 90H264V88H263ZM47 91H48V88H47ZM81 91H82V90H81ZM83 91H84V90H83ZM83 91H82V92H83ZM90 91L93 92V91H95V90H93V91L90 90ZM96 91H95V92H96ZM170 91H171V90H170ZM170 91H169V92H170ZM184 91H185V90H184ZM192 91H193V90H192ZM212 91H213V90H212ZM217 91H218V93H219L220 91H224V90H222V89L220 88V91H219V89L216 90V92H217ZM232 91H233V90H232ZM232 91H230V92H231L233 95H235ZM234 91H235V90H234ZM239 91L241 92V90H239ZM255 91H256V90H255ZM65 92H67V91H65ZM77 92H79V94H80V91H77ZM86 92H87V91H86ZM111 92H112V94H110ZM134 92H133V93H134ZM136 92H135V93H136ZM190 92H191V90L188 89L187 94H190ZM200 92H203V93H204L205 91H199V93H200ZM206 92H207V90H206ZM216 92H214V94H216L217 97L219 98V96H218L219 94H217ZM230 92H229V93H230ZM235 92H237V88H236V91H235ZM240 92H238V93H240ZM247 92H248V91H247ZM256 92H257V91H256ZM58 93H59V92H58ZM68 93H69V92H68ZM68 93H67V94H68ZM84 93H85V92H83V94H84ZM97 93H98V91H97ZM99 93H98V94H99ZM135 93H134V94H135ZM138 93H140V92H138ZM138 93H136L135 96H134V95H133V96H134L135 99H137V100L140 99V101H142V97L140 98V95H139ZM178 93H179V92H178ZM192 93H193V92H192ZM197 93H198V91H197ZM203 93H202V94H203ZM207 93H208V92H207ZM209 93H210V92H209ZM209 93H208V95H209ZM211 93L213 94V92H211ZM211 93H210V95H212ZM229 93H227L226 96H227V97L230 96L229 98H231V97L233 98V96H231L232 94L229 95ZM243 93H244V95L246 94L245 92H243ZM251 93H254V92H251ZM71 94H72V93H71ZM88 94H90V93L88 92ZM92 94H93V93H92ZM92 94H91V95H92ZM95 94H96V93H95ZM98 94H97V95H98ZM120 94H121V93H120ZM122 94H121V95H122ZM131 94H132V93H131ZM137 94L139 95V96H138L139 98H138V97L136 98ZM141 94H142V93H141ZM179 94H180V93H179ZM187 94H185V95H187ZM200 94H201V93H200ZM220 94H221V93H220ZM240 94H242V93H240ZM240 94H239V96H240ZM258 94H259V93L257 92L256 95H258ZM262 94H263V93H262ZM56 95H57V94H55V96H56ZM58 95H57L56 97H57V98H61L60 96L58 97ZM80 95H81V94H80ZM97 95H96V96H97ZM99 95H100V94H99ZM99 95H98V98H99ZM121 95H119V97H120ZM123 95H122V96H123ZM143 95H144V98H146V97H145L146 95H145V94H143ZM191 95H192V94H191ZM191 95H190V97H191V99H192V96H191ZM197 95H199V94H197ZM197 95H196V96H197ZM208 95H207V97H208ZM221 95H222V94H221ZM236 95H237V94H236ZM236 95H235V96H236ZM246 95H249V93L246 94ZM256 95H255V97H256ZM259 95H260V94H259ZM76 96H78V94H77ZM83 96H84V95H83ZM83 96H82V97H83ZM88 96H89V95H88ZM94 96H95V95H93V97H94ZM131 96H132V95H131ZM131 96L129 97V95H128L129 98H133V96H132V97H131ZM196 96L194 95L193 97L195 98ZM205 96H206V93H205ZM214 96H215V95H213L212 98H213ZM250 96H251V95H250ZM65 97H66V96H65ZM78 97L82 98L81 96H78ZM78 97H76V98H78ZM124 97H126L125 99H127V96H126V95L123 96V97H120V98L123 99ZM185 97H186V96H185ZM187 97H188V95H187ZM198 97H199V96H198ZM201 97H202L203 100H205V101L207 102L208 99H207V98H204V94H203V96L201 95ZM201 97H200L199 99H201ZM237 97H238V96H237ZM240 97H241V96H240ZM246 97H247V96H246ZM110 98H109V99H110ZM134 98H133L132 100H134ZM144 98H143V101H145ZM210 98H211V96H210ZM215 98H216V96H215ZM218 98H217V99H218ZM220 98H221V96H220ZM62 99H63V95H62L61 101H62ZM82 99L84 100V98H82ZM82 99H79L78 102H79V103H80V102H81V103H84V101H83ZM91 99H92V102H93V99H94V98H91ZM103 99L101 98V100H100V98H99V99H98V102L102 101ZM125 99H123V100H125ZM172 99H173V98H172ZM175 99H176V101H178L177 99H179V98H178V97L176 98V96H175V98H174L173 100H175ZM180 99H181V100H184L182 97H180ZM189 99H190V98H189ZM196 99H197V98H196ZM196 99H195V100H196ZM202 99H201V101H203ZM206 99H207V100H206ZM217 99H216V102H215V103H216L217 105L219 104L220 108L223 109L224 106L221 107V104L224 105L225 102H227V101H225L224 103H223V102L220 103V102H221V101H219L220 99H218V101H217ZM242 99L244 100V97H242ZM246 99H247V98H245V100H246ZM253 99H254V98H253ZM263 99H264V98H263V96H262V100H263ZM58 100H59V99H58ZM65 100H66V99H65ZM65 100L63 99V102H64ZM74 100H77V99H74ZM80 100H82L83 102L80 101ZM86 100H87V99H86ZM86 100H85V102H86ZM89 100H90V99H89ZM99 100H100V101H99ZM110 100H111V99H110ZM110 100H108V101H110ZM128 100H129V99H127V102L129 103ZM130 100H131V99H130ZM132 100L130 101V103H131V102H132V103L134 102V101H132ZM137 100H136V101H137ZM186 100H187V99H186ZM193 100H194V99H192V101H193ZM214 100H215V99H212V100L210 99V102H211V101L213 102ZM221 100H223V99H221ZM225 100H227V99H225ZM229 100H230V99H228V101H229ZM236 100L239 101L238 99H236ZM258 100H259V98H258ZM14 101H15V100H14ZM51 101H52V100H51ZM59 101H60V100H59ZM95 101H97V100L95 99L94 102H93V104H94V103H96V104L98 103V102H95ZM106 101L103 102V104H105V103H106V104L109 103V102H106ZM111 101H112V100H111ZM143 101H142V102H143ZM150 101H151V100H150ZM196 101H197V100H196ZM247 101H248V100H247ZM249 101H250V100H249ZM251 101H252V100H251ZM253 101H255V100H253ZM76 102H77V101H76ZM92 102H91V103H92ZM120 102H122V100H121ZM125 102H126V100H125ZM137 102H138L137 105H139V101H137ZM137 102H136V103H137ZM142 102H141V103H142ZM181 102L183 103V101H181ZM185 102H186V101H185ZM188 102H189V100H188ZM206 102H205V105H206ZM212 102L209 103L208 105H211ZM229 102L232 103L231 100H230ZM233 102H234V104H231V103H230V104H231L232 106H233V105L235 106V102H236L235 99L233 100ZM256 102H257V101H256ZM100 103L102 104V102H100ZM110 103H111V102H110ZM110 103L107 104V105H110ZM116 103H117V102H116ZM116 103H115V104H116ZM118 103H119V101H118ZM136 103H135L134 105H136ZM141 103H140V105H141ZM151 103H152V102H151ZM170 103H171V106L174 105V104L172 105V102H170ZM173 103H174V101H173ZM182 103H180L179 101H178V103L175 102V104H176V105L179 104V106H180ZM193 103H195V102H193ZM197 103H199V101H198ZM200 103H202V102H200ZM243 103H244V102H243ZM262 103H263V102H262ZM77 104H78V103H77ZM86 104H87V103H86ZM96 104H94V105H96ZM106 104H105V108H106V113H105V115L107 114V115H106L107 117H108V113H107V111H109L110 114H111V113H116V112H117L115 107H114V108H115L114 110L112 109L113 107H111V109H109V107H108V108L106 107ZM144 104L146 105V102H144ZM144 104H143V105H144ZM147 104H149V102H148ZM159 104H160V103H159ZM168 104H169V103H168ZM188 104H189V103H188ZM191 104H192V103H191ZM227 104H228V102H227ZM236 104L238 105V103H236ZM240 104H241V103H240ZM251 104H252V103H251ZM263 104H264V103H263ZM79 105H80V104H79ZM118 105H119V104H118ZM126 105H129V104H125V105H122V106L125 107ZM137 105H136V106H137ZM140 105H139V107H140ZM169 105H170V104H169ZM176 105H175V106H176ZM200 105H201V104H200ZM202 105H204V103H203ZM242 105H243V104H242ZM83 106H86V105L83 104ZM87 106L90 107V105H87ZM101 106H102V105H101ZM110 106H112V105H110ZM122 106H121V103H120V107L122 108V109L119 108L120 110H123L124 107H122ZM157 106H158V105H157ZM161 106L163 107L164 104L161 105ZM179 106L175 107V108H178V109H177V112H178V110H179ZM191 106H192V105H191ZM206 106H207V105H206ZM212 106H213V105H212ZM219 106H218V108H219ZM253 106H254V105H253ZM260 106H262V108L264 107V105H260ZM260 106H259V107H260ZM72 107H74V106H72ZM79 107H80V106H79ZM92 107H94V106H92ZM133 107L135 108V106H133ZM142 107H143V106H142ZM144 107L146 108V106H144ZM150 107H151V105H150ZM164 107L167 108V109H166V108H165V109L163 108V110H164L165 112H166L167 110H169V106L165 105ZM173 107H174V106H173ZM204 107H205V106H203L204 112H206L205 110H207V108L205 107V108H206V109H205ZM207 107H208V106H207ZM209 107H210V106H209ZM214 107L217 108V106H214ZM225 107L227 108V111H228V109L232 110L231 108H228V107L226 106V104H225ZM259 107H257V108L259 109ZM74 108H75V107H74ZM85 108L87 109V107H85ZM98 108H99V107H98ZM101 108L103 109V106H102ZM157 108H158V107H155L154 110H155V109L158 110ZM159 108H160V107H159ZM171 108H172V107H171ZM180 108H181V106H180ZM184 108H186V107L184 106ZM198 108H199V107H198ZM200 108H201V107H200ZM200 108H199V109H200ZM211 108H212V107H211ZM211 108H210V109H211ZM216 108L211 109V110H213V112H214V110H216ZM244 108H245V106H244ZM91 109H93V108H91ZM91 109H90V110H91ZM107 109H109V110H107ZM125 109L127 110V108H125ZM137 109H139V108H137ZM137 109H136V110H137ZM148 109H149V108H147V111H148ZM172 109L174 110V108H172ZM191 109H192V108H191ZM233 109H236V108H233ZM241 109H242V107H241ZM77 110H78V109H76V112H79V110H81V111L79 112L80 114L78 113V115L80 116V115L83 113L82 111H84L85 109H82V108L80 107V109H79L78 111H77ZM98 110L100 111V108H99ZM111 110H112V112H110ZM141 110H143V108H142ZM149 110H151V109H149ZM186 110L189 111L190 109L188 110V107H187ZM238 110H239V109H238ZM243 110H244V109H243ZM260 110H261V109H259V111H260ZM9 111H10V110H9ZM17 111H18V110H17ZM87 111H88V110H87ZM94 111H95V110H94ZM101 111H102V110H101ZM103 111H104V109H103ZM113 111H114V112H113ZM115 111H116V112H115ZM118 111H119V110H118ZM152 111H153V110H152ZM175 111H176V109H175ZM179 111H180V110H179ZM193 111H194V109H193ZM199 111H201V109H200ZM202 111H203V110H202ZM217 111H219V110L217 109ZM227 111H226V113H227ZM63 112H64V111H63ZM69 112H70V111H69ZM72 112H74V111H72ZM81 112H82V113H81ZM84 112H85V111H84ZM91 112H93V111H90V114H91ZM153 112H154V111H153ZM156 112H157V114H158V111H156ZM159 112H160V109H159ZM162 112H163V111H161V113H160L159 115H157V114L154 112V113H155L154 115H156V117H157V116H161V117H163L165 114L163 115ZM165 112H163V113H165ZM180 112H181V111H180ZM184 112H185V111H183V113H184ZM191 112H192V111H191ZM207 112H208V110H207ZM210 112L212 113V111H210ZM221 112H222V111H221ZM223 112H224V111H223ZM223 112H222V113H223ZM228 112H229V111H228ZM245 112H246V111H245ZM245 112H244V113H245ZM260 112H261V111H260ZM10 113H11V112H10ZM50 113H51V112H50ZM97 113H99V112H97ZM102 113H104V112H102ZM141 113H144V111L141 112ZM168 113H169V114H167V113H166V114L169 115V117H168L167 115H165V116H164L165 119L163 118L164 121H166V123H167V121H169V119H171V118H170V117H171L170 114H171L172 112L170 113V111H169ZM186 113H187V112H186ZM195 113H196V114H195ZM197 113H198V112H194V113L192 112L191 114H190V113H188V114H189V115L194 114L193 117H195V115H196V117H198ZM217 113H218V112H217ZM219 113H220V112H219ZM233 113H235V112H233ZM250 113H251V112H250ZM15 114H16V113H15ZM64 114H66L68 117H69L70 115H72V114H70V113H69L70 115L67 114L66 111H65ZM75 114H77V113H75ZM85 114H86V113H85ZM85 114H84V115H85ZM88 114H89V113H88ZM90 114H89L88 117H92V114H91V115H90ZM93 114H94V113H93ZM95 114H96V113H95ZM116 114H117V113H116ZM132 114H133V113H132ZM134 114H135V113H134ZM134 114H133V115H134ZM147 114H149V112H148ZM147 114H146V115H147ZM161 114H162V115H161ZM176 114H177V115H176ZM188 114H186V115L188 116ZM199 114H200V113H199ZM201 114H202V115H203V114H205V115H209V114L202 113V112H201ZM201 114H200V115H201ZM229 114H230V113H229ZM229 114L227 113L226 117L229 116ZM231 114H232V112H231ZM231 114H230V115H231ZM258 114H259V113H258ZM84 115H83V117H84ZM96 115H97V114H96ZM96 115H95V116H96ZM103 115H104V114H103ZM105 115H104V116H105ZM139 115H140V114H139ZM186 115H183V116L185 117ZM200 115H199V116H200ZM202 115H201L200 118H202ZM210 115H211V114H210ZM210 115H209V116H210ZM216 115H217V114H216ZM221 115H222V114H221ZM221 115H219V116H221ZM235 115H237V113H236ZM261 115H262V114H261ZM6 116H7V115H6ZM55 116H56V115H55ZM64 116H65V115H64ZM79 116H76V117H75L74 115H72V117H74V119L76 118V119H78V120H79V118H77V117H79ZM100 116H101V115H99V118H100ZM112 116H113V115H112ZM149 116H150V114H149ZM179 116L181 117L182 114L180 115V113H179V114H178V113H175V117H177V119H175L174 121H175L176 124L178 123L176 120H178V119L180 118ZM183 116H182V117H183ZM209 116H206V117H209ZM224 116H225V115H224ZM240 116H241V115H240ZM81 117H82V115H81ZM88 117H87V120H89ZM107 117H106V118H107ZM130 117H132V116H130ZM135 117H136V116H135ZM144 117H145V116H144ZM166 117L168 118L167 120H166ZM172 117H173V116H172ZM175 117H174V118H175ZM182 117H181V118H182ZM193 117H192L191 120H194V119H195V118L193 119ZM211 117L213 118L214 116L211 115V116L209 117L210 120H211ZM231 117H233V116L231 115ZM237 117H238V116H237ZM260 117H261V116H260ZM65 118H67V117H65ZM96 118H97V117H96ZM101 118H103V117H101ZM112 118H113V117H112ZM146 118H147V117H146ZM181 118H180L179 120H181ZM188 118H189V117H188ZM198 118H199V117H198ZM204 118H205V116H204ZM204 118H203V119H204ZM222 118H223V116H222ZM235 118H236V117H235ZM69 119H70V118H69ZM76 119H75V120H76ZM80 119H81V118H80ZM92 119H93V117H92ZM92 119L90 120V122H91L90 125H91V126H92V124H93V123H92V121H93ZM97 119H98V118H97ZM113 119H114V118H113ZM123 119H124V118H123ZM123 119H122V120H123ZM125 119H126V118H125ZM137 119H138V118L136 117V120H137ZM148 119H149V117H148ZM152 119H153V118H152ZM161 119H162V118H161ZM161 119H160V120H161ZM189 119H190V118H189ZM196 119H197V118H196ZM209 119H208V120H209ZM213 119H214V118H213ZM216 119L218 120V118H216V116H215V120H216ZM224 119H225V118H224ZM231 119H234V118H231ZM14 120H15V119H14ZM28 120H29V119H28ZM85 120H86V118H85ZM99 120H100V119H99ZM103 120H104V118H103ZM103 120H102V121H103ZM111 120H112V119H111ZM115 120H116V119H115ZM122 120H121V121H122ZM129 120H130V121H131V120L134 121L133 119H129ZM136 120H135V122H138L140 119H139L138 121H136ZM172 120H173V118H172L170 121H172ZM182 120H183V118H182ZM217 120H216V121H217ZM219 120H221V118H220ZM228 120H229V119H228ZM228 120H227V121H228ZM259 120H260V119H259ZM70 121H71V120H70ZM70 121H69V123H70ZM76 121H77V120H76ZM76 121H75V122H72V121H71V122H72V125H75L74 123H77V122L82 123V122L84 121V119H82V121H77V122H76ZM121 121L118 120V122H116V121H114V122H116V123L119 124V123H121ZM130 121L127 120L126 122H128V123H126L125 121H124V123H126V125L128 124V126L131 127V124L134 123V122H132L131 124H129ZM158 121H159V118H158ZM186 121L188 122V123H187L188 125L190 124L189 122H191V121H188V119H187ZM186 121H185V122H186ZM194 121H195V120H194ZM194 121H193V123H192V125H191L192 127H193L194 124H195ZM196 121L199 123V120H196ZM203 121H204V120H203ZM212 121H213V120H211V122H212ZM216 121H215V122H216ZM221 121H222L224 124L226 123V121H223V120H221ZM238 121H239V123H240V122L243 123L244 120H243V121L238 120ZM1 122H2V121H1ZM93 122H94V121H93ZM105 122H106V121H105ZM105 122H104V123H105ZM108 122H109V121H108ZM161 122H162V121H161ZM172 122H173V121H172ZM172 122H171V124H172V125L174 124L173 126L175 127V132H176V131H177V130H176V126H177V125H176L175 123H172ZM207 122L209 123V121H207ZM207 122H206V123H207ZM219 122H220V121H219ZM222 122H221V123H222ZM232 122H233V121H232ZM232 122H231V120H229L228 123L232 124ZM257 122L259 123V121H257ZM260 122H261V120H260ZM140 123H142V122H140ZM140 123H139V124H140ZM155 123H156V122H155ZM180 123H181V124H179V126H180V125L183 126V125H182L183 121H182V122L180 121ZM223 123H222V124H219V125L222 126ZM228 123H226V124H228ZM233 123H234V122H233ZM235 123H236V125H234V126H236V127H234L233 125H232L233 127H231V130H232V128H235V132H234V133L239 132V129H240V128L238 129L239 126H240L241 128H244V127H245V125L242 127L240 124H238V127H237V121H236ZM244 123H245V122H244ZM244 123H243V124H244ZM249 123L251 124V122H249ZM70 124H71V123H70ZM96 124H97V123H96ZM106 124H107V122H106ZM118 124H116V125H117L116 127H117V128H120V127H118ZM121 124H123V123H121ZM136 124H137V123H135L134 125L132 124V125L135 127ZM143 124H144V123H142V124H140V125L142 126ZM158 124H159V123H158ZM164 124H165V122H164ZM168 124H169V125H167V124H165V125H166V126H170V123H168ZM185 124H186V123H185ZM185 124H184V127L186 126ZM200 124H202V122H201ZM200 124H199V125H200ZM204 124H205V123H204ZM209 124H210V123H209ZM243 124H242V125H243ZM245 124H247V123H245ZM250 124H249V126H250ZM252 124H254V123H252ZM255 124H256V123H255ZM255 124H254V125H251V126H252V127L255 126L256 128H255V127H253V128L250 127V130H249V131H248V128H244V129L247 130V131L244 130V132H242L243 130L240 129V130H241V133H242V136H245V137H246V135H247V136H248V135H249V136H250V135H251V136L253 135V136H252L253 139L255 138V136H257V138H255V139H257L258 142H260V140H261V141H262V140L264 141V139H262V137H263L264 134H263V135H260L263 129H262V130L260 129L261 131L258 130L259 128H257V127H259V126L255 125ZM263 124H264V123H263ZM263 124H261V125L263 126ZM77 125H79V124L77 123ZM85 125H88V121H86ZM126 125L123 124V126H124L125 128L128 127V126H126ZM196 125H197V123H196ZM196 125H195V127H196ZM207 125H208V124H207ZM212 125H213V123H212ZM212 125H211V126H212ZM217 125H218V124H217ZM219 125H218V126H219ZM247 125H248V124H247ZM40 126H41V125H40ZM119 126H120V124H119ZM121 126H122V125H121ZM159 126H160V125H159ZM161 126H162V130H163V124H162ZM161 126H160V128H161ZM179 126H178V127H179ZM202 126H203V125H202ZM249 126H247V127H249ZM36 127H37V126H36ZM56 127H57V126H56ZM70 127H71V125H70ZM70 127H69V128H70ZM107 127H108V126H107ZM114 127H115V126H114ZM116 127H115V128H116ZM129 127H128V128H129ZM138 127H139V126H138ZM174 127H173V128H174ZM197 127H198V126H197ZM215 127H216V124L213 125V128H212V129H211V128H210V129L213 130ZM223 127H224V125H223ZM228 127L230 128V125H229ZM228 127H226V125H225V130H226V132H227V133H224L225 136H228V132H230V131H229L230 129H229ZM260 127H261V126H260ZM69 128H68V129H69ZM72 128H74V127H72ZM72 128H71V131H70V132H72V130H74V132L77 131L78 133L82 131V130H81V129H82V126L76 128V125H75V128H76V129H75V128L72 129ZM79 128H80V129H79ZM90 128H91V127H90ZM131 128H133V127H131ZM131 128H130V129H131ZM142 128H144V127L142 126ZM164 128L166 129L167 127H164ZM193 128H194V127H193ZM193 128H192V130H193ZM202 128H204V127H202ZM206 128H208V126H207ZM219 128H220V126H219ZM226 128H228L229 130H227ZM236 128H237V130H236ZM251 128H252V129L255 128L256 131L258 130L257 132H258L259 134H258L255 130H252ZM262 128H263V127H262ZM77 129H78V130H77ZM122 129H123V127L121 128V130H122ZM133 129H134V128H133ZM169 129H170V128L168 127L167 132H165L166 130H164V133H165V134L168 133L169 136L171 135V136L174 137V135H173V134L175 133L174 130H173L174 133H172V132H171V129H172V128H171L170 130H169ZM185 129H186V130H185L186 132H188V133L191 132V131L188 129V127H185ZM187 129H188V131H187ZM198 129H199V127H198ZM198 129H196V130L199 132ZM221 129H222V127H221ZM52 130H53V129H52ZM54 130H55V131H58V127H57V130H56V128H55ZM59 130H60V128H59ZM80 130H81V131H80ZM134 130H135V129H134ZM134 130H133V131H134ZM158 130H159V128H158ZM168 130H169V132H168ZM196 130H195V132H196ZM204 130H205V129H204ZM225 130H224V131H225ZM251 130H252V132H253V131H254V132L252 133ZM60 131H63V130H60ZM60 131H59V134L61 133ZM110 131H111V130H110ZM119 131H120V130H118V132H119ZM127 131H128V129H127ZM133 131H131V132L134 134L135 132H133ZM138 131H139V130H138ZM143 131H144V129H143ZM159 131H160V130H159ZM189 131H190V132H189ZM205 131H206V130H205ZM207 131H208V129H207ZM207 131H206L205 134H204V131H202L204 135H203V134H201V135H203V137H204V136L206 137V135H207ZM216 131H217V129H216ZM218 131H221V130H218ZM232 131H234V130H232ZM259 131H260V132H259ZM50 132H51V131H50ZM64 132H65V131H64ZM64 132H63V135L60 134L61 137L64 136V134H65ZM74 132H72V133H74ZM129 132H130V131H128V134H129ZM131 132H130V133H131ZM161 132H162V131H161ZM177 132H178V131H177ZM177 132H176V134H177ZM200 132H201V131H200ZM202 132H201V133H202ZM208 132H210V130H209ZM213 132H215V130L212 131V133H213ZM249 132H250V133H249ZM20 133H21V132H20ZM51 133H53V131H52ZM51 133H50V134H51ZM55 133H56V132H55ZM55 133H54V134H55ZM78 133H77V134H78ZM82 133H83V131H82ZM122 133H123V130H122ZM125 133H127V132H125ZM152 133H153V131H152ZM210 133H211V132H210ZM210 133H209V136H210V135H215L216 137H218V135H219L218 132H215V134H212V133L210 134ZM230 133H231V132H230ZM232 133H233V132H232ZM255 133H256V135H255ZM6 134H8V133H6ZM23 134H24V133H23ZM66 134H68V133H66ZM77 134H76V135H77ZM120 134H121V133H120ZM128 134H127V135H128ZM133 134H132V136H133ZM144 134H145V133H144ZM190 134H192V133H190ZM222 134H223V130H222V133H221V135H220L221 138L224 137V136H223L224 134H223V135H222ZM226 134H227V135H226ZM12 135H13V133H12ZM12 135H10V136H12ZM52 135H53V134H52ZM60 135H58V136L60 137ZM78 135H79V134H78ZM78 135H77V136H78ZM88 135H89V134H88ZM105 135H106V133H105ZM109 135H110V134H109ZM111 135L114 136L115 134H114V135L111 134ZM125 135H126V134H125ZM158 135H159V134H158ZM158 135H157V136H158ZM161 135H163V133H162ZM177 135H178V134H177ZM177 135H176V136H177ZM181 135H183V133L180 134V135H178V136L181 137ZM184 135H185V134H184ZM195 135H196V134H195ZM201 135L199 136V138L201 137L200 140L203 138ZM254 135H255V136H254ZM258 135H260V136H262V137H259ZM21 136H24V135H20V134H19V137H21ZM55 136H57V135L55 134ZM65 136H66V135H65ZM80 136H81V135H80ZM102 136H103V135H102ZM116 136H117V135H115L114 137H116ZM129 136H131V135H129ZM135 136H136V134H135L134 137H132V138H135ZM169 136H168V137H169ZM171 136H170V137H171ZM178 136L176 137L177 139H179V140H177V141H179L180 144H181L182 141H181L180 139H184V138H183V137H182V138H179ZM189 136H190V138H189V140H190L191 137H192V139H194L195 137L198 136V134H197L195 137H194V136H191V135H189ZM237 136H238V135H237ZM239 136H240V135H239ZM242 136H241V137H242ZM249 136H248V137H249ZM251 136H250V138H251V140H252V137H251ZM13 137L15 138V132H14ZM17 137H18V134H17ZM17 137H16V138H17ZM19 137H18V138H19ZM32 137H33V136H32ZM59 137H58V138H59ZM105 137H106V136H105ZM150 137H151V136H150ZM164 137H165V136H164ZM164 137H163V138H164ZM193 137H194V138H193ZM205 137H204V138H205ZM207 137H208V136H207ZM207 137H206V138H207ZM210 137H214V136H210ZM210 137H208L209 140H210ZM11 138H12V137H11ZM11 138H10V140H11ZM21 138H22V137H21ZM46 138H47V136H46ZM50 138L52 139V136H51V135H50ZM53 138H54V136H53ZM56 138H57V137H56ZM65 138L68 140V138H70V136L68 135V138H67V137H65ZM102 138H104V137H102ZM109 138H111V137L109 136ZM112 138H113V137H112ZM118 138H119V137H118ZM118 138H117V139H118ZM142 138H143V137H142ZM171 138H172V137H171ZM174 138H175V137H174ZM204 138L202 139V141H203V140L205 141V140L208 139V138H207V139H204ZM218 138H219V137H218ZM230 138H233V136H231ZM243 138H244V137H243ZM260 138H261V139H260ZM263 138H264V137H263ZM12 139H13V138H12ZM59 139H60V138H59ZM61 139H62V138H61ZM99 139H100V138H99ZM107 139H108V138H107ZM113 139H116V138H113ZM121 139H122V138H121ZM121 139H120V140H121ZM144 139H145V138H144ZM153 139H154V138H153ZM167 139H168V138H165V140H167ZM186 139H188V138H186ZM233 139H236V138H233ZM233 139H230V140H233ZM258 139H260V140H258ZM15 140H16V139H15ZM15 140H14V141H15ZM18 140H19V139H18ZM18 140H17V142H21V141H18ZM46 140H49V142H50V141L52 142V140H54V142L57 141L56 144L59 143V142H58L59 140H58V139L55 140V138L52 139V140H50V139H46ZM64 140H65V139H64ZM64 140L62 141V143H61V140H60V143H61L62 145L65 144ZM100 140H101V139H100ZM102 140H103V139H102ZM118 140H119V139H118ZM124 140H126V139H124ZM128 140H130V139H128ZM141 140H142V139H141ZM156 140H157V139H156ZM175 140H176V139H175ZM194 140H195V139H194ZM197 140H198V139H197ZM211 140H212V139H211ZM230 140H229L228 142H229V143L231 142V144H232V143L234 144L235 141H236V140H234V142H233V141H230ZM247 140H250V139H247ZM251 140H250V142L253 143V141H251ZM26 141H27V140H25L24 143H25ZM31 141H33V140H31ZM35 141H37V143H38V140H35ZM35 141H34V143H35ZM40 141H41V140H40ZM115 141H116V140H115ZM122 141H123V139H122ZM132 141H133V139H132ZM132 141H131V142H132ZM158 141H159V140H158ZM162 141H163V140H162ZM167 141H168V140H167ZM169 141H171V143H175V144L177 143V144H179V142H176V141H175V142H172V141H174L173 138H172V139H169ZM169 141H168V142H169ZM186 141H187V140H186ZM202 141H201V142H202ZM207 141H208V140H207ZM224 141H227V139H226V140H223V142H224ZM263 141H262V143H263ZM17 142H16V144H17ZM45 142H46V141H45ZM49 142H47L48 145H49ZM102 142H103V141H102ZM105 142H106V141H105ZM105 142H104V143H105ZM136 142H137V141H136ZM136 142H135V143H136ZM154 142H155V141H154ZM192 142H194V141H191V143H192ZM195 142H196V140H195ZM201 142L199 143V140H198V145L202 144ZM205 142H206V141H205ZM219 142H220V141H219ZM250 142H249V143H250ZM254 142H255L254 144L257 143L255 140H254ZM12 143L15 144V142H12ZM21 143H23V142H21ZM28 143H29V141H28ZM31 143H32V142H31ZM60 143H59V144H60ZM104 143H103V144H104ZM109 143H111V142H109ZM109 143H107L108 146L110 145ZM112 143L114 144V142H112ZM121 143H122V142H121ZM121 143H119V144H121ZM132 143H133V142H132ZM141 143H143V140H142ZM152 143H153V141H152ZM159 143H160V141H159ZM220 143H221V142H220ZM229 143H227L228 146H232V145H229ZM237 143H238V142H237ZM237 143L234 144V146L236 145L235 150H236L238 147H240V146H238ZM252 143H251L250 146H253ZM26 144H27V143H26ZM66 144H68L67 141H66ZM66 144H65V147L68 146V145H66ZM91 144H92V143H91ZM93 144H94V143H93ZM99 144H100V143H99ZM117 144H118V142H117ZM143 144H144V143H143ZM192 144H193V143H192ZM204 144H205V143H204ZM204 144H202V146H203ZM257 144H259V146H260L261 143H257ZM263 144H264V143H263ZM263 144H262V145H263ZM21 145H22V144H21ZM24 145H25V144H24ZM29 145H30V144H29ZM35 145H36V143H35ZM38 145H39V144H38ZM52 145H53V143H52ZM62 145H61V146H62ZM78 145H79V144H78ZM96 145H97V144H95V145H91V147H89V149H91L92 146H94L95 149L97 150ZM105 145H106V144H105ZM121 145H122V144H121ZM145 145H146V144H145ZM145 145H144V146H145ZM154 145H156V144H154ZM157 145H158V144H157ZM166 145H167V143H166ZM208 145H209V144H208ZM224 145H226V144H224ZM262 145H261L260 147H262ZM11 146H14V145H11ZM15 146H16V148L18 147L17 145H15ZM15 146H14V148H15ZM27 146H28V144H27ZM27 146H26V147H27ZM31 146H32V145H30V146L27 147V148H28V149H27L28 151H27V150H26V151H27L28 153H26L25 155H27V154H29V153H30L29 155H31V152H29V148H30V149L33 148V147L31 148ZM49 146H50V145H49ZM55 146H56V145H55ZM58 146H60V145H58ZM71 146H72V145H71ZM74 146H75V145H74ZM76 146H77V145H76ZM76 146H75V147H76ZM119 146H120V145H119ZM123 146H124V145H123ZM130 146H132V144H131ZM140 146H141V148H142L143 145H140ZM144 146H143V148H142V149H144L143 151L146 150V149L144 148ZM162 146H163V144H161L159 147H162ZM169 146H171V145L169 144ZM190 146H191V149H193V150H194V148H195V151H196V150H197V151L200 150V149H199L200 147H197V148L194 147V148H192V145H190V143H189V147H190ZM194 146H195V143H194ZM196 146H197V145H196ZM200 146H201V145H200ZM222 146H223V145H222ZM228 146H227V147H228ZM259 146H257V147L259 148ZM9 147H10V146H9ZM20 147H21V146H20V144H19V147H18V148H20ZM22 147H23V146H22ZM62 147H63V146H62ZM145 147H146L149 151H150V150L153 151V150H152L153 148L148 147V145L145 146ZM155 147H156V146H155ZM167 147H168V146H167ZM184 147H185V145H184ZM184 147H183V148H184ZM225 147H226V146H225ZM253 147H254L258 152H259V150L261 149V148H260V149L258 150V149L255 147V145H254ZM253 147H252V149H254ZM263 147H264V145H263ZM11 148H12V147H11ZM11 148H10V149H11ZM14 148H12L11 152H13V151L15 150ZM35 148H36V147H35ZM70 148H71V147H70ZM78 148H79V147H78ZM103 148H104V147H103ZM107 148H108V147H107ZM107 148H106V149H107ZM124 148H125L124 150H126V153H127V148H130V147L128 146V147L126 148V145H125ZM149 148H151V149H149ZM177 148H178V147H173V149H172V148H170V149H171V150H174V151H175V149H176V151H177V150L181 151L180 149H177ZM179 148H181V145H180ZM186 148H187V147H186ZM186 148H184V149H186ZM228 148H229V147H228ZM231 148H232V150L230 149V151H233V149H234L233 146H232ZM8 149H9V148H8ZM13 149H14V150H13ZM21 149H23L22 152H21L20 149H19V151L21 152V154H20V153H18V154L22 157V153H23V151H25L26 148H25V146H24V148H21ZM72 149H74V148H72ZM72 149H71V150H72ZM76 149H77V148H76ZM95 149L92 148L91 151H92V150H95ZM109 149H110V146H109ZM122 149H123V148H122ZM162 149H163V147H162ZM164 149H165V148H164ZM166 149H167V148H166ZM184 149H182V150L184 151ZM203 149H204V148H203ZM240 149H241V147H240ZM240 149H239V150H240ZM262 149H263V148H262ZM16 150H18V149H16ZM16 150H15V151H16ZM62 150H63V149H62ZM66 150L68 151L67 148H66ZM160 150H161V148H160ZM160 150L158 149L159 153H161ZM186 150H187V149H186ZM189 150H190V149H189ZM189 150H188V152H189ZM193 150H191V151L193 152ZM205 150H206V149H205ZM256 150H255V151H256ZM2 151H3V150H2ZM19 151H18V152H19ZM67 151L64 150V152H67ZM91 151H90V152H91ZM149 151H148V152H149ZM151 151H150V152H151ZM155 151H157V150L155 149ZM164 151H165V153H166L167 150H164ZM168 151H169V148H168ZM168 151H167V153H168ZM179 151H178V152H179ZM195 151H194V152H195ZM208 151H209V149H208ZM208 151H206V152H208ZM253 151H254V150H253ZM9 152H10V151H8V153H9ZM49 152H50V151H49ZM150 152H149V154H150ZM162 152H163V150H162ZM178 152H176L178 155L173 154V152H171L170 155H172V154L174 155V156L172 155V158L175 157V156H180V155H181V152H180V154H179ZM188 152H187V153H188ZM199 152H201V151H199ZM209 152H210V151H209ZM209 152H208V153H209ZM211 152H213V151H211ZM211 152H210V153H211ZM233 152H234V151H233ZM236 152H238V151H236ZM236 152H235L234 154H236ZM240 152L243 153V151H241V150H240ZM240 152H239V153H240ZM246 152H248V151H246ZM246 152H244V154H246ZM260 152L263 153L262 150H260ZM260 152H259V153H260ZM3 153H4V152H3ZM24 153H25V152H24ZM70 153H71V152H70ZM128 153H129V151H128ZM132 153H133V152H132ZM159 153H158V156L160 155ZM174 153H175V152H174ZM183 153H184V152H182V155H183ZM185 153H186V151H185ZM187 153H186V154H187ZM196 153H197V152H196ZM201 153L204 154L203 152H201ZM255 153H256V152H255ZM10 154H11V155H10ZM13 154H15V152H13ZM16 154H17V152H16ZM18 154H17V157L19 156ZM92 154H93V153H92ZM121 154H122V153H121ZM145 154H146V152H145ZM162 154H164V153H162ZM205 154H206V155H209V154H207V153H205ZM205 154H204V155H205ZM250 154H252V151H251ZM253 154H254V153H253ZM2 155H3V154H0V157H1ZM9 155H10L11 157H14V156H15V155L12 156V153H9ZM9 155H8V156H9ZM69 155H70V154H69ZM69 155L65 154V158H66V156H67V158L69 157V159H70V156H69ZM72 155H74V154H72ZM84 155H85V154H84ZM98 155H99V154H98ZM111 155H112V154H111ZM114 155H115V154H114ZM123 155H124V154H123ZM131 155L133 156V154H131ZM131 155H129L130 158H131ZM147 155H148V154H147ZM150 155H152V153H151ZM154 155H155V154H154ZM166 155H167V154H166ZM184 155H185V154H184ZM191 155H192V154H191ZM213 155H214V153H213ZM213 155H209V156H212L211 159L214 158ZM215 155H216V154H215ZM232 155H233V153H232ZM236 155H237V154H236ZM239 155H240V154H239ZM239 155H238V156H239ZM254 155H255V154H254ZM261 155H262V154H261ZM10 156H9V158H11ZM90 156H91V154H90ZM90 156H89V157H90ZM99 156H100V155H99ZM124 156H126V159H125V157H123V158H124L123 160H127V158H129V157L127 156V154L124 155ZM164 156H165V155H164ZM186 156L189 157V154L186 155ZM186 156H184V157H185V160L187 159ZM192 156H193V155H192ZM194 156H195V155H194ZM196 156H197V155H196ZM240 156H241V158H242L244 155L241 154ZM247 156H249V153H248ZM4 157H5V156H4ZM17 157L15 156V159L17 160V163L19 164V161H23V160H19L20 157H19V158H17ZM24 157H25V156H24ZM26 157H28V156H26ZM26 157H25V158H26ZM85 157H86V156H85ZM93 157H94V156H93ZM93 157H92V158H93ZM112 157H113V156H112ZM133 157H134V156H133ZM133 157H132V158H133ZM144 157H147V156L144 155ZM159 157H160V156H159ZM165 157H166V156H165ZM168 157H169V156H168ZM184 157H183V158H184ZM201 157L203 158V156H201ZM250 157H251V155H250ZM250 157H249V158H250ZM252 157H253V156H252ZM257 157H258V156H257ZM259 157H260V156H259ZM2 158H3V157H2ZM54 158H55V157H54ZM65 158H64V160H65ZM105 158H106V157H105ZM109 158H110V157H109ZM130 158H129V159H130ZM149 158H150V157H149ZM156 158H157V163H159L158 161H161V160H159L158 157H156ZM162 158H163V157H162ZM166 158H167V157H166ZM179 158L182 159L181 156H180ZM196 158H197V157H195V160H196ZM199 158H200V156H199ZM202 158H201V159H202ZM204 158H205V156H204ZM225 158H226V157H225ZM230 158H231V156H230ZM230 158H227V159H230ZM232 158H233V159H231V160H233V162H235V164H236L237 160L235 161L234 158H237V157L233 155ZM241 158H240V161H242ZM253 158H254V161H255V157H253ZM253 158H251V161L249 160V162H251V163H249L250 166L253 165V163H254V165L256 164V163L253 161ZM260 158H261V157H260ZM4 159L6 160V158H4ZM12 159H14V158H12ZM12 159H11V160H12ZM23 159H24V158H23ZM69 159H68V161H69ZM71 159H72L71 161H74V157H72ZM111 159H112V158H111ZM147 159H148V158H147ZM147 159H146V160H147ZM170 159H171V158H170ZM175 159H177V162L180 160V159H178V157H176ZM211 159H210V160H211ZM243 159H245V157H243ZM257 159H258V158H257ZM0 160H1V158H0ZM16 160H14V161H15V164H16ZM56 160H57V159H56ZM64 160H63V161H64ZM114 160H115V159H114ZM116 160H117V159H116ZM121 160H122V158H121ZM123 160H122V163H125V161H123ZM135 160H136V159H135ZM135 160L132 159V160H131V163H133ZM150 160H151V159H150ZM162 160H163V159H162ZM168 160H169V158H167V161H168ZM182 160H183V159H182ZM198 160H199V162H200V159L197 158L196 161H198ZM204 160H207V161H203V160H202V162L205 163L204 165H208L207 162H208L209 159H206V158H205ZM213 160H214V159H213ZM213 160H212V161H213ZM222 160H223V159H221V161H222ZM245 160H246V159H245ZM259 160H260V159H259ZM259 160H258V162H259ZM2 161H3V162H1V164L3 163V164H2V167H4L3 165L5 164V163H4L5 161H4V160H2ZM8 161H10V159H9ZM24 161L26 162L25 159H24ZM57 161H58L57 163H59L61 160H57ZM63 161H62V162H63ZM71 161H69V163H70ZM94 161H95V160H94ZM101 161H103V160H101ZM101 161H100V162H101ZM105 161H106V159H105ZM112 161H113V159H112ZM118 161H119V160H118ZM127 161H128V160H127ZM127 161H126L127 164H128V163L131 164L130 161H129V162H127ZM132 161H133V162H132ZM148 161H149V159H148ZM155 161H156V160H155ZM155 161H153V162L155 163ZM164 161H166V160L164 159L163 162H164ZM188 161H189V160H188ZM188 161H186V162L181 161V163H182V162L184 163L183 166H184L185 164L187 165V163H188V165H189L191 161H190V162H188ZM212 161H211V162H212ZM214 161L216 162L217 159L214 160ZM226 161H227V160H226ZM228 161H229V160H228ZM238 161H239V160H238ZM252 161H253V163H252ZM256 161H257V160H256ZM11 162H12V163H11ZM11 162H10V163L13 164V161H11ZM53 162H54V161H53ZM108 162H110V161H108ZM119 162H121V161H119ZM119 162H118V163H119ZM171 162H172V163H174V162L176 163V160H175V161H174V160H173V161L171 160ZM171 162H169L170 165H171ZM179 162H180V161H179ZM179 162H178V163H179ZM199 162H197V163L194 162V163H195V164H198ZM215 162H213V163H215ZM246 162H247V161H246ZM261 162H262V161H260L259 164H260ZM6 163H8V162H6ZM20 163H22V162H20ZM26 163H28V162H26ZM41 163H42V162H41ZM60 163H61V162H60ZM65 163H66V162H65ZM76 163H77V162H75V164H72V162H71L72 166L76 165ZM79 163H80V162H79ZM97 163H98V162H97ZM115 163H117V161H116ZM118 163H117V164H118ZM122 163H120V164H122ZM134 163H135V162H134ZM134 163H133V164H134ZM136 163H137V162H136ZM136 163L134 164V166L132 165L131 167H134V168H135ZM148 163H149V162H148ZM154 163H152V164H154ZM165 163H166V162H165ZM165 163H164V166L162 165V167H161L162 170H163V168H167V165H166L167 163H166V164H165ZM175 163H174V164H175ZM181 163H179V164L181 165ZM200 163H201V162H200ZM213 163H211V164L213 165ZM217 163H218V161L216 162V164H217ZM220 163H222V162H220ZM225 163H226V162H225ZM229 163H230V162H229ZM231 163H232V161H231ZM231 163H230V164H227V165L230 166V167H233V165H234V166L237 165V164L235 165V164L232 163L233 165L231 166ZM237 163H238V162H237ZM240 163H242V162H240ZM240 163H238V164H240ZM244 163H245V161L243 162V164H244ZM8 164H9V163H8ZM29 164H30V163H29ZM42 164H44V163H42ZM67 164H68V163H67ZM94 164H95V163H94ZM100 164H101V163H99V165H100ZM120 164H119V165H120ZM155 164H156V163H155ZM159 164H160V163H159ZM174 164H173V165H174ZM179 164H178V165H179ZM202 164H203V163H202ZM202 164H201V165H202ZM216 164H214V167H215ZM223 164H224V162H223L222 164H220V167H222ZM243 164H241V165L244 166ZM247 164H248V163H247ZM247 164L245 163V165H247ZM20 165H21V164H19V166H20ZM25 165H26V164H25ZM30 165H32V164H30ZM58 165H59V164H58ZM58 165H57V166H58ZM68 165H69V164H68ZM78 165H79V164H78ZM104 165L106 166L107 164L104 163ZM124 165H126V164H124ZM124 165H122V167H121V169H122V168L125 169L124 172H127L128 170L130 171V169H132L129 165H128V169H126L125 167H127V166H124ZM160 165H161V164H160ZM160 165L157 164L156 166H157V167H158V166L160 167ZM173 165H172L173 169H171V170H173V171L175 170L176 174H179V173H177V171H178L180 168H182V167L179 165L180 167L178 166V170H177V168L175 169V167H177V166H175V165L173 166ZM176 165H177V163H176ZM186 165H185V168H186V167L188 168V165H187V166H186ZM191 165H192V163H191ZM201 165H200V166H201ZM221 165H222V166H221ZM225 165H226V164H225ZM225 165H224V167H222L221 169H224L225 171H228L229 169H231L230 167H229V168L226 167V169H228V170H226V169H225ZM249 165H248V166H249ZM256 165H257V164H256ZM260 165H261V164H260ZM260 165H259V167H258L257 169L260 168ZM0 166H1V165H0ZM13 166H14V165H13ZM13 166H10V167H13ZM22 166H24V165H22ZM32 166H33V165H32ZM42 166H43V165H42ZM60 166H61V165H60ZM86 166H87V165H86ZM86 166L84 165L83 169L88 167V166H87V167H86ZM123 166H124V167H123ZM147 166H148V165H147ZM165 166H166V167H165ZM193 166H194V165H193ZM193 166H191V167H193ZM200 166L198 165V167H200ZM218 166H219V164H218ZM218 166H217V168H218ZM242 166H241L240 168H242ZM250 166H249V167H250ZM257 166H258V165H257ZM25 167H26V166H25ZM36 167H37V166H36ZM36 167H33V168H36ZM45 167H46V166H45ZM63 167H64V166H63ZM74 167L77 168V166H74ZM74 167H72V169H75ZM109 167H110V166H109ZM119 167H120V166H119ZM159 167H158V168H159ZM168 167H169V168H167V170H168V169L170 170V166H168ZM189 167H190V165H189ZM191 167H190V168H191ZM202 167H203V166H202ZM202 167L199 168V169L201 170V173H200V174H195V173H193V172H194V171L192 172L193 168H191V169L189 168V169H190V171H189V169H188L189 174H191V172H192V174H195L196 177H197V175H201V174H203V175H201L202 177L200 176V178H203L204 181H203V180H202V181L205 182V183H206L205 179H206V180H207V179H210L208 176H209V175L211 176V175L213 174L214 177H213V176H211V177H212V179L214 178L212 181L215 182V179L217 180V178H218L219 175H220V173H218L219 171H217V169L215 170V172L217 171L216 173L219 174V175L217 176V178H216L215 176H216L217 174H216L215 172H213V171H214V167H213V166H211V171L208 169V172L210 171V173H211V174H209V175H206L207 173H206V174L203 173V170H204L205 168H207V167L204 166L205 168L203 167L204 169H201ZM208 167H209V165H208ZM254 167H256V166H254ZM262 167H263V166H262ZM262 167H261V168H262ZM6 168H7L6 166H5V168H3V169L6 171V172H3V173H6V174H3L2 172H0V173L3 174L4 176L6 175V176H5V177H6V180H5V181H7V179H8V178H7V173L10 174V173H9L10 171H9L8 169H6ZM14 168H16L15 170H17L19 167H16V165H15ZM14 168H10V169H12L14 172H18V171H15ZM26 168L28 169L29 167L27 166ZM33 168H32V170H33ZM38 168H39V167H38ZM102 168H103V170H104V167H102ZM137 168H138V166H137ZM151 168H152V167H150V169H151ZM158 168H157V170H158ZM185 168L183 167V168H182V171H183V169L185 170ZM196 168H197V167H194V170H195ZM212 168H213V171H212ZM215 168H216V167H215ZM233 168H234V167H233ZM233 168H232V170H233ZM235 168H236V167H235ZM247 168H248V167H247ZM247 168H246V169H247ZM251 168H253V167H251ZM251 168H249V170H250ZM21 169H22V168H21ZM58 169H59V168H58ZM69 169L71 170V167H70ZM105 169H106V168H105ZM124 169H122V172H123ZM140 169H141V168H140ZM140 169L138 170L139 172L142 170V169H141V170H140ZM153 169H155V168H152V169H151V172L154 171ZM197 169H198V168H197ZM236 169H238V167H237ZM242 169H245V167H243ZM242 169H241V170H242ZM254 169H255V168H253V171H254ZM257 169H255V170L257 171ZM0 170L3 171L2 168H1ZM12 170H11V173L13 172ZM19 170H20V169H19ZM30 170H31V169L29 168V171H30ZM32 170H31V172H32ZM70 170H69V171H70ZM78 170L80 171V169H78ZM85 170H86V169H85ZM85 170H83V172H84ZM95 170H96V169H95ZM132 170H133V171H134V170L136 171V169H132ZM155 170H156V169H155ZM169 170H168V171H169ZM186 170H187V169H186ZM186 170H185L184 172H186ZM200 170H198V171H200ZM205 170H206V169H205ZM218 170H220V169L218 168ZM224 170H222L221 172H224V175H225V173H226V175H229L230 172L227 174V172H225ZM232 170H231V171H232ZM234 170H235V169H234ZM262 170H263V169H262ZM7 171H9V172H7ZM26 171H27V170H26ZM35 171H36V170L34 169V174H33V175H35V173L38 172V174H36V177H37V178L35 177L36 180L41 179V177H43L44 174L41 175V177H40V175H39V173H40V172H39L40 169H39V171H38V169H37L36 172H35ZM41 171H42V170H41ZM61 171H62V172H60L59 174H61V173L64 172L63 170H61ZM69 171H68V172H69ZM75 171H76V170H75ZM97 171H98V170H97ZM119 171H120V170H118V173H117V172H115V173L119 174V173L121 172V171H120V172H119ZM133 171H132V172H133ZM138 171H137V172H138ZM168 171H167V172H168ZM173 171H172V172H173ZM179 171H180V170H179ZM182 171H181V172H182ZM237 171H240V170H237ZM250 171H252V169H251ZM253 171H252V172H253ZM258 171H260V170H258ZM258 171H257V172H258ZM20 172H21V171H20ZM20 172H19V173H20ZM22 172L24 173V171H22ZM27 172H28V171H27ZM31 172H28L27 174H30V175H31V174L33 173V172H32V173H31ZM66 172H67V171H66ZM68 172H67V175H71L70 173H71L72 171H70L69 174H68ZM81 172H82V170H81ZM81 172H80V173H81ZM83 172H82V173H83ZM85 172H86V171H85ZM106 172H108V171H106ZM124 172H123V175H124ZM130 172H131V171H130ZM137 172H136V173H137ZM139 172H138L137 174H136L135 172H134L135 174H133V173H131V174L137 176L138 174H140ZM143 172H144V171H143ZM148 172H149V171H148ZM157 172H158V171H157ZM157 172L155 171V173H154V172H153V173L155 174V176L157 175V177H158L159 173H157ZM159 172H161V171H159ZM175 172H173L174 174L171 173V171L169 172V173L171 174V177H172V174H173V176L176 178V176H175V175H176ZM195 172H197V171H195ZM205 172H206V171H205ZM243 172H244V171H243ZM252 172H250V173H251V174H250V175H251V178L253 177V175H252L253 173H252ZM257 172H256V174H255V172H254V176H255L254 179H256V180L258 179L257 181H259V180H261L263 177H258V176H260V173H258V174H259V175H258ZM19 173H18V174H19ZM42 173H43V172H42ZM80 173H79V174H80ZM87 173H89V172H87ZM87 173H84V174H87ZM108 173H109V172H108ZM153 173H151V174H152L151 176L154 177ZM169 173H168V176L170 175ZM197 173H198V172H197ZM231 173H232V172H231ZM234 173H236V178L238 179V176H237V173H238V172L235 171ZM239 173H240V172H239ZM244 173H245V172H244ZM247 173H249V171H247ZM13 174H16V173H12V175H10V176H8V177H9V178H10V177L13 178V176H15V175H13ZM18 174H16V176H15L16 179H17V177H18ZM40 174H41V173H40ZM48 174L50 175V171H49V173L47 172L46 175H48ZM53 174H54V173H53ZM59 174H58V175H59ZM63 174H65V173H63ZM74 174H75V173L72 172V176H74ZM120 174H121V173H120ZM128 174H129V172H127V175L125 174L126 178H127ZM142 174H143V173H142ZM149 174H150V173H149ZM181 174H182V173H181ZM184 174H185V173H184ZM184 174H182V177L185 178ZM187 174H188V172L186 173V175H187ZM192 174H191V175H192ZM204 174H205V176H207L208 178H207V177H206V178L203 177ZM19 175H20V174H19ZM22 175H23V174L21 173V176H22ZM30 175H26V176H30ZM33 175L30 177V178L32 179V181H34V180H33V178H34ZM37 175H39V177H38ZM46 175H44V176H46ZM49 175H48V176H49ZM82 175H83V174H80V176H82ZM97 175H98V174H97ZM108 175H109V174H108ZM140 175H141V174H140ZM140 175H138V176H140ZM145 175L147 176L148 174H145ZM145 175H141V176H145ZM160 175H161V174H160ZM160 175H159V177H160ZM191 175H190V176H191ZM195 175H194V176H191L192 179H193V177H195ZM222 175H223V173H222ZM226 175H225V176H226ZM233 175H234V174H233ZM250 175H249V176H250ZM257 175H258V176H257ZM261 175H263L262 172H261ZM1 176H2V175H1ZM1 176H0V179H5V178H3V176H2V177H1ZM21 176H19L18 179L22 178L21 180H23V182H25V181H24L25 178H24V177H21ZM48 176L43 177V178H45V179H50V178H51V180H52V178H53V179H56V180L59 178V179H58V180H59V181H58V184H56V183H57L56 180H55L56 183H55L54 180H52V182H51V183L56 184V187H57V185L59 186V184H60V183H59V182H60V179H62L61 177H62L63 175H61V176L59 175L58 178L50 177V176H49V178H47ZM52 176H53V175H52ZM64 176H66V175H64ZM75 176H77V174H75ZM121 176H122V174H121ZM151 176H149V179H150ZM177 176H178V175H177ZM179 176H180V174H179ZM179 176H178V179H179L178 181L181 182V181H180V177H181V176H180V177H179ZM231 176H232V175L228 176V177H229L228 179H230ZM239 176H242V175H239ZM245 176H246V175H245ZM245 176H244V177H245ZM56 177H57V176H56ZM68 177L70 178V176H67V178H68ZM86 177H87V176H86ZM98 177H99V176H98ZM119 177H120V175H119ZM129 177H130V176H129ZM129 177L127 178L128 180H129ZM132 177H133V176H131V179H130V180H133ZM182 177H181V178H182ZM187 177H189V176H187ZM191 177L189 178L190 181H191ZM196 177H195L194 180H197V179L199 180V179H200V178H196ZM198 177H199V176H198ZM222 177H223V176H222ZM226 177H227V176H226ZM232 177H233V176H232ZM244 177H243V178H244ZM246 177H247V176H246ZM11 178H10V179H11ZM15 178H13V179L15 180ZM23 178H24V179H23ZM26 178H27V177H26ZM38 178H39V179H38ZM64 178H65V177H64ZM67 178H66V179H67ZM74 178H75V177H74ZM81 178H83V177H81ZM81 178H80V180H81ZM87 178H88V177H87ZM93 178H94V177H93ZM120 178H122V177H120ZM120 178H119V179H120ZM126 178H125V179L123 178V180H126ZM142 178H143V177H142ZM146 178H147V177H146ZM146 178H145V179H146ZM167 178H168V177H167ZM234 178H235V176H234ZM234 178H233V180H234ZM236 178H235V179H236ZM248 178H249V177H248ZM248 178H246V179L248 180ZM259 178H261V179H259ZM13 179H11V180L13 181ZM18 179H17V180H18ZM66 179H65V181H66ZM83 179H86V178H83ZM83 179H82V181H83ZM89 179H90V178H88L86 181H88ZM117 179H118V178H117ZM119 179H118V180H119ZM134 179H135V178H134ZM136 179H137V178H136ZM143 179H144V178H143ZM143 179H141L142 183H143V181H144ZM156 179H158V178H153V180H155V181H156ZM159 179H160V178H159ZM168 179H169V178H168ZM168 179H167V180H168ZM176 179H177V178H176ZM223 179H224V177H223ZM237 179H236V181H234L235 183L239 181V180H237ZM240 179H242V178H240ZM252 179H253V178H252ZM252 179H251V180L249 179V182H250V181L253 182ZM11 180H8V181H11ZM25 180H26V179H25ZM27 180H28V182L23 183V184H27V183H30V182H31V180H30V182H29V179H27ZM27 180H26V181H27ZM43 180H44V179H43ZM43 180H42V183H43ZM69 180H71V179H69ZM69 180H67V181L69 182ZM76 180H78V179H76ZM91 180H92V179H91ZM128 180H127V181H128ZM130 180H129V181H130ZM160 180H161V179H160ZM162 180H163V179H162ZM181 180H182V179H181ZM184 180H185V179H184ZM184 180H183V181H184ZM194 180H193V182H194ZM256 180H254V181H255V184H258V182H256ZM12 181H11V182H7V183H9V184H10V183L13 184ZM47 181H48V180H46V181L44 182V183H46V184H45L46 186H48V182H47ZM49 181H50V180H49ZM65 181H64V183L67 184L68 182L66 181V182H67V183H66ZM72 181H74V179H72ZM82 181H80V182H82ZM89 181H90V180H89ZM121 181H122V180H121ZM121 181H120V182H121ZM127 181H126V182H127ZM134 181H136V180H134ZM141 181H138V182H141ZM149 181H150V180H149ZM149 181H148V180H147L146 182L144 181L145 184H146L147 182H148V184H149V185L147 184V185L144 186V189L146 188V192L149 191V190H152V192H153V190H154L155 193L157 192V195H159V194H158L159 191H156V189H157V190H159V189H163V190H164V193H166V195L168 196L167 193H168L169 191H166V189H165L166 187L164 186V188H161V187L163 186V184H161V182H164V180H163V181H160V182H158L159 180H157V182L160 183L159 185H160V186L162 185L159 189H158V186H159V185L157 184V182L155 183V184H157V185H155V186H152V185H151L153 188H152V189H149V188H151V186H150L151 183H149ZM178 181H177V182H178ZM188 181H189V180H188ZM190 181H189V182H190ZM202 181H201V179H200V180L198 181V184H197V181H195V185H196V184L199 185V182H200V184H201ZM210 181H211V180H210ZM210 181H207V182L209 183ZM219 181H220V180H219ZM225 181H226V180H225ZM225 181H224V182H225ZM230 181H231V179H230ZM230 181H229V182H230ZM240 181H241V180H240ZM240 181H239L238 184H240ZM242 181H244V179H243ZM20 182H21V183H20V185H21V184H22V181H20ZM38 182H40V180H39ZM78 182H79V180H78ZM78 182H77V184H78ZM90 182H91V181H90ZM93 182H96V181H93ZM115 182H116V181H115ZM124 182H125V181H124ZM138 182H137V183H138ZM152 182H153V181H152ZM179 182H178V183H179ZM185 182H187V181H185ZM185 182H182V183H183V184H186ZM191 182H192V181H191ZM191 182H190V184H191L190 186H192V183H191ZM203 182H202V183H203ZM217 182H218V181H217ZM221 182L224 183L222 179H221ZM231 182H233V181H231ZM234 182H233V183H234ZM244 182L246 183V181H244ZM252 182H250V183H252ZM261 182H264L263 179L261 180ZM0 183H4V181H2V182H0ZM14 183H15V182H14ZM18 183H19V182H18ZM18 183H17V181H16L15 187H13L14 185H12V190H13L14 188H17V187H18V186H17ZM32 183H33V182H32ZM32 183H31V185H32ZM40 183H41V182H40ZM40 183L38 184L39 186L36 185V183H33V184H34L33 187H35V185L38 186V187H40V186H41ZM44 183H43V184H44ZM85 183H86V182H85ZM96 183H97V182H96ZM127 183H129V182H127ZM173 183H174V182H173ZM215 183H216V182H215ZM215 183H213V185H214ZM233 183H231V184H233ZM241 183H242V182H241ZM247 183H248V181H247ZM49 184H50V183H49ZM54 184H53V185H54ZM61 184H62V183H61ZM80 184H81V183H80ZM82 184H83V182H82ZM90 184H93V185H94L95 183H90ZM90 184H89V186L87 187V188H88L87 190H88L89 192L92 191V190L94 189V188H93L92 190H91V189L89 190ZM131 184H133V183H131ZM134 184H135V182H134ZM138 184H139V183H138ZM179 184H180V183H179ZM183 184H182V185H183ZM187 184H188V183H187ZM210 184H211V183H210ZM217 184H218V183H217ZM217 184H216V185H217ZM224 184H225V183H224ZM226 184L228 185V181L226 182ZM243 184H244V183H243ZM263 184H264V183H262V185H263ZM2 185H3V184H2ZM20 185H19V187H20ZM28 185H29V184H27V186H28ZM45 185H42V187L44 186V189H45ZM53 185H49V186H52V187H53ZM63 185H64V184H63ZM84 185H85V184H84ZM84 185H83V186H84ZM86 185H87V184H86ZM96 185L98 186V184H96ZM122 185H123V184L121 183V187H122ZM136 185H137V184H136ZM153 185H154V182H153ZM166 185H167V184H166ZM197 185H196V186H197ZM202 185H203V184H202ZM218 185H219V186H222L223 184L220 185V182H219ZM227 185H224V186H227ZM233 185L236 187V186H237V183H236V184H233ZM240 185H241V184H240ZM246 185H247V184H245V187L243 186V188H246ZM250 185H252V184H249V187L247 186V187H248L247 190L249 189V191L251 190V189H250V188H251ZM253 185H254V184H253ZM253 185H252V189H253V190L257 189L258 191H260V194H259V196H260V195H261V192L263 193L264 188H263V190H262V187L259 186V185H261V184H259V185H255V187L259 186V187H261V189H260L259 187H257V188L254 187V188H253ZM8 186H9V185H8ZM21 186H22V185H21ZM60 186H61V185H60ZM72 186H74V185H72ZM97 186H96V187H97ZM100 186H101V185H99V187H100ZM119 186H120V185H119ZM123 186L126 187V185H123ZM132 186H133V185H132ZM139 186H140V184H139L137 187H139ZM146 186H147V187H146ZM148 186H150V187H148ZM170 186H172V184H171ZM170 186L167 185V190L169 189L168 187H170ZM200 186H201V185H200ZM200 186H198L199 189H200ZM204 186L206 187V186H208V185L205 184ZM234 186H233V187H234ZM0 187H1V186H0ZM25 187H26V186H25ZM25 187L23 186V189H24ZM30 187H32V186H29L28 189H29ZM33 187H32V189H33ZM42 187H41V188H42ZM54 187H55V186H54ZM114 187H115V186H114ZM121 187H120V188H121ZM134 187H135V185H134ZM140 187H142V186H140ZM154 187H156V189H155ZM186 187H187V185H186ZM188 187H189V184H188ZM188 187H187V188H188ZM193 187H194V190H195V186H194V185H193ZM208 187H209V186H208ZM211 187H212V186H211ZM229 187H232V186L230 185V186H228L227 188H225V187H223V188H224V190H225V189L228 190ZM235 187H234V188H235ZM240 187L242 188V186H237L236 188L239 189ZM263 187H264V186H263ZM36 188H37V187H36ZM36 188H34V190H36ZM57 188H58V187H57ZM62 188H63V186H62ZM64 188H65V185H64ZM66 188H67V187H66ZM79 188H80V187H79ZM85 188H86V186L83 187V189H85ZM90 188H92V186H91ZM100 188H104V187H100ZM100 188L97 187V190L99 189V191H103V189L101 190ZM105 188H106V187H105ZM105 188H104V190H105ZM171 188H172V187H170V189H171ZM181 188H182V186H181ZM184 188H185V187H184ZM189 188H190V187H189ZM189 188H188L187 190H189ZM202 188H203V186H202ZM202 188H201V189H202ZM216 188H217V187H216ZM216 188H215V191H216ZM221 188H222V187H218V189H220V190H221ZM234 188H233V190H234ZM241 188H240V189H241ZM18 189H20V188H17V189H15V190H18ZM23 189H22V190H23ZM28 189H27V190H28ZM44 189H42V190H44ZM50 189H51V187H50ZM58 189H59V188H58ZM58 189H57V190L55 189V190L58 191V192H60L59 190H60L61 188H60L59 190H58ZM83 189H82V186H81V190H83ZM95 189H96V188H95ZM95 189H94L93 191H95ZM117 189H118V188H117ZM134 189H136V188H134ZM134 189H133V192H134ZM140 189H142V188H140ZM140 189H139V191H140V192H141V191L143 192L144 189H142V190H140ZM147 189H148V190H147ZM179 189H180V188H179ZM182 189H183V188H182ZM185 189H186V188H185ZM204 189H205V188H204ZM206 189H207V188H206ZM218 189H217V190H218ZM237 189H235V190H237ZM259 189H260V190H259ZM12 190H11V191H12ZM24 190H25V189H24ZM24 190H23V191H24ZM27 190H25V191H27ZM42 190H41V192H38V193H42ZM55 190H53V188H52V189L49 190V191H48V190H45V191L50 192V194H51V192L53 191L52 193L54 194V193L56 192ZM64 190H65V189H64ZM64 190H61V192H60V195H61V196H62L61 193H63L62 191H64ZM77 190H78V189H77ZM87 190H86V191H87ZM107 190H108V189L105 190V193H104V194H107V193H106ZM136 190H137V189H136ZM187 190H185V191L187 192ZM212 190H213V188H212ZM222 190H223V189H222ZM222 190H221V191H222ZM224 190H223V192H224ZM261 190H262V191H261ZM19 191H21V190H18V192H19ZM29 191H30V190H29ZM37 191H40V190L38 189ZM45 191H44V193L46 194ZM54 191H55V192H54ZM67 191H68V190H66V192H67ZM79 191H80V190H79ZM79 191H78V193H79ZM88 191H87V194H90ZM161 191H162V190H160V192H161ZM165 191H166V192H165ZM189 191L192 192L193 190L191 189V190H189ZM205 191H207V190H205ZM228 191H229V190H228ZM228 191H225V192H228ZM239 191H240L239 196H241L240 194H242L241 191H243V190L241 189V190H239ZM239 191H233V194H234V192H235V195L237 196L238 194H236V193H238ZM244 191H246V189H245ZM244 191H243V192H244ZM258 191H257V193H258ZM16 192H17V191H16ZM18 192H17V193H18ZM48 192H47V193H48ZM66 192H65V193H66ZM97 192H98V191L94 192V194H92L93 192L91 193V194H92V199L95 197L94 195H96V197L99 196L98 198L100 199V195L103 194V193H102V192H99V193H101V194L98 195ZM103 192H104V191H103ZM135 192H136V191H135ZM140 192H139V194H140ZM142 192H141V195H143V194H144V195H147V194H148V195L151 196V198H149V200L151 199L150 202L152 201V199L154 200L155 198L160 197V195H159V196H156V194H155L156 197L153 196V197H154V198H153L151 193H147V194H146V193L143 192V194H142ZM150 192H151V191H150ZM162 192H163V191H162ZM175 192H176V191H175ZM175 192L173 191V193H175ZM180 192H181V190H180ZM182 192H183V195H185L184 191H182ZM207 192H208V191H207ZM217 192H219V191H217ZM229 192H231V191H229ZM13 193H14V192H13ZM20 193H21V192H20ZM20 193H19L18 195H19V196L21 195V197H22L23 194H22V193L20 194ZM24 193H25V192H24ZM44 193H43L42 195H44L43 197H45V200H46L48 197H50V198H51L50 200H53V201H54V199H55L56 196H57V195L54 196L53 194H51V195L54 196V199H53V197H51V196L49 195V193H48L46 196H45ZM65 193H63V197H64V195L66 196ZM70 193H72V192H71V191L67 192V195L70 194ZM75 193H76V192H75ZM75 193H74V194H75ZM116 193H118V192H116ZM116 193H115V194H116ZM136 193H137V192H136ZM153 193H154V192H153ZM164 193H163V194H164ZM187 193H188V192H187ZM208 193H209V192H208ZM210 193H211V192H210ZM246 193L248 194V192H246ZM251 193H252V192H251ZM251 193H249V195H250ZM257 193L255 192L254 194H257ZM35 194H36V193H34V196H35ZM79 194H80V196H82V195H85V192H84V194H83V191H82V195H81V192H80ZM91 194H90L89 196L87 195L88 198H87L86 196H83V197H80V196H79V197H76V195H72V197H74V198H71V194H70V196H69V195H68V196H69V200H70V199L72 200V199L79 198V199H77V200H79V202H80V199H81V198H82V199H83V198H84V199L87 198V200L89 201V199H90L89 197L91 196ZM111 194H112V193H111ZM119 194H120V193H119ZM126 194H127V193H124L125 196H126ZM133 194H134V193H133ZM163 194H161V195H163ZM169 194H170V192H169ZM179 194H180V193H179ZM201 194H202V193H201ZM223 194H224V193H223ZM225 194H226V193H225ZM225 194H224V196H222V197H226ZM233 194H229V193H228L227 197L229 196V198H233L234 196H233V197H232V196L230 197V195H233ZM243 194H245V193H243ZM243 194H242V198H244V197H243ZM247 194H246V195H247ZM10 195H11L10 192H5V193H4V191H0V209H1L2 207H4V206H7V205H10V206H11V203H12L11 196L13 197V194H12L11 196H10ZM25 195H26V194H25ZM31 195H32L31 197H33V200H31V201H32V203L34 202V205L30 202V200L28 199L27 195H26V197H27L26 203H27L28 205L30 204L29 207H27L26 204H23V203H25V200H23V199H24V198L26 199V197H24V198L22 197V198H23V199H22V200H23V203H22V201L20 200V201H21L20 204H21V205H24V207L29 208V209H28L29 211H30V206H31V205H33L32 207H35V204H36L35 201H36V200H37L36 202L38 203V204H36V206L38 205V207H39V205H41L40 207H42L43 205L45 206V204L47 203V201H46L45 204H39V203L41 202V200L44 199L43 197H41V196H42L41 194H38V196H35V198H34L33 194H31ZM36 195H37V194H36ZM60 195H59V200L62 201L63 199H61L62 197L60 198ZM131 195H132V193H131ZM135 195L137 196V194H135ZM176 195L178 196V194H176ZM181 195H182V194H181ZM189 195H190V194H189ZM218 195H219V194H218ZM221 195H222V194H221ZM246 195H244V196H246ZM252 195H253V194H251L250 196H252ZM15 196H16V195H15ZM15 196H14V198H15ZM19 196H18V198L20 199L21 197H19ZM28 196H29V195H28ZM47 196H48V197H47ZM68 196H66L65 198L67 199ZM77 196H78V194H77ZM104 196H105V195H104ZM111 196L113 197V202H114V198H117V196H116V197H114L113 195H111ZM118 196L120 197L121 195H118ZM167 196H166V197H167ZM171 196L174 198L173 195H171ZM197 196H198V195H197ZM207 196H208V195H207ZM250 196H248V197H250ZM254 196H256V195H254ZM259 196H258V197H259ZM29 197H30V196H29ZM36 197H40V198H41V200H40V198H39V201H40V202L38 201V198L36 199ZM85 197H86V198H85ZM101 197L103 198V196H101ZM137 197L140 198V195H138ZM137 197H136V199H135V197L133 196V198H134L135 200H141V199H137ZM148 197H149V196H148ZM168 197H169V196H168ZM180 197H181L182 200L185 199V197H184V198H182V196H180ZM186 197H188V196L186 195ZM189 197H190V196H189ZM227 197H226V198H227ZM248 197H246V198H248ZM258 197H257V198H258ZM14 198H13V199H14ZM65 198H64V199H65ZM102 198H101V200H100V201H101L100 204H102V201H103L104 198H106V197H104L103 200H102ZM127 198H128V197H126V199H127ZM133 198L130 197L131 200H132ZM142 198H143V196H142ZM146 198H147V197H145V200H146ZM162 198H164V197L162 196ZM170 198H171V197L167 198L166 200H168V199H170ZM173 198H172V199H173ZM175 198H176V197H175ZM175 198H174V199H175ZM177 198H178V197H177ZM195 198H196V196H195ZM239 198H241V197H238V199H237L235 202H233L232 204L236 203V202L239 200ZM242 198H241V200H242ZM252 198H253V197H252ZM254 198H255V197H254ZM254 198H253V199H254ZM16 199H17V198H16ZM19 199H17V200H18L17 202H19ZM34 199H35V200H34ZM48 199H49V198H48ZM92 199H90V200H92ZM99 199H98V201H99ZM111 199H112V198H111ZM123 199H124V197H123ZM123 199H122V201H121L122 203H123V201H124ZM130 199H129L128 201H130ZM189 199H191V200H188V201H189V202L192 201V203H193V199H194V198L192 199V198L190 197ZM223 199H225V198H223ZM227 199H228V198H227ZM235 199H236V198H235ZM235 199H234V200H235ZM248 199H249V198H248ZM253 199H252V201H253ZM259 199H261V198H259ZM45 200H43V203H44ZM57 200H58V199H57ZM59 200H58V202L60 203ZM69 200H65V201H64V203H65L66 201H68V202L66 203V206H67V204H68V206H69V205H72V204H74V202H75V201H72L71 203H69V202L71 201V200H70V201H69ZM87 200H85L86 203H87ZM93 200H94V199H93ZM96 200H97V198L95 199V202H96ZM119 200H121V199L119 198ZM135 200H134V201H135ZM143 200H144V198H143ZM147 200H148V199H147ZM147 200H146V201H147ZM155 200H157V199H155ZM155 200L153 201V203L155 202ZM162 200H163V199H162ZM162 200H160V201H162ZM164 200H165V198H164ZM164 200H163V201H164ZM176 200H177V201H176ZM176 200H175L176 203H175V202H174V203H175V206L179 208V210H178V209H177V210H178V215H180L181 212H179V211H184V210H181V209H183L184 205L179 207L180 204L178 205L177 202H181V200H180V198H179V200H178V199H176ZM194 200H195V199H194ZM225 200H226V199H225ZM232 200H233V199H232ZM241 200H240V201H241ZM48 201H49V200H48ZM53 201H51V202H53ZM81 201H82V200H81ZM83 201H84V200H83ZM85 201L83 202V204H85ZM98 201H97V202H98ZM108 201H109V200H108ZM115 201H116V200H115ZM128 201H127V202H128ZM132 201H133V200H132ZM141 201H142V200H141ZM169 201H171V199H170ZM184 201H185V200L182 201V204H185V205H186V203H188V201L186 200V202L183 203ZM195 201H196V200H195ZM217 201H218V200H217ZM245 201H247V199H246ZM245 201H244V202H245ZM248 201H249V200H248ZM254 201H257V200H254ZM258 201H260V200H258ZM258 201L256 202V206H257V204H258ZM262 201H263V200H262ZM262 201H260V202H262ZM13 202H15V201L13 200ZM17 202H15V203H13V204L16 205ZM29 202H30V203H29ZM49 202H50V201H49ZM49 202H48V204H49ZM55 202L57 203V201H54L53 204H54ZM77 202H78V201H77ZM77 202H76V203H77ZM89 202H91V201H89ZM89 202H88V203H89ZM92 202L94 203V201H92ZM92 202L89 203V204L91 205V207H93V206H97V205H98L97 203H95V204H97V205H92ZM106 202H107V201H106ZM116 202H117V201H116ZM130 202H131V201H130ZM130 202H129V203H130ZM136 202H138V201H136ZM136 202H135V203L132 202L131 204H132V205H133V204L138 205V204H136ZM150 202H148V203H150ZM164 202H165V201H164ZM171 202H173V200H172ZM198 202H199V200H198ZM208 202H209V201H208ZM213 202H214V201H213ZM228 202H229V201H228ZM260 202H259V204H260ZM41 203H42V202H41ZM59 203L56 204V208H57V209L60 207V205H62L63 202H62L61 204H59ZM81 203H82V202H81ZM81 203H77V205H78V204H81ZM98 203H99V202H98ZM111 203H112V202H111ZM114 203H115V202H114ZM114 203H113V204H114ZM118 203H120V202L118 201ZM122 203H120V204H122ZM124 203H126V202H124ZM143 203H144V201H143ZM143 203H142V204H143ZM145 203H146V202H145ZM153 203H152V204H153ZM158 203H161V202H159V200H158ZM167 203H168V201H167ZM190 203H191V202H190ZM192 203H191V204H192ZM204 203H205V202H204ZM211 203H212V202H211ZM221 203H222V201H221ZM226 203H227V200H226ZM226 203H224V204H226ZM238 203H239V202H238ZM238 203H236V205H237ZM254 203H255V202H254ZM18 204H19V203H18ZM18 204H17V205H18ZM20 204H19V205H20ZM120 204H119V205H120ZM126 204H127V203H126ZM140 204H141V202H140ZM140 204H139V205H140ZM156 204H157V203H156ZM156 204H155V206H156ZM162 204H163V202H162ZM162 204H161L160 206L163 208V205H162ZM176 204H177V205H176ZM191 204H190V205L188 204V206L191 207ZM196 204H197V203H196ZM229 204L232 206L231 202L228 203V205H229ZM241 204H242V202H241ZM244 204H245V203H244ZM247 204H248V203H247ZM263 204H264V202H263ZM263 204H260V205H263ZM17 205L15 206L16 208H17ZM19 205H18V207H19ZM21 205H20V207H23V206H21ZM49 205L52 206V203L49 204ZM49 205H46L47 207L45 206V208H46V209L50 208ZM119 205H118V206H119ZM124 205H125V204H124ZM124 205H122V207H123ZM149 205L151 206V207H150L151 209L148 208V207H147V208H148V210H149V212H150L151 214H149V212L146 210L147 213H148L147 216H151V218H152V213H153L154 209H153V206L151 205V203H150ZM157 205H159V204H157ZM226 205H227V204H226ZM234 205H235V204H234ZM238 205H239V204H238ZM238 205H237V206H238ZM252 205H253V204H252ZM260 205H259V206H260ZM12 206H13V205H12ZM12 206H11V208L13 209ZM62 206H63L62 210H61V208L58 209V212H60V214H59V213H58V214H59L60 216L57 214V211H56V209L53 208V206H52V209H51V210H54V212L56 211V214L58 215V217H56V220L58 219V220H57L58 222H59V220H60L59 218L62 217L61 215L64 214V213H63V209H64L65 204H63ZM62 206H61V207H62ZM72 206H74V205H72ZM72 206H71V207H72ZM79 206H80V205L77 206V208H76L77 211H76V212H80V210L78 211ZM83 206H84V207H83ZM83 206H80L81 211L83 210L82 207L84 208V210H86L85 208L88 207V204H85V205H83ZM99 206H100V205H98V207H99ZM109 206H110V205H109ZM116 206H117V205H116ZM120 206H121V205H120ZM129 206H130V205H129ZM142 206L144 207V205H141V208H140L141 210L135 211V210H136V209H135V210H134L135 213H136V212H140V211H141V212H144L145 210H144V208H143ZM147 206H148V204H147ZM194 206H196V205H194ZM224 206H225V205H224ZM256 206H255V207H256ZM32 207H31V208H32ZM40 207H39V208H40ZM54 207H55V206H54ZM75 207H76V206H75ZM75 207H72V208H74V209H72V210H76ZM114 207H115V206H114ZM122 207H120V208H121V210H122V212H123ZM126 207H127V205L124 206L123 208L125 209ZM130 207H131V206H130ZM130 207H127V208H130ZM137 207H138V206H137ZM170 207H171V206H170ZM197 207H198V206H197ZM210 207H212V206L210 205ZM213 207H214V206H213ZM239 207H240V206H239ZM243 207H244V206H243ZM246 207L248 208V207H250V206H246ZM255 207H254V208H255ZM45 208H44V210H45ZM67 208H69V207H65V209H67ZM88 208H89L90 210H92V208H90V207H88ZM94 208H95V207H94ZM99 208L101 209L102 206L99 207ZM109 208H111V207H108V210H109ZM134 208H135V207H134ZM154 208H155V207H154ZM162 208L160 209V207H159V210H162ZM186 208L188 209L187 206H186ZM186 208L184 207L185 210H186ZM191 208H193V209H190L189 211H188V210H187V211H184V213L186 212V213L189 214V213L191 212V210H193V212H194V207L192 206ZM204 208H205V207H204ZM206 208H207V207H206ZM220 208H221V207H220ZM222 208H223V207H222ZM229 208H230L229 210H231V212H232V209H231L230 206H229ZM236 208H238V207H236ZM251 208H252V207H251ZM17 209H19V208H17ZM17 209H15V210H17ZM33 209H34V210H33ZM33 209H32V212L35 211V208H33ZM41 209H42V208H41ZM103 209H104V208H103ZM131 209H132V207L130 208V213L133 212V209H132V211H131ZM155 209H156V208H155ZM166 209H167V208H166ZM196 209H197V208H196ZM198 209H199V208H198ZM218 209H219V208H218ZM227 209H228V208H227ZM256 209H259V208L256 207ZM262 209H263V208H262ZM10 210H11V209H10ZM15 210H14V211H15ZM20 210L22 211L21 208L19 209V211H20ZM23 210H26V209L23 208ZM36 210H37V211H36L37 213H34L35 216H37V217H38V216L41 217L40 215H43V214H42L43 212H42L40 209H38L37 207H36ZM39 210H40L42 213H40ZM101 210H102V209H101ZM108 210L106 209L107 214H108L109 212H111V210H110L109 212H108ZM127 210H128V209H127ZM142 210H144V211H142ZM172 210H173V208H172ZM199 210H200V209H199ZM199 210H197V212H198L197 214H200V213H199ZM202 210H203V209H202ZM205 210H207V209H205ZM236 210H237V209H236ZM236 210H235V211H236ZM12 211H13V210H12ZM14 211H13V212H14ZM29 211H27V214H28ZM38 211H39V212H38ZM47 211H48V210H47ZM86 211L88 212V210H86ZM151 211H152V212H151ZM165 211H167V213H166ZM168 211H170L169 214H168ZM195 211H196V210H195ZM208 211H209V209L207 210V212H208ZM260 211H262L261 208H260L259 212H260ZM22 212H23V211H22ZM25 212H26V211H25ZM32 212H31V214H33ZM48 212H50V211H48ZM89 212H90V211H89ZM93 212H96V211L93 210ZM124 212H125V211H124ZM127 212H128V211H127ZM141 212H140V213H141ZM160 212H162V213H158V209H157V213H158V214H157L156 212H154L155 214H154L153 217H155L156 214H157V215L162 214V217L159 215V216L162 218V222L159 221V223H160V224H161V223L164 224V222H166V219H167V217H166L167 215H166V214L170 215V214H171V209H170V210H169V209H167V210H162V211H160ZM164 212H165V217H166V218L163 217ZM174 212L177 213L176 210L173 211L172 213L174 214ZM200 212H201V211H200ZM217 212H218V211H217ZM229 212H230V211H229ZM237 212H238V211H237ZM237 212H236V214H237ZM23 213H24V212H23ZM38 213H39L40 215H38ZM62 213H63V214H62ZM90 213L93 214L92 212H90ZM104 213H105V212H104ZM145 213H146V212H145ZM184 213H182V214L184 215ZM186 213H185V215H184V218H186ZM201 213H203V212H201ZM208 213H209V212H208ZM214 213H215V212H214ZM220 213H221V212H220ZM233 213H234V212H233ZM253 213H254V212H253ZM262 213H264V212H262ZM20 214H21V212H20ZM36 214H37V215H36ZM46 214H47V213H45V211H44V215H46ZM48 214H49V213H48ZM48 214H47V215H48ZM56 214H55V213L52 214L53 219H54L55 216H57ZM79 214H81V213H79ZM79 214L77 213L78 216H79ZM83 214H84V212H83ZM96 214H97V212H96ZM96 214H95V215H96ZM99 214H100V213H99ZM102 214H103V212H102ZM128 214H129V212H128ZM143 214H144V213H143ZM188 214H187V215H188ZM190 214H191V213H190ZM192 214H193V213H192ZM205 214H206V213H205ZM224 214H225V213H224ZM229 214H230V213H229ZM238 214H239V213H238ZM250 214H251V213H250ZM255 214H256V213H255ZM29 215H30V212H29ZM50 215H51V213H50ZM65 215H66V214H65ZM87 215H88V213H86V216H87ZM110 215H111V214H109V216H108V215H107V216L110 217V220H111V218H112L113 216L111 217ZM124 215H125V216L127 215L126 212L124 213ZM132 215H133V214H132ZM137 215L140 216V214H137ZM137 215L135 214V216L133 217L134 220H136L135 218L137 217ZM174 215H175L176 217H178L176 214H174ZM174 215H172V216H174ZM195 215H196V214H195ZM200 215H201V214H200ZM211 215H213V214H211ZM214 215H215V214H214ZM219 215H220V214H219ZM221 215H222V214H221ZM256 215H257V214H256ZM260 215H261V214H260ZM260 215H259V216H260ZM263 215H264V214H263ZM20 216H21V215H20ZM52 216H48L50 221L53 220L52 218H50V217H52ZM89 216H90V215H89ZM89 216H87V219L89 218ZM93 216H94V215H93ZM93 216H90V217L93 218ZM102 216H103V215H102ZM127 216H128V215H127ZM127 216H126V219H125V218H123V219L127 220ZM130 216H131V214H130ZM130 216H129L128 218H130ZM139 216H138V217H139ZM170 216H171V215H170ZM170 216H168V218H169V220L167 219L168 221H170ZM181 216H182V215H180V217H181ZM192 216H193V215H192ZM207 216L209 217L210 215L207 214L206 216H204V218L207 217ZM222 216H223V215H222ZM227 216H229V215H227ZM234 216H235V215H234ZM237 216H238V215H237ZM241 216H242V215H241ZM28 217H29V216H28ZM30 217H32V216H30ZM48 217H47V218H48ZM97 217H98V216H97ZM108 217H107V218H108ZM123 217H124V216H123ZM160 217H159V218H160ZM187 217H188V216H187ZM200 217H203V216H200ZM208 217H207V219H208ZM219 217H220V216H219ZM238 217H239V216H238ZM253 217H255V216H253ZM253 217H252V218H253ZM19 218H20V217H19ZM19 218H18V219H19ZM47 218H46V219H47ZM81 218H82V216H81ZM92 218H91V219H92ZM105 218H106V217H105ZM151 218H148V219L145 218V219H146V220H149V219H150L149 221H150V224H151V223H152L151 220L153 219V218H152V219H151ZM156 218H158V217H156ZM156 218H154V219H156ZM161 218H160V220H161ZM178 218H179V217H178ZM212 218H213V217H212ZM222 218H223V217H222ZM234 218H235V217H234ZM259 218L262 219V217H259ZM263 218H264V217H263ZM36 219H37V218H36ZM41 219L44 220V218H40V220H37L38 223H39V221H40V224H41ZM63 219H64V220H63ZM65 219H66V218H64V216H63V218L61 219V221H62V220L65 221ZM68 219H69V218H68ZM78 219H79V217H78ZM78 219H77V221H78ZM101 219H102V217H101ZM101 219H100V220H101ZM145 219H143V221H144ZM154 219H153V220H154ZM171 219H172V218H171ZM173 219H175V218H173ZM182 219H183V217H182ZM187 219H188V218H187ZM189 219H190V218H189ZM197 219H199V217H198V218L196 217L195 221H196ZM201 219H202V218H201ZM201 219H200V220H201ZM214 219H215V218H214ZM254 219H255V218H254ZM43 220H42V221H43ZM84 220H86V219H85V216H84ZM88 220H89V219H88ZM103 220H104V218H103ZM106 220H107V219L104 220V224H105V221H106ZM121 220H122V219H121ZM125 220H124V221H125ZM131 220H132V218H131ZM131 220H130V223H132ZM134 220H133V222H134ZM153 220H152V221H153ZM164 220H165V221H164ZM176 220H177V219H176ZM184 220H185V219H184ZM211 220H212V219H211ZM227 220H228V219H227ZM255 220L257 221V219H255ZM263 220H264V219H263ZM44 221H45V220H44ZM46 221H48V220H46ZM50 221H48V224L50 223ZM86 221H87V220H86ZM86 221H85V222H86ZM91 221L93 222L94 220H91ZM108 221H109V220H108ZM124 221H122L121 223H123ZM127 221H128V220H127ZM127 221H126L125 223H127ZM143 221H142V223H141L142 226H143ZM154 221H155V220H154ZM154 221H153V223H154ZM156 221H157V219H156ZM163 221H164V222H163ZM179 221H180V219H179ZM192 221H193V220H192ZM212 221H213V220H212ZM224 221H225V220H224ZM238 221H239V220H238ZM16 222H17V221H16ZM53 222H54L55 225L58 223V222H56V221H53ZM53 222H51V223H53ZM55 222H56V223H55ZM80 222H82V220H81ZM102 222H103V221H102ZM102 222H101V225H103ZM128 222H129V221H128ZM144 222H145V221H144ZM170 222L173 223V221H170ZM199 222H200V221H199ZM225 222H226V221H225ZM228 222H229V221H228ZM232 222H233V220H232ZM236 222H237V221H236ZM240 222H243L242 219H240ZM42 223H44V222H42ZM63 223H64V222H63ZM65 223H66V222H65ZM88 223L90 224V220H89ZM135 223H136V222H135ZM148 223H149V222H147L146 224H148ZM168 223H169V222H168ZM177 223H178V222H176V224H177ZM183 223H184V224H183L184 226H185V225L187 226V221H186V223H185V222H183ZM188 223H191V226H192V222H188ZM208 223H209V219H208ZM211 223H212V222H211ZM229 223L232 224L231 222H229ZM229 223H228V224H229ZM237 223H238V222H237ZM255 223H256V222H255ZM45 224H47V222H45ZM48 224H47V225H48ZM67 224H68V223H67ZM78 224L80 225V223H78ZM92 224H93V223H92ZM107 224H108V222H107ZM107 224H106V225H107ZM113 224H114V222H113ZM113 224H110V226L113 225ZM146 224H145V225H146ZM150 224H148V225H149V226H148L149 229H150ZM154 224H155V223H154ZM156 224L159 225L158 223H156ZM166 224H167V223H166ZM166 224H165V225H166ZM174 224H175V223H173V224L170 225V223H169V225H170L171 227H172V225H174ZM180 224H182V223H180ZM233 224H234V222H233ZM240 224H243V223H240ZM240 224H238V225H240ZM256 224H257V223H256ZM18 225H19V223H18ZM18 225L15 224V226H18ZM52 225H53V224H52ZM70 225H71V224H70ZM93 225H94V224H93ZM97 225H99V224H97ZM120 225H121V224H120ZM123 225H124V224H123ZM134 225H135V224H134ZM139 225H140V222H139ZM152 225H153V224H152ZM183 225H182V226L178 225V226L181 228V227H183ZM194 225H195V224H194ZM194 225H193V228H194ZM206 225H207V224H206ZM208 225H211V224H208ZM236 225H237V224H236ZM259 225H261V223H259ZM19 226H20V225H19ZM42 226H43V224H42ZM48 226H49V225H48ZM50 226H51V225H50ZM59 226H60V225H59ZM67 226L69 227V225H67ZM67 226H66V227H67ZM84 226H87V225H84ZM130 226H131V225H130ZM135 226H136V225H135ZM146 226H147V225H146ZM146 226H144V228H145ZM160 226H163V225H159V227H160ZM166 226H168V225H166ZM186 226H185V227H186ZM188 226H189V224H188ZM203 226H205V225H203ZM220 226H221V225H220ZM229 226H230V225H229ZM241 226H242V225H241ZM241 226H240V227H241ZM262 226H263V225H262ZM262 226H261V228H262ZM75 227H77V226H75ZM94 227H95V226H94ZM96 227H97V226H96ZM102 227H103V226H102ZM106 227H107V226H106ZM153 227H156V226L153 225ZM159 227H158V229H160ZM163 227H165V226H163ZM198 227H199V225H198ZM235 227H236V226H234V228H235ZM258 227L260 228V226H257V228H258ZM41 228H42V227H41ZM44 228H45V225H44L43 229H44ZM62 228H63V226H62ZM80 228H81V227H80ZM89 228H90V227H89ZM111 228H112V227H111ZM125 228H126V227H125ZM125 228H124V229H125ZM175 228H176V226H175ZM209 228H210V227H209ZM241 228H242V227H241ZM243 228H244V227H243ZM47 229H48V227H47ZM49 229H51V227H49ZM68 229L71 230L70 227H69ZM108 229H110V227H108ZM108 229H105V230L107 231L106 234L111 235L110 233H112V232H110V230L108 231ZM127 229H128V230H129V229L131 230L132 228L129 227V228H127ZM136 229H137V227H136ZM142 229H143V228H142ZM149 229H147V230H149ZM158 229H157V230H158ZM162 229L164 230L165 228H162ZM162 229H160V231H161ZM168 229H170V228H168ZM176 229H177V228H176ZM181 229H182V228H181ZM181 229H180V230H181ZM186 229H187V228H186ZM191 229H192V228H190V230H191ZM206 229H207V228H206ZM212 229H213V227H212ZM229 229H230V228H229ZM231 229H233V226H232ZM75 230H77V229H75ZM89 230H90V229H89ZM89 230H88V231H89ZM118 230H120V228H119ZM147 230H146V231H147ZM155 230H156V228H155ZM177 230H178V229H177ZM194 230H197V229L194 228ZM220 230H221V229H220ZM239 230H241V229H239ZM239 230H237V231H238L237 233H239ZM245 230H246V229H245ZM245 230H244V232H245ZM100 231H101V230H100ZM106 231H105V232H106ZM111 231H112V229H111ZM121 231H122V229H121ZM124 231H125V233H124ZM124 231H123L124 234H126V233L128 232V231H126V230H124ZM150 231L153 232L152 229H151ZM150 231H147V232H150ZM160 231H158L159 234H158V233H156V234L160 235V234H161ZM164 231H165V230H164ZM170 231H174V230H170ZM181 231H182V230H181ZM192 231H193V229H192ZM199 231H200V229H199ZM201 231H202V230H201ZM207 231H208V229H207ZM214 231H215V233H216L218 230L215 229ZM222 231H224V230H222ZM226 231H227V230H226ZM246 231H247V230H246ZM262 231H263V228H262ZM47 232H49V231H47ZM70 232H71V231H70ZM79 232H80V231H79ZM97 232H98V230H97ZM105 232H103V233H104L103 235H105ZM108 232H110V233H108ZM116 232H118V231H116ZM116 232H115V233H116ZM155 232H156V231H155ZM155 232H154V233H155ZM161 232H162V231H161ZM166 232H168L169 234L171 233V232H169L168 230H167ZM166 232H163V233L165 234ZM174 232H175V231H174ZM186 232H187V231H186ZM202 232L204 233L205 231H202ZM218 232H219V231H218ZM231 232H232V230H231ZM240 232H241V231H240ZM248 232H249V231H248ZM22 233H23V232H22ZM43 233H45V232H43ZM77 233H78V232H77ZM80 233H81V232H80ZM121 233H122V232H121ZM123 233H122V234H123ZM179 233H181V232L179 231ZM188 233H189V232H188ZM188 233H187V234H188ZM193 233H194V232H193ZM203 233H202V234L200 233V234H201V237H202V238L200 237L201 239H203V236H202V235H204ZM210 233H212V230H211ZM225 233H226V232H225ZM234 233H236V229H235L234 232L231 233V234H234ZM237 233H236V234H237ZM245 233H247V232H245ZM245 233H244V234H245ZM263 233H264V231H263ZM14 234H15V233H14ZM46 234H47V233H46ZM113 234H114V233H113ZM124 234H123V235H124ZM150 234H151V233H150ZM164 234H163V235H164ZM166 234H167V233H166ZM173 234H174V233H173ZM173 234H172V235H173ZM176 234H178V233H176ZM195 234H196V233H195ZM200 234H199V235H196V236L199 237ZM216 234H217V233H216ZM222 234H223V232L221 233V235H222ZM231 234H230V236H231ZM241 234H243V233H240V235H241ZM247 234H249V233H247ZM252 234H253V233H252ZM252 234H251V235H252ZM15 235H16V234H15ZM119 235H120V234H118V236H119ZM128 235H130V233H128ZM128 235H127V236H128ZM163 235H162V238H163V239H161V243H163V240L166 241V239H167V242H168V241H169L168 237L164 238ZM167 235H168V234H167ZM178 235H179V234H178ZM183 235H185V234L183 233ZM219 235H220V233H219L217 236H219ZM221 235H220V236H221ZM228 235H229V234H228ZM228 235H227V236H228ZM238 235H239V234H238ZM238 235H236L235 238H237ZM18 236H19V234H18ZM101 236H102V235H100V237H101ZM135 236H137V235H135ZM153 236H154V235H152V237L149 236V237H151L150 239H154ZM164 236H165V235H164ZM168 236H169V235H168ZM173 236L175 237L176 235H173ZM179 236L182 237V234L179 235ZM196 236H195V237H196ZM207 236H208V235H207ZM223 236H224V234H223ZM225 236H226V234H225ZM227 236H226V237H227ZM230 236H228V238H230ZM232 236H233V235H232ZM19 237H20V236H19ZM19 237H18V238H19ZM80 237H81V234H80ZM102 237H104V236H102ZM109 237H111V236H109ZM114 237H115V236H114ZM130 237H131V236H130ZM157 237H158V236H157ZM157 237H156L155 239H157ZM169 237H170V236H169ZM174 237H173V238H174ZM191 237H192V234H191ZM193 237H194V236H193ZM195 237H194V238H195ZM197 237H196V238H197ZM241 237H242V236H241ZM244 237H245V235H244ZM247 237H248V235H247ZM247 237H246V238H247ZM249 237H251V236L249 235ZM252 237H253V236H252ZM257 237H258V236H257ZM257 237H256L257 242H260L261 240H258ZM21 238H22V237H21ZM96 238H97V237H96ZM159 238H160V237H159ZM170 238H171V237H170ZM186 238H187V237H185L184 239H186ZM206 238H207V237H206ZM211 238H212V239H214V238L216 239V237H215V236L212 237V235H211ZM228 238H227V239H228ZM233 238H234V237H233ZM246 238H245V239H246ZM254 238H255V237H254ZM14 239H15V238H14ZM83 239H84V238H83ZM105 239H106V236H105ZM109 239H110V238H109ZM198 239H199V238H198ZM204 239H205V238H204ZM209 239H210V237H209ZM212 239H211V240H212ZM217 239H218V240H217ZM217 239H216L217 241L220 240L219 238H217ZM227 239H226V242L228 241ZM230 239H231V238H230ZM238 239H239V237H238ZM238 239H237V241H236L235 239H233V240H234L235 242H238ZM241 239L244 240L243 237L240 238V240H241ZM248 239H249V238H248ZM252 239H253V238H252ZM252 239H249L248 242H249L250 240H252ZM111 240H112V239H111ZM117 240H118V239H117ZM172 240H173V239H171V241H172ZM174 240H175V239H174ZM178 240H179V239H178ZM181 240H182V239H181ZM196 240H197V239H196ZM223 240H225V237H224ZM243 240H242V242H243ZM262 240H263V239H262ZM108 241H109V240H108ZM126 241H127V240H126ZM141 241H142V240H141ZM152 241H153V240H152ZM155 241H156V240H155ZM155 241H154V242H155ZM182 241H183V240H182ZM203 241H204V240H203ZM208 241H209V240H208ZM208 241H207V242H208ZM229 241H232V239L229 240ZM11 242H12V241H11ZM154 242L151 243V244H154ZM157 242H158V241H156V243H157ZM175 242H176V241H175ZM180 242H181V241H180ZM194 242H195V241H194ZM196 242H197V241H196ZM199 242H200V241H199ZM199 242H198V243H199ZM205 242H206V240H205ZM224 242H225V241H224ZM235 242H231V243H235ZM245 242H246V241H245ZM245 242H244V243H245ZM252 242H253V241H252ZM252 242H251V245L253 244V248L255 249V247H256V246L254 247V245H255L254 242H255V241H254L253 243H252ZM15 243H16L17 245H20V244H18V243H19V240H18V243H17V240H15V242H14L13 244H15ZM20 243H22V242H20ZM101 243H102V242H101ZM137 243H138V242H137ZM139 243H140V241H139ZM169 243H171V242H170V241H169L168 243H165V242H164V244L166 245V246H165V245H164V246L167 248V246H169V245H167V244H169ZM173 243H174V242L172 241V244H173ZM177 243H178V242H177ZM184 243H185V241H183V242L181 243V245H184ZM201 243H202V241L199 243L198 246H200ZM210 243H211V242H210ZM214 243H216V241H214ZM219 243H220V242H219ZM221 243H222V237H221ZM231 243H228V244L230 245ZM239 243H241V242L239 241ZM255 243H256V242H255ZM263 243H264V240L262 241L261 244H263ZM36 244H38V242H37ZM41 244H42V247L45 246L43 243H41ZM41 244H40V245H41ZM46 244H47V243H46ZM121 244H122V243H121ZM178 244H179V243H178ZM204 244H205V243H204ZM204 244H201V245H204ZM207 244H208V243H207ZM242 244H243V243H242ZM245 244H246V243H245ZM256 244H258V243H256ZM259 244H260V243H259ZM17 245H16V246H17ZM32 245H33V244H32ZM51 245H52V244H51ZM129 245H131V244H129ZM159 245H160V242H159ZM161 245H162V244H161ZM173 245H174V244H173ZM185 245H186V244H185ZM208 245H209V244H208ZM211 245H212V246H211ZM211 245H210V249L213 248V244H212V243H211ZM217 245L219 246L220 244H218V242H217ZM225 245H227V244L225 243ZM229 245H228V247H229ZM234 245H236V244H234ZM234 245H233V246H234ZM237 245H239V244H237ZM248 245H249V244H247V246H248ZM251 245H250V248H252ZM10 246H11V244H9V246L7 247V249H8L7 252H8V253H9V251L11 252V248L14 247V245H13L12 247H10ZM22 246H24V245H22ZM22 246L20 245V247H22ZM33 246H34V245H33ZM35 246H36V245H35ZM38 246H39V245H38ZM79 246H80V245H79ZM133 246H134V244H133ZM137 246H138V245H137ZM170 246H171V245H170ZM176 246H177V244H176ZM195 246H196V244H195ZM198 246L196 247L197 249H199ZM205 246H206V245H205ZM218 246H216V248H218ZM239 246H240V245H239ZM241 246H242V245H241ZM247 246H246V247H247ZM262 246H264V245H262ZM20 247H18V248H20ZM24 247H25V246H24ZM40 247H41V246H40ZM47 247H49V245H48ZM52 247H53V245H52ZM120 247H121V246H120ZM126 247H129V246L126 245ZM131 247H132V246H131ZM131 247H130V248H131ZM174 247H175V246H174ZM203 247H204V246H203ZM203 247H202V248H203ZM207 247L209 248V246H206V248H207ZM221 247H222V245H221ZM242 247H243V246H242ZM244 247H245V246H244ZM18 248H16V251L19 250ZM25 248H26V247H25ZM25 248L22 247V249H21V248H20V249L23 251L22 253H23L25 256H27V258H28V254H29L28 252H29V251H28V249H26V250H27V251H26ZM27 248H28V247H27ZM43 248H46V247H43ZM43 248H42V250H44ZM53 248H54V247H53ZM130 248H129V250H130ZM135 248H136V244H135ZM168 248H169V250H170L171 247H168ZM168 248H167V249H168ZM177 248H180V251L177 249V250H178V253L181 252V248H182V247L179 245V247H177ZM202 248H200V250H201ZM204 248H205V247H204ZM224 248H225V250L228 249V248L226 249V246H225ZM230 248H231V247H230ZM258 248H259V247H257V249H258ZM263 248H264V247H263ZM46 249H47V248H46ZM51 249H52V248H51ZM83 249H84V248H83ZM131 249H132V248H131ZM136 249H137V248H136ZM173 249H174V248H172V250H173ZM182 249H183V251H182V253H179V256H180L181 254L183 255V253H186V252H187V251H186V252L184 251V249H187V248L183 247ZM210 249H209V250H210ZM214 249H215V246H214ZM221 249H223V248H221ZM233 249H234V248H233ZM236 249H237V248H235L234 250H236ZM239 249H240V248H239ZM242 249H244V248H241L240 251H241ZM248 249H249V247H248ZM254 249H252V250H254ZM257 249H255V250H257ZM260 249H261V248H260ZM12 250H13V249H12ZM21 250H19V252H20ZM42 250H40V253H42V254H41V257H42V255H43V256L45 255V253L43 254V252H45V250H44V251H42ZM55 250H56V248H55ZM55 250H53V251L56 253ZM124 250H125V249H124ZM175 250H176V248H175ZM209 250L207 249V251L211 253V251H209ZM223 250H224V249H223ZM249 250H250V249H249ZM255 250H254V252H256ZM258 250H259V249H258ZM16 251L14 250L13 252H16ZM24 251H25V253H24ZM41 251H42V252H41ZM165 251H167V250H165ZM173 251H174V250H173ZM215 251L217 252L218 250H215ZM244 251H245V250H244ZM247 251H248V250H247ZM250 251H251V250H250ZM261 251H262V250H261ZM261 251H260V252H261ZM26 252L28 253L27 255H26ZM97 252H98V251H97ZM171 252H172V251H170V253H171ZM174 252H175V251H174ZM174 252H173V253H174ZM201 252H202V251H201ZM201 252H197V253L200 254ZM204 252H206V249L204 250ZM220 252H221L220 255H222V254L224 253V251H220ZM222 252H223V253H222ZM231 252H232V250H231ZM241 252H242V251H241ZM257 252H258V251H257ZM11 253H12V252H11ZM50 253H52V252H50ZM109 253H110V252H109ZM175 253H177V251H176ZM194 253H195V252H194ZM210 253H208L207 255H208V256H209V255L211 256ZM218 253H219V252H217V254H218ZM226 253H227V252H226ZM232 253H234V252H232ZM246 253H247V252H246ZM246 253H245L244 255H246ZM251 253H252V252H251ZM258 253H259V252H258ZM12 254H14V253H12ZM18 254H19V253H18ZM18 254H17V255H18ZM74 254H75V253H74ZM88 254H89V253H88ZM166 254L169 255V252L166 253ZM187 254H188V253H187ZM187 254H185V257H186ZM213 254H214V253H213ZM213 254H212V257L215 258L217 255L214 254V255H216V256H213ZM235 254H238V252H236ZM239 254H240V255H241V254L243 255V253H239ZM249 254H250V253H248V254L246 255V256L248 257V259L245 258V261H246V260H249L248 262H252V261H254L253 259H256L255 256H256L257 254L254 255V256H252L253 259H252L251 261H250V258H249V256H248ZM10 255H11V254H10ZM15 255H16V253H15ZM29 255H30V254H29ZM85 255H87V254H85ZM85 255H84V257H85ZM117 255H118V254H117ZM126 255H127V253H126ZM126 255H125V256H126ZM171 255H173V254L171 253ZM200 255H201V254H200ZM202 255H203V254H202ZM218 255H219V254H218ZM223 255H224V254H223ZM230 255H231V253L229 254V256H230ZM233 255H234V254H233ZM242 255H241V256H242ZM244 255H243V257H245ZM251 255H252V254H251ZM263 255H264V252H263ZM263 255H261L262 257L259 255V256L261 257V258L259 257V260L264 261V259H263ZM51 256H52V255L50 254V256H49L50 259H51V260H52V259L54 260V258H52ZM77 256H78V255H77ZM77 256H76V257H77ZM87 256H88V255H87ZM89 256H90V255H89ZM93 256H94V255H93ZM118 256H119V255H118ZM173 256L175 257V258L173 257L174 259L168 257L167 255H166V258L168 257L169 260H174V261H175L174 263L177 264L176 259H177L178 256H177V255H176L177 257H176L175 255H173ZM197 256H198V254H197ZM208 256H206L207 259H209ZM210 256H209V257H210ZM224 256H225V258H226V255H224ZM229 256H228L226 259L229 260ZM237 256H238V255H237ZM237 256H236V257H237ZM257 256H258V255H257ZM257 256H256V257H257ZM17 257H18V256H17ZM41 257H40V258H41ZM44 257L46 258V256H44ZM91 257H92V254H91V256H90L89 258H91ZM110 257H111V256H110ZM121 257H122V256H121ZM126 257H127V256H126ZM133 257H134V256H133ZM162 257H163V256H162ZM162 257H161V258H162ZM164 257H165V256H164ZM181 257H182V256H181ZM183 257H184V256H183ZM183 257L181 258V259H182L181 261L184 262V260H183L184 258H183ZM199 257H200V256H199ZM199 257H198V258H199ZM206 257L204 258V256H203L204 259H206ZM218 257H219V256H218ZM231 257H232V255H231ZM234 257H235V256H234ZM238 257H239V256H238ZM252 257H251V258H252ZM81 258H83V257H81ZM87 258H88V257H86V258H84V259L87 260ZM136 258H137V257H136ZM136 258H135V260H136ZM192 258H193V256H192ZM198 258H196V255H195V259H194V260H196V259H198ZM225 258H224V260H225ZM240 258H241V257H240ZM13 259H14V257H13ZM25 259H26V258H25ZM29 259H31V258L29 257ZM29 259H28V260H29ZM42 259H43V258H42ZM50 259L48 258V260H50ZM79 259H80V258H79ZM79 259H78V261L81 260V259H80V260H79ZM84 259H82V260L84 261ZM92 259H93V257H92ZM106 259H107V258H106ZM114 259H115V258H114ZM122 259H123V261H122ZM122 259H121V261H119V262H124V256H123ZM125 259H126V258H125ZM127 259H128V258H127ZM129 259H130V257H129ZM132 259H134V258L131 257V260H132ZM189 259H190V256H189ZM189 259H187V260L189 261ZM204 259H202V256H201V259L198 260V261L201 262V261H204ZM207 259H206V260H207ZM210 259H211L210 261L208 260V262H209L208 264H210L211 261H212L211 264H214L215 262H217L216 259H215V261H214V259H212L211 257H210ZM219 259H221V258L219 257ZM230 259L233 260V258H230ZM238 259H239V258H238ZM238 259L235 258L236 261H237ZM241 259H242V258H241ZM257 259H258V258H257ZM19 260H20V262L22 261L21 259H19ZM28 260L26 259L27 263H28ZM37 260H38V259H37ZM51 260H50V261H51ZM75 260H76V259H75ZM86 260H85V262H86ZM88 260H89V259H88ZM88 260H87V263H88ZM131 260H128L127 262H129V261L131 262ZM177 260L179 261V258H178ZM190 260L192 261L193 259H190ZM206 260H205V261H206ZM243 260H244V258H243ZM243 260L241 261V264L244 263ZM259 260H256V261H254V262L256 263V262H258ZM14 261H15V260H14ZM23 261H24V260H23ZM39 261H40V260H39ZM39 261H38L39 264L44 263V262H42V261H41V263H40ZM43 261H44V260H43ZM45 261H47V260H45ZM50 261H47V262L49 263ZM54 261H56V260H54ZM54 261H53V262H54ZM83 261H80V262H81L82 264H84ZM92 261H93V260H92ZM94 261H95V259H94ZM94 261H93V262H94ZM96 261H97V257H96ZM96 261L93 263V262H91V260H90L91 264H92V263H93V264H96V263H97ZM115 261H116V260H115ZM188 261H186V259H185V263H186V262L188 263ZM191 261H190V263L192 264ZM198 261H197V262H198ZM222 261H223V260H222ZM222 261H221V262H222ZM18 262H19V261H18ZM35 262H37V261H35ZM47 262H46V263H47ZM64 262H65V261H64ZM80 262H79L78 264H80ZM106 262H108V261H106ZM110 262H111V261H110ZM110 262H108V263H110ZM127 262L125 261L123 264H128ZM130 262H129V264H131ZM134 262H135V261H134ZM134 262H133L132 264H134ZM169 262H170V261H169ZM213 262H214V263H213ZM218 262H219V261H218ZM229 262H230V261H229ZM233 262H234V261H233ZM238 262H239V260H238ZM248 262H247V263L245 262L244 264H248ZM22 263H23V262H21V264H22ZM31 263H32V262H31ZM38 263H37V264H38ZM72 263H74V262H70V263H68V264H72ZM75 263H76V262H75ZM101 263H102V262H101ZM108 263H107V264H108ZM111 263H112V262H111ZM136 263H137V262H136ZM170 263L173 264L172 262H170ZM180 263H181V262H180ZM203 263H204V262H203ZM203 263H202V264H203ZM231 263H232V262H231ZM255 263H253V264H255ZM258 263H259V262H258ZM258 263H257V264H258ZM261 263H262V262H261ZM261 263H260V264H261ZM11 264H14V263H11ZM17 264H18V263H17ZM23 264H24V263H23ZM49 264H53V263L50 262ZM64 264H67V263H64ZM88 264H90V263H88ZM99 264H100V263H99ZM183 264H184V263H183ZM193 264H196V262H193ZM197 264H199V263H197ZM200 264H201V263H200ZM215 264H216V263H215ZM217 264H221V263L219 262V263H217ZM228 264H229V263H228ZM234 264H236V263H234ZM263 264H264V263H263Z\"/></svg>",
    "mask_w": 264,
    "mask_h": 264
}]
</instances>
